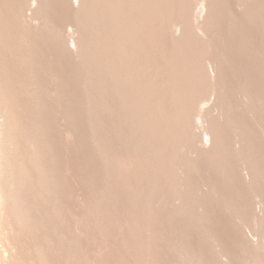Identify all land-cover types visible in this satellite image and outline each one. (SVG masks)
Instances as JSON below:
<instances>
[{
	"label": "rangeland",
	"instance_id": "1",
	"mask_svg": "<svg viewBox=\"0 0 264 264\" xmlns=\"http://www.w3.org/2000/svg\"><path fill=\"white\" fill-rule=\"evenodd\" d=\"M1 1V3L0 4H2V5H0V10L2 11H0L1 13L0 14H2L3 12H6V10H7V8H8V6L9 5H14L15 3H14V1L13 0H11L10 2H9V0H7V1H5V0H0ZM7 2V4H5V2ZM44 1V0H43ZM42 0H41V2H40V4H39V6H38V11H40L39 13H41V14H43L44 13V15H45V17H43V16H41V17H37V19H35L36 21L37 20H39V21H37V23L35 22H29V21H27L28 23H26L25 25H23V27H21L20 28V26H21V24L19 25V27L17 26H15V24L17 25V23H15V22H13L14 21V19L12 20L11 18V20L10 19H8V21L5 23V24H7V27H8V29L6 30L5 29V24L2 22H0V25H2V26H0L1 28H3L4 27V29L5 30H3V31H5V33L7 34V32L6 31H11V32H13L14 33V31H17V28H20V29H22L21 30V32H22V34H17V35H15L17 32H15V34H13V35H15L14 36V38L15 37H19L18 38V40L20 41H18V43H19V45H18V47H16L17 48V50L14 48L15 46H17V44L13 47V48H11V50L12 51H14V52H12L11 50H9V51H5L7 48H9L10 49V47H8V45L7 46H3V45H1V47L3 46V47H7V48H5V50H3L4 48L2 47V50H1V47H0V52H2V53H0V84H2V85H4V84H10V81L12 80L11 78H14L12 81H11V85H9V86H11L10 87V91H9V93H11L12 91V95L13 96H11V95H7L8 96V98L9 97H12V98H9V103H11L10 105L12 106V110L13 109H15V110H11V112H13L16 116H14L13 115V113H10L8 116V118H9V123H11L12 122V120L14 119H16L18 122H14V120H13V122H14V124L15 123H17V125L15 124H13V125H11V126H13V127H15V126H18V127H20L21 128V131H22V129H23V131H24V127L28 130V132L31 134H29L30 136H32V138H34V137H36L35 135H37V136H39L40 134L42 135V137L41 136H39L41 139V143H43V144H46L45 145V148L43 147L44 145L42 144L41 146L43 147L41 150H39V149H37V151L40 153H38V152H36L35 153V155H31V153L29 152L28 154H26V152H28L29 150H28V147H27V143H26V141H23V138H20L19 136H22V135H18V137H16V135H13L14 136V138H13V146L14 145H16V146H14V148H12V149H14L15 150V148H17V151L15 150V152H17L18 153V150H19V152L21 153H18V154H16L17 155V157L19 158L20 156V158L18 159L17 157H13L12 159L15 161V159L17 158V160L18 161H15L16 162V165L17 166H19L20 164L22 165V166H25L24 165V163L26 164V162H27V164H26V166H25V168L24 167H22L21 165L19 166V167H17L16 165L14 166V165H12L13 166V168L15 169V171L16 172H14V173H18V177H20L22 174H23V176L22 177H24V178H22V179H20L21 180V182L23 183V184H20L21 182H19L17 179H19L18 177L17 178H14V180H13V178L11 179V181H12V183H14L15 182V184H12L13 186L12 187H14V185H16V187L18 186V188H16V189H18V190H16L15 189V187H14V190H15V192L17 193L18 191V193L16 194L15 192H14V194H15V196H17V197H15V199H13L14 197V194L12 193L13 192V188L12 187H10V189H9V192H10V195L9 196H12L13 198L11 199L9 196H7V198H8V200H4L3 201V204H2V206H1V209H0V221L3 223H1L0 222V227H1V229H0V237L2 238H4V240H2L1 242H0V264H8L9 262V264H65L66 262H67V264H149V262H150V264H153V262L155 263V264H176L177 262V264H187L188 263V261H189V263L188 264H195V262H196V264H264V256L262 257V255H264L263 253H264V241H263V239H264V230H263V228H264V209H263V207H264V153H262V152H264V147L262 148V146H264V132L262 133V130H264L263 128H264V108H263V106H264V87H262V86H264V44H262V43H264V0H249V2H248V0L246 1V0H199V3H198V1L197 0H194V2H192V4H190L189 5V2L191 3V1H193V0H190V1H188V3H186L187 2V0L185 1V0H170L171 1V4H169L170 5V7L171 8H169V11L167 10V8H166V10L167 11H164L163 12V14L164 15H162V16H164V18H165V20H162L161 19V22L160 21H158V20H156V22L154 23V22H152L155 26H153V24H150V25H152V31H150V32H154V30L156 31V33L159 31V29H160V32H158L157 34L160 36L158 39L160 40L162 37H163V39H161V41L160 42H158L159 40H157V39H155V41H157L156 42V44L155 45H157V47H158V45H159V43H160V45H159V47L157 48L156 47V52L155 53H157V54H155L154 53V55H153V57L151 58L152 59V61H154V62H151L150 61V63H149V65L150 66H154L153 64H159V66L158 65H156V66H158V67H156V68H158V69H153V68H155V67H150V66H148L149 68H148V70H149V72H150V78L151 79H153L152 81L154 82V81H156L157 83L158 82H160V84H161V82H162V80H163V85L165 84H167L168 82H170V83H168V84H171V81L172 80H175V75H176V77H177V74H178V72L180 73L179 75L180 76H182V77H180L179 75H178V78H183V77H185V76H187L189 73H186V71H185V75H184V73H181V70L180 71H175V70H173L172 72H171V70H169V72L170 73H173V74H170L169 72H168V74H167V71H168V67L170 66V68H171V66H175L176 67V65H178L177 63H176V61H175V59L177 60H179L180 58H181V56L180 55H182L183 56V53H186L187 55L189 54V55H193V56H191V57H194V58H196L195 56H194V54H196V56L198 55V57H205V58H203V59H206L205 61H207L208 62V60H210V59H212L213 58V60H214V56H216V58H218V59H216V61L214 60V63L212 62L213 60H210L209 62L211 63H213V65H220L219 67H215V70H213V71H215L213 74H211V72H213V71H210L211 69H208L209 71H210V73L208 74L207 72H208V70H206L205 69V65L207 64V62L205 63V62H203V63H205V64H203L202 66H201V68L199 67L198 69H200V71H202V69L205 71H207L206 73H203L204 71H202V76H204L205 77V81L207 80V82L209 83V85H208V83H206L207 84V86H206V84L204 83V77L203 78H201L200 80H201V82L202 83H204V89L202 90V88L200 89H198V91L199 92H201L200 90H202V92L201 93H204L205 94V96L204 95H200V93H199V96H200V98L201 99H203V97H209V98H205V103H206V101L208 100V101H210L209 103H208V101H207V103L206 104H203L202 102H201V105L203 106H201L199 103V105L196 103V106L194 107V109L196 108H198L199 109V107H200V112H201V110H202V112L203 113H201V114H203L205 117H207V119H204V116L202 115V116H200L201 114H199L200 112L198 111V109L195 111V113H196V115L197 116H195V113H193V118H194V121L196 120V122H197V124H195V127H194V123H196V122H194L193 121V119L191 118V122L193 123V125H192V123L191 122H189L188 120V122L186 121H184L183 122V125H185V123H186V128H185V126H184V128H183V131H184V134H183V137L182 138H184V139H181L180 140V143L183 145V144H185V145H187V144H189V142H190V144H189V146L190 147H188V146H182L181 144V147L183 148L184 147V151H182V149L181 150H179V147L180 146H176V147H178L177 149H176V151H175V148L176 147H173V146H171V144H169L168 142H166V141H159V143L156 141V140H154V139H150L151 137H152V133L153 132H156L155 130H159V128L161 127V126H155L152 130L150 129V128H152V127H150L149 128V130L148 131H150V132H148L149 134H148V136L146 135L147 133H146V131L144 130L145 128H144V126L143 125H141V124H145V121L144 120H142L143 122L139 125V124H137L136 123V125H134V122H132L131 120H129V119H127L126 118V115L127 114H125V112H124V107H123V105H122V103L121 102H119L120 103V105L119 104H117V103H115V99L113 100V98L112 97H115V93H114V95H113V92L112 91H114V89H116V91L118 92L119 91V89H118V87L116 86L115 88H114V86H112L113 84L111 83V81L110 80H107V79H109V77L107 78V76L108 75H106L103 71H104V69L103 70H101L102 68H100L101 66H100V64L101 63H99V60H98V62L96 61L97 59H99V58H95V61L94 62H96L95 63V65H93L92 63V59L93 58H91V60L89 59L90 57H91V55L95 52H93V49H91V45H94V44H92L93 43V40H95V39H92V40H89V38H90V34L91 33H95L96 31H92L91 33H90V31H91V29L89 28V31H86L87 29V27H94L95 25H96V21L98 20H100L101 19V17H100V19L98 18V16H96L97 18H94L95 16H93V18L94 19H97V20H95L94 21V19H91L90 21H89V19H90V17H92V12H91V15L89 16L88 14V16H87V18L89 17V19L86 21L85 20V24L87 25V23L88 24H91V23H95L94 25L93 24H91V25H88V26H86L85 25V27H84V29H86V30H84L83 29V27L81 28V26L78 24V23H80V21H77V19H78V17L76 16V10H75V8L77 9L78 8V5H79V3L76 1V0H71L72 2H75L76 1V3H72V6H71V3H69L70 2V0H69V2H67L68 3V5H70L71 7V10L70 9H68V5H67V3L66 4H63V3H65L66 2V0L64 1V0H59L60 2H62V4L60 3V2H56L55 0H45L46 1V3H44ZM58 1V0H57ZM68 1V0H67ZM176 2V3H174V2ZM195 1H197V2H195ZM200 1L201 2H204L207 6H205V4H204V6H203V3L202 4H200ZM214 1V2H213ZM5 4V6L4 7H2L3 6V3ZM8 2H9V5H8ZM56 2V4H54ZM92 2V1H91ZM180 2H184V3H180ZM207 2V3H206ZM209 2V3H208ZM232 3V5H231V3ZM243 2V3H242ZM195 3V4H194ZM197 3H198V6H197ZM226 3V4H225ZM257 3H258V5L259 6H256L257 5ZM76 5L77 7H74L73 5ZM78 4V5H77ZM173 4V5H172ZM178 6H177V5ZM195 5V6H192V5ZM212 4L214 5V6H212ZM220 4V5H219ZM229 4H230V6H229ZM251 4V5H250ZM82 5V4H81ZM181 5H184V9H187L189 6H192V7H189L188 9H190L191 11L189 12V11H187V10H184V9H182L181 7H179V6H181ZM185 5H189V6H185ZM199 5H202L203 7H199ZM210 5L212 6V8L210 7ZM221 5H222V7H221ZM226 5V6H225ZM55 6V7H54ZM219 6V7H218ZM229 6V7H228ZM5 7H6V9H5ZM74 7V9H73V12H72V8ZM85 7H88V6H86V5H84V8ZM178 7H179V10H176V8L178 9ZM193 7H196V8H198V10L199 9H203L204 10V7H206V9H205V13H203V10L201 11L200 10V12L199 11H195V10H193V9H191V8H193ZM262 7V8H261ZM3 8H4V11H3ZM47 8V9H46ZM52 8V10H49V9H51ZM67 10H65V9ZM82 8H83V6H82ZM174 8V9H173ZM196 8H194V9H196ZM207 8H208V10H207ZM46 9V10H45ZM172 10V12H171V10ZM183 10V12H182V10ZM215 9V10H214ZM228 9V10H227ZM68 10H70V11H68ZM84 10V9H83ZM88 10V9H87ZM86 10V11H87ZM175 10V11H174ZM197 10V9H196ZM210 10V13H208L207 11H209ZM54 11V12H53ZM56 11V12H55ZM59 11V12H58ZM74 11H75V14L73 15V13H74ZM192 11H194V14H193V16H195V17H192ZM219 11V12H218ZM229 11H231V13L229 12ZM235 11V12H234ZM238 11V12H237ZM248 11V12H247ZM65 12V14L66 15H64L63 13ZM165 12H166V14H165ZM174 12V13H173ZM182 12V13H181ZM184 12H186V15H187V17H185L184 15H185V13ZM190 13V15L189 14H187V13ZM192 12V13H191ZM197 12H199V13H197ZM228 12H229V14H228ZM52 13V14H51ZM54 13V14H53ZM69 13H72L71 15H69ZM173 15H172V14ZM183 15L185 18L183 19L182 17H179L180 15ZM200 13H202V14H200ZM206 13H207V15H206ZM221 13V14H220ZM236 13H237V15H236ZM244 13V14H243ZM247 13V14H246ZM263 13V14H262ZM68 14V15H67ZM89 14H90V12H89ZM175 14H176V16H175ZM197 14V15H196ZM214 14V15H213ZM233 14V15H232ZM250 14H252V16L250 15ZM189 15V16H188ZM201 15V16H200ZM216 15V16H215ZM221 17H220V16ZM225 15V16H224ZM228 15H230V16H228ZM232 15V16H231ZM242 15V16H241ZM66 16V17H65ZM74 17L75 18V21H73L74 19H72L71 17ZM191 16V17H190ZM199 16V17H198ZM211 16V17H210ZM233 16H234V19H233ZM237 16V17H236ZM245 16V17H244ZM1 17H2V15H1ZM54 17V18H53ZM57 17V18H56ZM178 17V18H177ZM200 17H201V20H200ZM206 18V17H209V18H206L207 19V21H206V19H204V18ZM225 17V18H224ZM227 17V18H226ZM232 17V18H231ZM244 17V18H243ZM250 17V18H249ZM255 17V18H254ZM259 17V18H258ZM39 18V19H38ZM43 18V20H40V19H42ZM64 18V19H63ZM67 18H69V20L67 19ZM70 18H71V20H70ZM162 18V17H161ZM169 18H171V19H169ZM186 18H189L188 20L189 21H187V19ZM213 18H214V20H213ZM220 18V19H219ZM229 18V19H228ZM239 18V19H238ZM261 18V19H260ZM46 19H48V20H46ZM67 19V20H66ZM173 19H174V21L176 22L178 19H180V20H178L177 22H179L177 25H175L176 23L173 21ZM175 19H177V20H175ZM185 19H186V21L190 24H187V22L185 21ZM194 19V20H193ZM195 19H196V21H195ZM210 19V20H209ZM253 21H252V20ZM1 20V19H0ZM9 20L10 21H12L10 24H8L9 23ZM45 20V21H44ZM63 20V21H62ZM79 20V19H78ZM94 22H93V21ZM160 20V19H159ZM167 20H169V21H167ZM181 20H184V21H182L183 23H181ZM193 20V21H192ZM198 20V21H197ZM211 20H213V21H211ZM220 20V21H219ZM228 20V21H227ZM246 20V21H245ZM2 21H3V19H2ZM40 21H41V23H40ZM43 21V22H42ZM59 21V22H58ZM69 23L68 25H67V22ZM90 23H89V22ZM158 21V22H157ZM164 21H166L167 23H166V25H165V22ZM170 21H173L174 22V24L172 23V22H170ZM195 21V22H194ZM200 21V22H199ZM203 21H204V23L205 24H203ZM223 21L225 22V23H223ZM232 21H233V23H232ZM248 21H250V22H248ZM262 21V22H261ZM44 22H46V23H44ZM72 22H73V25H72ZM75 22V23H74ZM160 22V23H159ZM162 22H164L163 24H162ZM184 22L186 23V25L184 26ZM217 24H216V23ZM221 23V25L223 26H221V25H218V23ZM234 22H236V24H234ZM248 22V23H247ZM258 24H257V23ZM15 23V24H14ZM50 24V26H49V24ZM57 23H59V24H57ZM157 23H159L160 24V26H162V29H161V27L159 26V24H157ZM169 23V24H168ZM180 23H181V25H180ZM192 23H194V24H192ZM201 24V25H203L204 27H206V30H204V27L203 26H198V24ZM219 23V24H220ZM13 24V26H10V25H12ZM44 24H46L47 26L45 27L44 26ZM53 24H55V25H53ZM71 24V26H69ZM74 24H76L75 25V27H74ZM157 24V25H156ZM162 24V25H161ZM170 25V24H172L173 26L175 25V27H176V29H175V27L174 28H172V26L170 25V30L171 31H173L172 29H174V33H172L168 28V25ZM182 24H183V26H182ZM196 24V25H195ZM210 24V25H209ZM212 24V25H211ZM262 24V25H261ZM4 25V26H3ZM40 25V26H39ZM51 25H52V27H51ZM60 25V26H59ZM63 25L64 26H66L67 28L69 27H71L68 31H69V34H68V31H66V30H64V28H63ZM77 25L79 26L78 28H77ZM166 26V31L165 32H163L165 29V26ZM189 25V26H188ZM195 25V26H194ZM217 25H218V27H217ZM225 25V26H224ZM242 25V26H241ZM37 26V27H36ZM49 26V27H48ZM55 26H56V28H55ZM58 26L60 27V29L61 30H63V32H61V31H59L60 29L58 28ZM62 26V27H61ZM178 26V27H177ZM179 26H181L180 27V31H177V30H179ZM191 26H192V28H191ZM213 26V27H212ZM234 27V29H237V30H235V32H234V29H232L233 27ZM237 26H239V27H237ZM254 26V27H253ZM6 27V28H7ZM14 27V29H12ZM16 27V28H15ZM31 27H33V28H31ZM39 27V28H38ZM42 27V28H41ZM45 27V28H44ZM48 27V28H47ZM156 27V28H155ZM187 29H186V28ZM194 27L196 28L195 30H194ZM200 27H201V30L204 32V33H201V30H200ZM232 29V30H230V28ZM237 27V28H236ZM241 27V28H240ZM242 27H243V29H242ZM251 27V28H250ZM257 27H259V28H257ZM0 28V32L2 33V29ZM56 30H55V29ZM73 28V29H72ZM81 28V29H80ZM155 28V29H154ZM159 28V29H158ZM172 28V29H171ZM178 28V29H177ZM183 28V31H181V29ZM197 28H199V29H197ZM203 28V29H202ZM208 28V29H207ZM210 28H212V29H210ZM215 28V31L213 30ZM227 28V29H226ZM16 29V30H15ZM35 29H36V31L37 32H35ZM49 29V30H48ZM57 29H59V30H57ZM77 29V31H75V30ZM84 31H83V30ZM154 29V30H153ZM164 29V30H163ZM185 29V30H184ZM220 29V30H219ZM222 29H224V30H222ZM241 29V30H240ZM257 29V30H256ZM259 29H260V31H259ZM23 30H25V33L23 32ZM34 30V31H33ZM40 30V31H39ZM44 30L46 31V33L44 32ZM48 30V31H47ZM53 30V31H52ZM71 30H73V31H75L76 33L74 34ZM93 30V29H92ZM94 30H95V28H94ZM163 30V31H162ZM187 30V31H186ZM226 30H227V32H226ZM249 30V31H248ZM9 31V32H10ZM56 31V35L57 36H54V32ZM59 31V32H58ZM66 31V32H65ZM100 30H97V32H99ZM176 31H177V34H179L178 36H175V34H176ZM190 31V32H189ZM193 31H194V33H193ZM197 31H198V33H197ZM207 31V33H205ZM230 31V32H229ZM240 31V32H239ZM257 31V32H256ZM8 32V33H9ZM53 34V36H52V34ZM58 32V33H57ZM71 32H72V34H71ZM78 32H81V33H78ZM89 33V35H88V33ZM100 32H102V30L100 31ZM99 32V33H100ZM166 32H168V34H166L167 36H165V33ZM171 34H170V33ZM193 34H192V33ZM201 34H200V33ZM209 32V33H208ZM211 32V33H210ZM231 32H232V34H231ZM238 32V33H237ZM0 33V34H1ZM4 33V32H3ZM2 33V34H3ZM4 33V34H5ZM27 33V34H26ZM42 33V34H41ZM44 33V34H43ZM65 33V35L63 36V34ZM85 33V35H82V34H84ZM183 33H185V34H183ZM190 33V34H189ZM221 33V34H220ZM223 33V34H222ZM226 33V34H225ZM247 33H249V34H247ZM255 33V34H254ZM259 33V34H258ZM0 35V38H2V39H0L1 40V42L5 39V40H10L9 38L10 37H8L7 39L5 38L6 37V35ZM39 34V35H38ZM60 34V35H59ZM172 34H174V39L172 38V41H171V37H173V35ZM176 34V35H177ZM191 34H192V36H191ZM195 34V35H194ZM202 34H204L203 36H202ZM220 34V35H219ZM228 34H230V35H228ZM235 34V35H234ZM241 34L243 35L242 37H241ZM73 37L74 35L76 36H78L79 35V38H81L82 36V41L83 42H81V39H80V41H78L79 43V45L77 44L76 45V43H77V40H78V37L77 38H72L71 39V37ZM82 35V36H81ZM156 35V34H155ZM171 35V36H170ZM183 35V36H182ZM185 35V36H184ZM187 35V36H186ZM201 37H200V36ZM218 35V36H217ZM5 36V37H4ZM36 36V37H35ZM38 36H40V37H38ZM48 36V37H47ZM61 37V36H63L64 38H59V37ZM67 36H68V39H66L65 40V38H67ZM74 36V37H75ZM170 36V37H169ZM181 36V37H180ZM190 36H191V38H190ZM217 36V38H215ZM230 36V37H229ZM232 36V37H231ZM237 38H236V37ZM251 36V38H252V40H251V38H249V37ZM50 37L52 38V37H54L57 41H55V39L54 38H52V41H50L51 39H50ZM57 37L59 38V40L57 39ZM198 37V38H197ZM204 37V38H203ZM221 37V38H220ZM229 37V38H228ZM233 37H235V40L233 39ZM239 37V38H238ZM248 37V38H247ZM254 37V38H253ZM47 38V39H46ZM71 39V42L73 41V45L74 46H72V47H70L69 45H71L72 43L71 42H69L70 41V39ZM168 38V39H167ZM181 38V39H180ZM183 38L185 39V41L183 40ZM188 38V39H187ZM189 38H190V40H189ZM197 38V39H196ZM201 38V39H200ZM214 38L217 40H214ZM23 39V40H22ZM46 39V40H45ZM54 39V40H53ZM62 39H64V41H62ZM76 39V40H75ZM86 39H88V42L86 41ZM205 39H207V40H205ZM213 39V40H212ZM241 39V40H240ZM243 39V40H242ZM250 39V40H249ZM35 40V41H34ZM44 40V41H43ZM74 40H75V42H74ZM84 40L86 41V43H84ZM165 40V41H164ZM170 40V41H169ZM180 40H182V41H180ZM197 40V41H196ZM202 40V41H201ZM204 40V41H203ZM232 40V41H231ZM249 40V41H248ZM259 40V41H258ZM11 42L13 41V40H10ZM9 41V42H10ZM22 41H24L23 43H21ZM37 41H39V42H37ZM55 41V42H54ZM58 41L60 42V44L58 43ZM90 41L92 42V43H90ZM162 41H163V43H162ZM184 41V42H183ZM187 41H188V43H189V41H193V43L192 44H188L187 43ZM196 41V43H194ZM199 41H201V42H199ZM214 41V42H213ZM225 41V42H224ZM245 41V42H244ZM257 42L256 44H255V42ZM41 42L43 43V44H41ZM49 42V43H48ZM53 42V43H52ZM62 42V43H61ZM64 42V43H63ZM67 42L68 43H70V44H68V45H66L67 44ZM173 42V43H172ZM182 42V43H181ZM219 42V43H218ZM58 43L59 45H60V47L61 46H64V44L67 46V48L66 49H68V51L66 50V49H63L62 47L60 48L59 47V45L56 44ZM87 43L91 46H89V45H87ZM94 43L96 44V42L94 41ZM175 43V44H174ZM202 43V44H201ZM224 43V44H223ZM239 43H241V44H239ZM246 43V44H245ZM7 44H9V43H7ZM13 44H15V42L14 43H11V44H9L10 46H12ZM53 44H55V45H53ZM169 44H171V45H169ZM185 46H184V45ZM187 44H188V46H187ZM228 44H231V45H228ZM259 46H258V45ZM53 45V46H52ZM168 47H167V46ZM177 45H178V47H177ZM194 45V46H193ZM199 45V46H198ZM225 45V46H224ZM28 46V47H27ZM42 46V48H40ZM76 46H78V48H76ZM90 48H89V47ZM173 46V47H172ZM175 46H176V48H175ZM181 46V47H180ZM187 46V47H186ZM191 46V47H190ZM228 46V47H227ZM239 47V49H237L238 47ZM242 46V48L240 49V47ZM248 46V47H247ZM251 46H252V48H251ZM258 46V47H257ZM20 47V48H19ZM23 47V48H22ZM33 47V48H32ZM44 47V48H43ZM55 47H57V48H55ZM76 48V49H73V48ZM87 47V48H86ZM237 47V48H236ZM35 48V49H34ZM39 48V49H38ZM50 48V49H49ZM55 48V49H54ZM64 48H65V46H64ZM147 48H148V46H147ZM172 48H173V50H172ZM175 48V49H174ZM181 48L183 49L184 48V50H182L181 51ZM185 48H186V50H185ZM220 48V49H219ZM19 49V50H18ZM21 49V50H20ZM33 49V50H32ZM63 49V50H62ZM82 49H83V51H82ZM91 49V51L93 52H89V54L90 55H88L89 56V58L87 57V55L86 54H88L87 52L89 51ZM163 49H165V50H163ZM215 49V50H214ZM252 49V50H251ZM8 50V49H7ZM16 50V51H15ZM27 52H26V51ZM31 50V51H30ZM36 50V51H35ZM42 50V51H41ZM47 50V51H46ZM73 50H75V51H73ZM189 50V51H188ZM195 50V51H194ZM245 52H244V51ZM249 50V51H248ZM5 51V52H4ZM18 51V52H17ZM19 51H21V52H19ZM26 54H28L29 55V57H28V60H29V62H28V64H29V67L28 66H26V67H24L25 69L27 68L28 70H30L31 71V73H33V71H35V73H34V76H35V79H37L36 81L37 82H35V81H33V83L35 82V84L38 86H36L35 84H33L32 82H30V84L32 83L33 85H35V88H36V92H38V91H40V93L38 92V93H36L35 91V93H36V97H38V100H37V98H36V100L38 101H35V103H33V102H31L30 101V104L29 105H31V106H26L25 107V100L23 99V98H25V96H24V94H23V92H24V90L25 89H29V88H31V85L29 86V83H28V86L26 87V85H27V83H26V75L28 74V70L26 69V71L23 69H21V66H22V64H20L19 62H18V60H19V58H20V62L22 63V59H23V56H25V54L23 53V52ZM30 51V52H29ZM46 51V52H45ZM67 51V52H66ZM78 51V52H77ZM178 51V52H177ZM185 51V52H184ZM202 53H201V52ZM207 51H209V52H207ZM223 51V52H222ZM231 51L233 52V54L231 53ZM238 51V52H237ZM255 51V52H254ZM256 51H258V52H256ZM7 52H11L12 53V56H11V53L10 54H8V55H10V56H8L7 55ZM17 52V54H15ZM43 52V53H42ZM53 52V53H52ZM76 52V53H75ZM159 52V53H158ZM161 52H162V55H161ZM166 52V53H165ZM198 52V53H197ZM205 52H207L206 54H205ZM229 52H230V54H229ZM254 52V53H253ZM6 53V54H5ZM14 53V54H13ZM18 53H23L22 55L21 54H18ZM45 53V54H44ZM78 53V54H77ZM84 53V54H83ZM171 53V54H170ZM177 53V54H176ZM179 53H182V54H180V55H178ZM235 53V54H234ZM241 53V54H240ZM244 53V54H243ZM5 54V55H4ZM26 54V55H27ZM31 54H33V55H31ZM38 54V55H37ZM75 54V55H74ZM164 54V55H163ZM177 55V56H174V55ZM213 56H212V55ZM2 55V56H1ZM7 55V56H6ZM13 55H16L15 57L13 56ZM55 55H56V57H55ZM60 55V56H59ZM70 55H72L71 57H70ZM156 55V56H155ZM159 55L161 56V57H159ZM220 57H219V56ZM224 55V56H223ZM18 56H19V58H18ZM22 56V57H21ZM36 56V57H35ZM39 56H42V57H39ZM51 56V57H50ZM80 56V57H79ZM223 56V57H222ZM38 57V58H37ZM155 57V58H154ZM159 57V58H158ZM171 57V60L169 59ZM174 57V58H173ZM176 57V58H175ZM188 57H190V56H188ZM258 59H257V58ZM6 58V59H5ZM9 58V59H8ZM30 58V59H29ZM33 58V59H32ZM58 58V59H57ZM67 58H68V60H67ZM77 58H79L78 60H77ZM88 58V59H87ZM185 58H187V57H185ZM207 58H210V59H208L207 60ZM221 58V59H220ZM2 59V60H1ZM31 59H32V61H31ZM43 60V61H40V60ZM61 59V60H60ZM66 59V60H65ZM74 59V60H73ZM81 59V60H80ZM82 59H83V61H82ZM169 59V60H168ZM226 59L228 60V62L226 61ZM247 59H248V61H247ZM10 60H12V61H10ZM78 61V62H76V61ZM79 60H80V62H79ZM90 60V61H89ZM101 60H103V59H101ZM168 60V61H167ZM218 60H220V63L221 64H219L218 62ZM245 60V61H244ZM254 60V61H253ZM258 60V61H257ZM8 61V62H7ZM30 61H31V63H30ZM36 61V62H35ZM45 61V62H44ZM54 63H53V62ZM72 61H73V63H72ZM75 61V62H74ZM163 61V62H162ZM231 61V62H230ZM242 61V62H241ZM253 61V62H252ZM261 61V62H260ZM7 62V63H6ZM41 62V63H40ZM46 62H48V63H46ZM65 62H68V63H65ZM90 64V66L92 65L93 66V68H92V66H91V68H89L90 66L87 64ZM103 62V61H102ZM165 62V63H164ZM168 62H169V64H168ZM172 62V63H171ZM208 62V63H209ZM216 62L218 63V64H216ZM226 62H227V64L229 65H227L226 64ZM229 62H230V64H229ZM6 63V64H5ZM57 63V64H56ZM65 63V64H64ZM75 63V65H73ZM82 63H84V64H82ZM88 65V67H85V66H87L86 64ZM99 63V64H98ZM153 63V64H152ZM160 63H161V65H160ZM209 63V64H210ZM211 63V64H212ZM244 63V64H243ZM3 64V65H2ZM8 64V65H7ZM18 64H20V65H18ZM30 64H31V66H30ZM67 64H70V65H67ZM77 64H78V66L80 67H78L77 66ZM82 64V65H81ZM103 64V63H102ZM164 64H167V65H165L164 66ZM209 64H208V66H209ZM225 64V65H224ZM235 64V65H234ZM250 66H249V65ZM5 65V66H4ZM9 65H11V67L9 66ZM15 67H14V66ZM42 65H43V68H42ZM53 65H54V67H53ZM61 65V66H60ZM67 65V66H66ZM163 65V66H162ZM213 65H211L212 67H214ZM232 65V66H231ZM253 65V66H252ZM4 66V67H3ZM9 66V67H8ZM19 66V67H18ZM34 66V67H33ZM37 66H38V68H37ZM46 66V67H45ZM69 66V67H68ZM72 66V67H71ZM74 66V67H73ZM97 66H99V68H97ZM165 67L166 68V66H167V70H166V74L168 75V77L166 76V74L164 73V75H165V79H167V81L165 80V79H162V71H164V68H163V70L161 71V74L159 73L160 72V67ZM173 66V67H174ZM179 66V65H178ZM177 66V67H178ZM207 66V65H206ZM258 66V67H257ZM261 66V67H260ZM3 67V68H2ZM6 67V68H5ZM174 67V68H175ZM235 67V68H234ZM254 67V68H253ZM5 68V69H4ZM8 68V69H7ZM15 68H16V70L18 71H14L15 70ZM18 68V69H17ZM23 68V67H22ZM35 68H37V70H35ZM40 68V69H39ZM48 68H50V69H48ZM55 70H54V69ZM81 68H84L85 69V71H84V69H81ZM151 68V69H150ZM207 68V67H206ZM208 68H210V66L208 67ZM233 68V69H232ZM251 68H253V69H251ZM3 69V70H2ZM19 69L20 70H22L21 72L19 71ZM32 69V70H31ZM44 69H46L45 71H44ZM66 69V70H65ZM82 70V72H79V71H81ZM88 69H89V71H88ZM98 69H100V70H98ZM175 69H177V68H175ZM212 69H214V68H212ZM219 69V70H218ZM224 69H227V70H224ZM246 69H248L247 71H245ZM257 69V70H256ZM7 70H8V72H7ZM10 70H12V71H10ZM41 70V71H40ZM54 70V71H53ZM70 70H72V72H70ZM75 70H77V71H75ZM93 70V71H92ZM98 70V71H97ZM154 72H153V71ZM157 70H159L158 71V73H157ZM191 71H192V69H190ZM223 70V71H222ZM232 70V71H231ZM236 70V71H235ZM238 70V71H237ZM253 70V71H252ZM3 73H2V72ZM24 71V72H23ZM30 71H29V73H30ZM41 73V75H40V73ZM47 71V72H46ZM95 71V72H94ZM97 71V72H96ZM146 74H149V72H147V69H145V70H143ZM243 71H245L244 73H243ZM249 71V72H248ZM252 71V72H251ZM260 71V72H259ZM15 72V73H14ZM88 72L89 73H91L90 75L88 74ZM100 72V73H99ZM103 72V73H102ZM155 72L158 74V75H156L155 74ZM177 73V74H175V73ZM219 72V73H218ZM256 72V73H255ZM258 72V73H257ZM261 72H263L262 74H261ZM1 73H2V75H1ZM9 73V74H8ZM21 73H22V75H21ZM23 73H24V75H23ZM37 73V74H36ZM45 73V74H44ZM68 73H69V75H68ZM75 73V74H74ZM78 73V74H77ZM88 75H87V74ZM94 73V74H93ZM153 73V74H152ZM215 73H216V75H215ZM221 73H222V75H221ZM240 73V74H239ZM250 75H249V74ZM251 73H253V74H251ZM260 73V74H259ZM7 75V76H5V75ZM15 74H17L16 76H15ZM20 74V75H19ZM49 74V75H48ZM83 74V75H82ZM86 76H85V75ZM98 74V76H99V78L101 77V76H103L101 79H102V81H99L100 79L98 78V76H96ZM102 74V75H101ZM181 74H183V75H181ZM204 74V75H203ZM207 74L208 75H210V77L208 76V77H206L207 76ZM217 74H219V75H217ZM226 74V75H225ZM241 76H239V75ZM244 74V75H243ZM5 77H4V76ZM38 75V76H37ZM51 75V76H50ZM52 75H53V77H52ZM79 75V76H78ZM92 75V76H91ZM153 75V76H152ZM155 75V76H154ZM162 76L161 78H160V76ZM172 77V76H174V78L172 77V78H170V76ZM201 75H199V76H201ZM206 75V76H205ZM211 75H214L213 77H215L216 79H214L213 77H211ZM221 75V76H220ZM231 75V76H230ZM1 76H3V77H1ZM11 76V77H10ZM22 76V77H21ZM40 76V77H39ZM42 76H44V77H42ZM69 76V77H68ZM74 76V78H72ZM82 76H84V77H82ZM91 76V77H90ZM94 76V77H93ZM143 76V75H142ZM152 76V77H151ZM201 76V77H202ZM235 76V77H234ZM238 76H239V78H238ZM252 76H254L253 78H252ZM7 77V78H6ZM10 77V78H9ZM17 77V78H16ZM25 79H24V78ZM51 77V78H50ZM57 77V78H56ZM71 77V78H70ZM88 77V78H87ZM92 77L94 78V80L92 79ZM106 78V81L104 80L105 78ZM154 77H157V78H154ZM227 77V78H226ZM231 77V78H230ZM256 77V78H255ZM263 77V78H262ZM2 78H4V79H2ZM20 78H23V79H20ZM39 78H41V80L39 79ZM43 78H44V80H43ZM45 78H47V79H45ZM53 78V79H52ZM61 78V79H60ZM69 78V79H68ZM76 78V79H75ZM90 78V79H89ZM97 78H98V80H97ZM178 78L176 79L177 81V83H181V84H183V86L184 87H187V88H190L191 87V85H189V83L190 82H192V81H190V79H187V78H189V77H185V78H183V79H185V82L183 81V79H182V81H180L181 79H179L178 80ZM207 78V79H206ZM210 78H213L212 80H210ZM218 78V79H217ZM243 80H242V79ZM2 79V80H1ZM19 79V80H18ZM34 79V78H33ZM32 79V80H33ZM78 79H79V82H78ZM82 79H83V82H84V80H85V84H86V86H85V84H83V82H82ZM95 79H96V81H95ZM156 79V80H155ZM170 79H171V81H170ZM221 79H224V80H221ZM238 79H239V81H240V83H242L243 85H242V88H241V86H239V89H240V93L238 92L239 91V89H236L237 88V86H235L236 84L237 85H241L240 83H239V81H238ZM241 79V80H240ZM250 79V80H249ZM255 79V80H254ZM7 80V81H6ZM9 80V81H8ZM39 80V81H38ZM45 80L47 81V82H45ZM50 80V81H49ZM58 80H60V81H58ZM73 80H75V81H73ZM81 80V81H80ZM88 80V81H87ZM91 80H92V82H91ZM169 80V81H168ZM188 80H189V83H188ZM213 80H215V81H218V82H221L220 84L221 85H218V83L216 82V83H214V84H216V85H218V87L215 85L214 86V84L211 82V81H213ZM22 81V82H21ZM49 81V82H48ZM65 83H64V82ZM69 81V82H68ZM72 81V82H71ZM103 81H105L106 83H104ZM110 81V82H109ZM187 81V82H186ZM226 81H228V82H226ZM242 81V82H241ZM248 81H250V82H248ZM258 81V82H257ZM5 82V83H4ZM54 82V83H53ZM78 82V83H77ZM87 82H89V83H87ZM109 82V83H108ZM113 82V81H112ZM165 82H167V83H165ZM247 82H248V84H247ZM257 83V85H256V83ZM16 83V84H15ZM22 83V84H21ZM24 83V84H23ZM40 83V84H39ZM44 83V84H43ZM52 83V84H51ZM70 83V84H69ZM81 85H80V84ZM92 83H96L95 84V87H94V84L92 85ZM98 83H100V84H98ZM104 83V84H103ZM107 83H108V86H109V88H110V86H111V89H113V90H108L109 88L107 87L106 88V86H107ZM111 83V84H110ZM157 83H155V85H160V84H157ZM210 83H211V85H210ZM225 83V84H224ZM232 83V84H231ZM236 83V84H235ZM252 85H251V84ZM254 83V84H253ZM6 84V85H7ZM14 86H13V85ZM51 84V85H50ZM55 84V85H54ZM59 84V85H58ZM75 84H79V85H75ZM102 84L105 86H102ZM106 84V85H105ZM110 84V85H109ZM168 84L166 85V86H168ZM250 84V85H249ZM259 84H260V86H259ZM32 85V88H33V90H34V86ZM46 85V86H45ZM53 85V86H52ZM61 85L63 86V87H61ZM70 85V86H69ZM73 85V86H72ZM82 85H84L85 87H86V89H85V87L83 86L82 87ZM88 85V86H87ZM89 85H92V86H89ZM164 85V86H165ZM230 85H232V86H230ZM40 86V87H39ZM72 86V87H71ZM82 87V88H79V87ZM97 86V87H96ZM101 88H100V87ZM209 86H211L212 87V89L209 87ZM213 86H214V88H215V90L218 88H220L219 89V91H215V90H213ZM223 88H222V87ZM246 88L245 89V91L246 90H248V89H250V91L248 90V92H250V96L246 93V94H243V93H245V91H244V87ZM248 86H249V88H248ZM257 86V87H256ZM18 87H20V88H18ZM26 87V88H25ZM44 87H47V88H44ZM51 87V88H50ZM53 87H56V88H53ZM66 87V88H65ZM77 87V88H76ZM99 87V90L97 89ZM207 87V88H206ZM217 87V88H216ZM234 87H236L235 89V91H237V92H235L234 91ZM253 87V88H252ZM14 88V89H13ZM40 88H43V89H41L40 90ZM50 88V89H49ZM59 88V89H58ZM62 88V89H61ZM73 88H76V89H73ZM79 88V89H78ZM92 88V89H91ZM96 88V89H95ZM103 88V89H102ZM210 88V89H209ZM228 88V89H227ZM229 88H231V89H229ZM256 88V89H255ZM259 88H260V90H259ZM16 89V90H15ZM52 89H55V90H53L52 91ZM67 89V90H66ZM69 89V90H68ZM71 89H72V93H71ZM90 89H91V91H90ZM217 89V90H218ZM233 89V90H232ZM253 89H255V91L253 90ZM18 90H20V92L18 91ZM47 90H48V92H50V93H48L47 92ZM51 90V91H50ZM59 90V91H58ZM79 90H81V91H79ZM89 90V91H88ZM106 90V91H105ZM241 90H243L242 92L243 93H241ZM16 91V92H15ZM26 91V90H25ZM46 91V92H45ZM68 91V92H67ZM70 91V92H69ZM74 91H77L76 93L74 92ZM84 91V92H83ZM99 91H101V92H98ZM104 91V92H103ZM112 93V95H110V92ZM204 91V92H203ZM206 91V92H205ZM224 93H223V92ZM229 91V92H228ZM231 91L233 92V93H231ZM253 93H252V92ZM46 93V94H44V93ZM53 92L54 93H56V94H53ZM60 92H62V94L60 93ZM79 92V93H78ZM81 92V93H80ZM85 92H87V93H89V94H87V96H86V94H85ZM92 92V93H91ZM98 94H97V93ZM221 93L220 95L218 94V93ZM17 93V94H16ZM25 93V92H24ZM66 93V94H65ZM79 95H78V94ZM83 93L85 94V96L83 95ZM91 93V94H90ZM94 93V94H93ZM95 93H96V95H95ZM107 93V94H106ZM238 93V94H237ZM252 93V94H251ZM260 93V94H259ZM21 95V96H23V97H21L20 98V96L19 95ZM37 94H40V95H37ZM51 94V95H50ZM61 94V95H60ZM70 94V95H69ZM101 95V97H100V95ZM125 94L128 96L129 95V93H126L125 92ZM155 94V93H154ZM225 94V95H224ZM228 94V95H227ZM230 94V95H229ZM253 94H256V95H258V96H256V95H253ZM43 95V96H42ZM47 95V96H46ZM64 95V96H63ZM214 95V96H213ZM219 96V97H217V96ZM240 95H241V97H240ZM246 96V98L244 97V96ZM45 96H46V98H45ZM60 96V97H59ZM75 96V97H74ZM78 96V97H77ZM91 96V97H90ZM158 96H160V97H162L161 96V93H158ZM202 96V97H201ZM226 96H228V97H226ZM231 96V97H230ZM17 97V98H16ZM47 97H49L48 99H47ZM50 97H51V99H50ZM55 97V98H54ZM57 97V98H56ZM67 97H69L68 99H67ZM107 97H108V99H107ZM125 97V96H124ZM123 97V98H124ZM223 97V98H222ZM236 99H235V98ZM255 97V98H254ZM257 97H259L258 99H257ZM40 98H42V100L40 99ZM101 98V99H100ZM167 98H169V99H177V98H170V96H167V95H165L164 97H162V99H160L162 102H165V100H167V102H165V103H168V102H172V103H177L178 102V100H169L168 101V99ZM199 98V97H198ZM225 98V99H224ZM249 98V99H248ZM262 98V99H261ZM11 99V100H10ZM17 99V100H16ZM21 99V100H20ZM107 99V100H106ZM124 99H126L125 101H129L127 98H124ZM201 99H199V102L200 101H203V100H201ZM231 99V100H230ZM233 99V100H232ZM239 99V100H238ZM251 99V100H250ZM23 100V101H22ZM50 100H51V102H50ZM54 100V103H52V101ZM63 100V101H62ZM102 100H105V103H107L108 102V100H109V102L107 103V104H103L102 102ZM164 100V101H163ZM181 100V101H180ZM179 101L182 103V102H184L183 101V99H180ZM214 102V103H212V101ZM223 100V101H222ZM235 100V101H234ZM262 100V101H261ZM11 101V102H10ZM13 101H15L14 103H13ZM17 101V102H16ZM40 101V102H39ZM100 101H102V102H100ZM238 101V102H237ZM251 101V102H250ZM22 102V103H21ZM77 102H78V104H77ZM102 103V104H100V103ZM111 102V103H110ZM114 102V103H113ZM152 102V101H151ZM151 102L149 103L151 106H147L148 108H149V110H147V108L145 107V110L146 111H148V112H150L151 110L150 109H152L153 108V105L151 104ZM227 102V103H226ZM238 104H237V103ZM242 102V103H241ZM245 102V103H244ZM252 102H254V103H252ZM18 103V104H17ZM95 103V104H94ZM126 103H128V102H126ZM185 103V102H184ZM225 103V104H224ZM244 103V104H243ZM21 104V105H20ZM23 104V105H22ZM33 104L35 105V107L33 106ZM38 104V105H37ZM40 104V105H39ZM42 104V105H41ZM52 104V105H51ZM71 104V105H70ZM76 104V105H75ZM101 105V106H98V105ZM108 104L110 105V107L108 106ZM148 104V105H149ZM183 104V103H182ZM223 104V105H222ZM69 105L72 107H69ZM78 105H80V106H78ZM91 105V106H90ZM94 105V106H93ZM97 106V108L99 109H96V106ZM102 105H104V107L102 106ZM107 105V106H106ZM198 105V106H197ZM205 105V106H204ZM213 105V106H212ZM221 107V108H219V106ZM242 105H244V106H242ZM89 108H88V107ZM208 106V107H207ZM211 106V107H210ZM260 106V107H259ZM65 107V108H64ZM74 107V108H73ZM83 107H85V108H83ZM101 107V108H100ZM210 107V108H209ZM222 107H223V109H222ZM237 107H239V108H237ZM20 108H22V109H20ZM63 108V109H62ZM66 108H67V110H66ZM108 108V109H107ZM202 108H204V110H206L207 108L209 109H207L206 110V113H205V111H203V109ZM206 108V109H205ZM214 108H215V110H214ZM242 108V109H241ZM260 108H261V110H260ZM20 111H19V110ZM33 109H35V111H33ZM77 109V110H76ZM85 109V110H84ZM210 109H211V111H210ZM227 109V110H226ZM254 109L256 110V111H254ZM60 110V111H59ZM69 110V111H68ZM72 110H74V111H72ZM110 110V111H109ZM144 110V111H145ZM216 110H218V111H220L219 113H218V111H216ZM222 110V111H221ZM252 110V111H251ZM15 111V112H14ZM24 111V116H23V112ZM45 111V112H44ZM65 111V112H64ZM70 111L72 112V113H70ZM83 113V115H82V113ZM84 111V112H83ZM107 111V112H106ZM113 111V112H112ZM144 111H143V113H141L142 115L144 114ZM198 111V112H197ZM226 113V117H225V113ZM227 111V112H226ZM258 111V112H257ZM262 111V112H261ZM41 112V113H40ZM47 112V113H46ZM52 112V113H51ZM56 112V113H55ZM63 112V113H62ZM90 112V113H89ZM112 112V113H111ZM207 112H208V114L210 115V113H211V115L209 116L208 114H207ZM237 114H236V113ZM243 112V113H242ZM26 113V114H25ZM28 113H30V114H28ZM38 113V115H36V114ZM69 113H70V115H69ZM76 115H75V114ZM91 113L93 114V115H91ZM113 113H115V114H113ZM216 113V114H215ZM221 113V114H220ZM239 113V114H238ZM34 114V115H33ZM43 114H44V116H43ZM66 114V118L64 117V115ZM71 114H72V116H71ZM78 114H80V115H78ZM86 114V115H85ZM110 114V115H109ZM118 114V115H117ZM146 114H148L147 112H145V115ZM149 114H151V113H149ZM229 114V115H228ZM13 115V116H12ZM26 115V116H25ZM40 115H42V116H40ZM50 115H52V116H50ZM69 115V116H68ZM89 115V116H88ZM95 115V116H94ZM101 115V116H100ZM117 115V116H116ZM219 118V119H221V117H222V119L221 120H219L218 118H215L216 116ZM218 115H221V117L220 116H218ZM31 116V117H30ZM35 116V117H34ZM37 116V117H36ZM51 117V118H47V117ZM68 116V117H67ZM88 116V117H87ZM97 116V117H96ZM104 116V117H103ZM106 116V117H105ZM120 116V117H119ZM180 115H178V117H179ZM181 116H182V112H181ZM180 116V117H181ZM200 116V118H201V120H199L197 117H199ZM229 116V117H228ZM241 116H243V117H241ZM24 117H26V118H24ZM39 117V118H38ZM43 117V118H42ZM45 117H46V119H48V120H46L45 119ZM57 117H58V119H57ZM78 117V118H77ZM92 117H95V118H92ZM103 117V118H102ZM108 117V118H107ZM117 117V118H116ZM184 117V116H183ZM210 117H212V118H210ZM239 117V118H238ZM18 118V119H17ZM20 118V119H19ZM29 118V119H28ZM74 118H76V119H74ZM110 118V119H109ZM142 118V117H141ZM196 118V119H195ZM237 118V119H236ZM245 118V119H244ZM253 118V119H252ZM256 118V119H255ZM262 118V119H261ZM11 119V120H10ZM35 119V120H34ZM37 119V120H36ZM42 121H41V120ZM44 119V120H43ZM57 121H56V120ZM67 119V120H66ZM70 119V120H69ZM78 119V120H77ZM86 119H87V121H86ZM89 119V120H88ZM95 120V121H93V120ZM97 119V120H96ZM197 119H198V121H200V122H204V121H207V123L209 124L208 125V128H206V130L207 129H212V131H210V130H205V132H207L208 134H207V136L210 134V133H214L212 136V138L210 137V135H209V137L211 138L210 140H209V137H204V138H202V136L201 135H199L198 134V132H202L203 130H204V125H206L207 126V123L206 122H204V123H201V125L200 124H198V121H197ZM214 119V120H213ZM249 119H250V121H249ZM20 120V121H19ZM24 122H23V121ZM39 120V121H38ZM55 122H54V121ZM60 120V121H59ZM66 120V121H65ZM85 120V121H84ZM92 120V121H91ZM213 120V121H212ZM241 120V121H240ZM255 120V121H254ZM11 121V122H10ZM26 121V122H25ZM29 121H31V122H34V123H36V124H38L39 122L41 123L40 125L38 124V126L35 124L34 126H36V127H34L33 126V124L32 123H30V126H31V128L29 127V125H27V122H28V124H29ZM36 121V122H35ZM38 121V122H37ZM64 121V122H63ZM77 121H80L79 123L77 122ZM116 122V124H114L115 122ZM119 121H121V122H119ZM214 121H216V122H214ZM220 121V122H219ZM223 122V124H222V122ZM226 121V122H225ZM251 121H253V122H251ZM12 122V123H13ZM68 122H70V124L68 123ZM73 124H72V123ZM91 122V123H90ZM110 122V123H109ZM125 122V123H124ZM126 122H128V123H126ZM173 122H175V120L173 121ZM213 122H214V124L216 125V127H215V125L213 124ZM218 122V123H217ZM262 122H263V124H262ZM11 123V124H12ZM51 123V124H50ZM63 123V124H62ZM66 123V124H65ZM86 123V124H85ZM94 123L96 124L97 123V125H94ZM122 123V124H121ZM171 123H172V121H171ZM187 123L189 124L190 123V125L189 126H187ZM227 125H226V124ZM244 123V124H243ZM22 124H24V125H22ZM32 124V125H31ZM45 124V125H44ZM58 124V125H57ZM92 124H93V127L92 128H90L91 126H92ZM99 124V125H98ZM110 124V125H109ZM112 124V125H111ZM124 124V125H123ZM130 124V125H129ZM132 124V125H131ZM173 124V123H172ZM236 124V125H235ZM246 124V125H245ZM258 124V125H257ZM260 124V125H259ZM59 126V127H55V126ZM66 127H65V126ZM69 125V126H68ZM83 125V126H82ZM121 125V128L119 127ZM123 125V126H122ZM134 125V127L136 128L137 126V128L135 129V128H131V126H133ZM182 125V126H183ZM192 125V126H191ZM197 125V126H196ZM213 125V126H212ZM224 125V126H223ZM238 125V126H237ZM23 128H22V127ZM81 128H80V127ZM90 126V127H89ZM95 126V127H94ZM99 126V127H98ZM109 126V127H108ZM116 126V128H114ZM139 126H140V128H139ZM199 126V127H198ZM201 126H203V128H201ZM209 126H212L213 128H209ZM220 126H222V127H220ZM236 126V127H235ZM261 126V127H260ZM4 129L6 128L7 129V124L5 125H3L2 126ZM29 127V128H28ZM64 127V128H63ZM192 127H194V130L192 129ZM223 127H224V129H223ZM228 127V128H227ZM248 127V128H247ZM9 128H10V126H9ZM60 128V129H59ZM75 128V129H74ZM83 128V129H82ZM98 128V129H97ZM126 128V129H125ZM190 130H192V132L194 131V134L192 133V132H188V129ZM196 128H198V130L197 131H195L196 130ZM200 128V129H199ZM222 128V129H221ZM227 128V129H226ZM19 128H17V129H15L14 128V131L16 130V132H17V130H18ZM25 129V131L27 132V130ZM65 129V131L68 133V134H65L66 136H63L64 134L63 133H65V131H63ZM66 129H68V130H66ZM71 129V130H70ZM77 129H78V131H77ZM89 131H88V130ZM93 129H95V130H93ZM101 129V130H100ZM130 129V130H129ZM143 129V130H142ZM148 129V128H147ZM203 129V130H202ZM219 129H220V131H219ZM237 129V131H235ZM241 129V130H240ZM20 130V129H19ZM74 130V131H73ZM81 130V131H80ZM86 132H85V131ZM92 130V131H91ZM112 130H113V132H112ZM136 130V131H135ZM201 130V131H200ZM223 130V131H222ZM226 130L228 131L227 133H226ZM239 130H240V132H239ZM250 130H252V131H250ZM254 130V131H253ZM260 130V131H259ZM46 131V132H45ZM100 131H101V133H100ZM124 131V132H123ZM127 131V132H126ZM130 131H132V132H130ZM142 131H143V133L145 132L146 134H144L143 135V133H142ZM216 131V132H215ZM241 131H243V133L241 132ZM15 132V134H18L19 132H17L16 133ZM34 132V134H32ZM49 132V133H48ZM51 132V133H50ZM60 132V133H59ZM71 132V133H70ZM82 132V133H81ZM89 132H90V134H89ZM95 132V133H94ZM99 132V133H98ZM107 132V133H106ZM121 132V133H120ZM158 132V131H157ZM195 132L197 133V134H195ZM204 132V133H205ZM210 132V133H209ZM225 132V133H224ZM233 132V133H232ZM236 132H239V134L238 133H236ZM257 132V133H256ZM259 132H261L260 134H259ZM42 133H44V134H42ZM46 133V134H45ZM58 135H57V134ZM70 133V134H69ZM86 133V134H85ZM108 133H109V135H108ZM111 133H113L112 135H111ZM131 133H132V135H131ZM134 133H136V134H134ZM188 133V135L186 136V134ZM189 133H191V137H190V135H189ZM221 133V134H220ZM233 135H232V134ZM242 133V134H241ZM19 134H21V132L19 133ZM61 134V135H60ZM72 134V135H71ZM89 134V135H88ZM95 134V135H94ZM127 135L128 137H126L125 135ZM140 134H141V136H140ZM206 134V133H205ZM220 134V135H219ZM226 134V135H225ZM229 134V135H228ZM238 134V135H237ZM70 137H69V136ZM84 135V136H83ZM99 135V136H98ZM100 135H101V137H100ZM116 135H120V136H117L116 137ZM134 135V136H133ZM196 136L197 137V135H198V137L197 138H199V136L201 137L200 139H199V142H200V144L199 143H197L198 141H196V137H195V139L194 138H192V137H194V136ZM218 135V136H217ZM225 135V136H224ZM232 137H231V136ZM235 135V136H234ZM237 135V136H236ZM240 135V136H239ZM249 135V136H248ZM28 136V135H27ZM54 136H56V137H54ZM73 136V137H72ZM90 136V137H89ZM104 136V137H103ZM125 136V137H124ZM132 136V137H131ZM136 136V137H135ZM137 136H138V138H137ZM140 136V137H139ZM142 136H144V137H142ZM146 136H147V138L150 136V140L148 141L147 139H146ZM186 136V137H185ZM215 136V137H214ZM217 136V137H216ZM259 136V137H258ZM263 136V137H262ZM39 137L38 138H36V140L37 141H39ZM60 137V138H59ZM62 137V138H61ZM63 137H66V138H63ZM67 137H69L68 139H67ZM96 137V138H95ZM144 139H146V140H143L142 138ZM190 139H189V138ZM222 137H223V139H222ZM228 137V138H227ZM244 137V138H243ZM252 137V138H251ZM26 138V137H25ZM27 138H29V137H27ZM71 138V139H70ZM93 140H92V139ZM101 138V139H100ZM119 138H121V140L119 139ZM206 138H207V140H206ZM215 138V139H214ZM234 138V139H233ZM258 138V139H257ZM22 139V140H21ZM43 139V140H42ZM65 139V140H64ZM86 139V140H85ZM103 139V140H102ZM113 139V140H112ZM123 139V140H122ZM186 139V140H185ZM191 139H193L192 141L194 142V144H192L193 142H191ZM202 139V140H201ZM219 141H218V140ZM222 139V140H221ZM230 139V140H229ZM242 139V140H241ZM18 140H19V142H18ZM31 140V139H30ZM97 141V142H95V141ZM120 140V141H119ZM129 140V141H128ZM144 141V143H143V141ZM152 140V141H151ZM153 140H154V143H153ZM189 140V142H187L186 143V141H188ZM198 140V139H197ZM204 140H206V141H209V142H203ZM211 140H213L212 141V143H211ZM215 140H217V141H215ZM239 140V141H238ZM251 140V141H250ZM22 141H23V143H22ZM43 141V142H42ZM45 141V142H44ZM56 141V142H55ZM82 141H83V143H82ZM94 141V142H93ZM125 142V143H123V142ZM133 141V143L135 144V146H134V144H132V143H130V142H132ZM147 141V142H146ZM185 142V143H182V142ZM237 141H238V144H237ZM248 142L247 144H246V142ZM25 142V143H24ZM54 144H53V143ZM91 142H92V144H91ZM103 142H104V144H103ZM105 142H107V143H105ZM121 142V143H120ZM149 142H151V144H149ZM223 142V143H222ZM225 142H226V144H225ZM240 142H242V143H240ZM244 142V143H243ZM252 142H254V143H252ZM261 142V143H260ZM16 143H18V144H16ZM22 143V144H21ZM50 143H52V144H50ZM85 143V144H84ZM156 143H157V146H159V147H157L156 146ZM166 143V144H165ZM197 143V144H196ZM206 143V144H205ZM211 143V144H210ZM216 144L215 146V148H213L214 147V145H212V144ZM221 143V144H220ZM259 145H258V144ZM48 144V145H47ZM120 144V145H119ZM145 145V147L144 146H141V145ZM198 144L200 145V146H198ZM209 144H210V146H209ZM226 146H225V145ZM234 144V145H233ZM263 144V145H262ZM23 145V146H22ZM83 145V146H82ZM99 145V146H98ZM102 145H104V146H102ZM118 145V146H117ZM150 145V147L149 148H151L152 147V145H153V149H151L152 150V152L151 151H149L150 149L147 147V146H149ZM193 145H194V147H193ZM197 145V146H196ZM228 145V146H227ZM231 145V146H230ZM237 145V146H236ZM251 145V146H250ZM19 146V147H18ZM46 146H47V148H46ZM50 146V147H49ZM56 146V147H55ZM87 146V147H86ZM89 146V147H88ZM95 146H96V148H95ZM104 148V149H102V147ZM116 146V147H115ZM122 146V147H121ZM201 146H203V147H201ZM234 146V147H233ZM240 146V147H239ZM25 147V148H24ZM65 147V148H64ZM115 147V148H114ZM125 147V148H124ZM147 147V148H146ZM155 147L161 152V153H159V152H156L155 150ZM166 147V148H165ZM186 147H188V148H186ZM210 147H212V148H210ZM230 147V148H229ZM233 149H232V148ZM237 149H236V148ZM239 147V148H238ZM249 148V149H245V148ZM261 147V150L259 149ZM26 148H27V151H26ZM50 148V149H49ZM53 148H55V149H53ZM101 148V149H100ZM107 148H108V150H107ZM117 148V149H116ZM122 150H121V149ZM135 148V149H134ZM143 148V149H142ZM159 148H161V150L159 149ZM173 148V149H172ZM190 148V149H189ZM197 148V149H196ZM219 148V149H218ZM229 148V149H228ZM235 148V149H234ZM25 149V150H24ZM52 149V150H51ZM88 149V150H87ZM128 149V150H127ZM137 149V150H136ZM216 149V150H215ZM50 150V151H49ZM62 150V151H61ZM98 150H100V151H98ZM104 150V151H103ZM132 150V151H131ZM135 150V151H134ZM145 150H147V151H145ZM175 152H174V151ZM190 150H192V151H190ZM206 151V152H203V151ZM212 152H211V151ZM216 152H215V151ZM227 150V151H226ZM231 150V151H230ZM236 150V151H235ZM242 152H241V151ZM249 150V151H248ZM258 150H260V151H258ZM25 151V152H24ZM47 151H48V153H47ZM59 151V152H58ZM96 151H98V152H96ZM117 151V152H116ZM130 151V152H129ZM134 151V152H133ZM149 151V152H148ZM171 151V152H170ZM186 151H188V152H186ZM209 151V152H208ZM235 151V152H234ZM262 151V152H261ZM44 152H45V154H44ZM51 152H53L52 154H51ZM99 152H101V154H99ZM103 152V153H102ZM116 152V153H115ZM128 152V153H127ZM154 152H155V154H154ZM166 152H167V155L168 156H165L166 155ZM169 152V153H168ZM185 152V153H184ZM196 152H199V153H196ZM202 152V153H201ZM213 152H215V154H213ZM219 154H218V153ZM234 152V153H233ZM43 153V154H42ZM47 153V154H46ZM56 153V154H55ZM60 153V154H59ZM121 153V154H120ZM145 153V154H144ZM150 155H149V154ZM152 153V154H151ZM160 154V157H162L163 156V159H160V157H158L159 156V154ZM183 155H182V154ZM187 153V154H186ZM194 153V155H192ZM207 154V155H203V154ZM238 153H240V154H238ZM249 153V154H248ZM256 153V154H255ZM24 154H26V155H24ZM29 154H30V157H31V159H32V156H33V159H35L34 161H37L36 163L38 164V166H37V168H35V167H33L32 165H31V159L29 158ZM38 154V155H37ZM49 154V155H48ZM55 154V155H54ZM59 154V155H58ZM64 154V155H63ZM94 154V155H93ZM105 154V155H104ZM116 154V155H115ZM133 154V155H132ZM136 154V156H134ZM144 154V155H143ZM157 154V155H156ZM161 154H162V156H161ZM169 154H170V156H169ZM210 156H209V155ZM217 154V155H216ZM224 156H223V155ZM227 154V155H226ZM232 154V156H230ZM235 154L237 155V157L235 156ZM244 154H246V156L244 155ZM248 154V155H247ZM259 154V155H258ZM36 155H37V157H36ZM58 155V156H57ZM91 155V156H90ZM120 155V156H119ZM126 155V156H125ZM154 155H155V157H157V158H155L154 157ZM173 155V156H172ZM187 155V156H186ZM202 155V156H201ZM212 155V156H211ZM239 155H241V157H242V159H241V157L239 156ZM250 155V156H249ZM252 155V156H251ZM258 155V156H257ZM260 155H261V157H260ZM24 156V157H23ZM26 156L28 157V158H26ZM35 156V157H34ZM51 156V157H50ZM57 156V157H56ZM93 156V157H92ZM99 156V157H98ZM104 156V157H103ZM125 156V157H124ZM131 156V157H130ZM142 156V157H141ZM148 156V157H147ZM175 156V157H174ZM177 156H179V157H177ZM195 156V157H194ZM199 156V157H198ZM200 156H201V159H200ZM205 156V157H204ZM215 156H218V158L220 159H218L219 161H217V157H215ZM41 159H40V158ZM42 157H44L43 159H42ZM54 157V158H53ZM88 157V158H87ZM134 157V158H133ZM137 157H138V159H137ZM149 158V159H147V158ZM151 157V158H150ZM170 157V158H169ZM176 157H177V159H176ZM182 157V158H181ZM193 157V158H192ZM207 157H209V158H207ZM224 159H223V158ZM232 159H231V158ZM236 157V158H235ZM246 157V158H245ZM47 158V159H46ZM51 160H50V159ZM55 158H56V160H55ZM64 158V159H63ZM79 158V159H78ZM140 158H143V159H140ZM147 160H146V159ZM159 158V159H158ZM172 158V159H171ZM213 159V161H212V163H211V160ZM215 158V159H214ZM237 158H239V159H237ZM246 159V162H245V159ZM255 158V159H254ZM12 159L10 158L9 160H11L10 162L11 163H13L14 164V161L12 162ZM22 159V160H21ZM25 159V160H24ZM27 159V160H26ZM58 159V160H57ZM145 159V160H144ZM155 159V160H154ZM166 159V160H165ZM168 159L169 160H171V161H168ZM182 159V160H181ZM188 159H191V161H189ZM227 159V160H226ZM251 159V160H250ZM253 159V160H252ZM258 159L261 161H258ZM44 160V161H43ZM92 162H91V161ZM104 160H106V161H104ZM116 160V161H115ZM117 160H119V161H117ZM129 160V161H128ZM142 160H144L143 162H142ZM186 160V161H185ZM196 160V161H195ZM199 160V161H198ZM201 160H202V162H201ZM203 160H204V164H203ZM207 160H209V161H207ZM224 160V161H223ZM232 160V161H231ZM242 160V161H241ZM244 160V161H243ZM40 161V162H39ZM46 161V162H45ZM57 161V162H56ZM104 161V162H103ZM109 161V162H108ZM164 161H166V163H168V162H170V163H168V168H170V171L168 170V173H169V175L171 176V178H172V180H171V178L170 177H168L169 175L168 174H166L165 172L167 171V170H162L161 168H160V165L161 166H163V163H164ZM176 161V162H175ZM195 161V162H194ZM207 163H206V162ZM215 161V162H214ZM228 161V162H227ZM248 161V162H247ZM254 161H256V162H254ZM9 162V161H8ZM18 162V163H17ZM44 162V163H43ZM61 162V163H60ZM134 162V163H133ZM138 162V163H137ZM157 162H162V164H160V163H157ZM179 162V163H178ZM180 162H182V163H180ZM197 162V163H196ZM209 162V163H208ZM219 162V163H218ZM241 162V163H240ZM11 163L9 164V167H10V169L12 168V166H10L11 165ZM20 163V164H19ZM40 163V164H39ZM45 163H46V166H45ZM48 163H49V165H48ZM57 163V164H56ZM89 163V164H88ZM94 163V164H93ZM141 163H143V164H141ZM149 163V164H148ZM156 163V164H155ZM186 163V164H185ZM193 163H196V164H193ZM200 163H201V165H200ZM206 163V164H205ZM231 163H233L232 165H231ZM235 163H236V165H235ZM242 163H244L245 165H243ZM42 164H44L43 165V167L41 166ZM106 164V165H105ZM141 164V165H140ZM160 164V165H159ZM175 164H180V165H185L184 166V169H183V167L181 166V167H177V166H180V165H175ZM214 164H216V166L214 165ZM218 164V165H217ZM255 165V166H257V167H255V166H253V165ZM261 164V165H260ZM263 164V165H262ZM7 165V164H6ZM28 165V166H27ZM50 165H51V167H50ZM59 165H62L61 167L59 166ZM90 165V166H89ZM109 165V166H108ZM138 165V166H137ZM150 165H152V167H150ZM165 165V164H164ZM171 165V166H170ZM174 165V166H173ZM187 165V166H186ZM188 165H189V167H188ZM192 165V166H191ZM203 165V166H202ZM221 165V166H220ZM224 165V166H223ZM241 165V166H240ZM252 165V166H251ZM40 166V167H39ZM49 166V167H48ZM144 166H145V168H144ZM155 166V167H154ZM173 166V167H172ZM176 166V167H175ZM195 166V167H194ZM198 166V167H197ZM208 166V167H207ZM211 166V167H210ZM213 166V167H212ZM218 166V167H217ZM230 166V167H229ZM232 166V167H231ZM247 166H248V168H247ZM250 166V167H249ZM21 167H22V169H21ZM47 167V168H46ZM105 167V168H104ZM111 167V168H110ZM116 167H118L117 169H115ZM138 167L140 168L139 170H138ZM156 167H158V169L156 168ZM194 167V168H193ZM201 167V168H200ZM246 167V168H245ZM253 169H252V168ZM12 168V169H13ZM56 170H55V169ZM84 168V169H83ZM90 168V169H89ZM133 168V169H132ZM136 168V169H135ZM144 168V169H143ZM148 168H150V169H148ZM186 168L189 170V172H188V170L186 171ZM199 168V169H198ZM255 168V169H254ZM19 169V170H18ZM25 171H24V170ZM27 169V170H26ZM31 169V170H30ZM33 169V170H32ZM62 169V170H61ZM154 169V170H153ZM159 169H161V172L162 171H164V172H159L158 173V170ZM178 170V172H176L175 173V170ZM203 170V172H202V170ZM212 169V170H211ZM219 170V171H217V170ZM227 169L230 171V169H231V171L229 172V171H227ZM241 169H242V171H241ZM17 170L19 171V172H17ZM40 170H43L44 171V173H43V178H44V180L45 181H47L45 184H46V186H44L43 187V185H45L44 184V182L42 183L41 182V177L39 178L38 176V178L40 179V180H38V178H36V176L35 175H37L36 173H35V171L36 172H38V171H40ZM84 170V171H83ZM86 170V171H85ZM152 170H153V172H152ZM171 170H173L174 171V173H173V171L171 172ZM194 170H195V172H194ZM196 170H199V171H196ZM221 170H223V171H221ZM244 170V171H243ZM246 170V171H245ZM256 170H258V171H256ZM12 171V170H11ZM31 171V172H30ZM51 171V172H50ZM119 171V172H118ZM134 171H136V172H134ZM160 171V170H159ZM180 171V172H179ZM185 171H186V173H185ZM193 171V172H192ZM215 171V172H214ZM221 171V172H220ZM261 171V172H260ZM116 172V173H115ZM118 172V173H117ZM184 172V173H183ZM199 172V173H198ZM233 172H235V173H233ZM240 172V173H239ZM252 172V173H251ZM254 172H255V174H254ZM258 172V173H257ZM260 172V173H259ZM5 173V172H4ZM3 173V174H4ZM9 173V172H8ZM7 173V174H8ZM14 173H12V176L14 177ZM25 173V174H24ZM31 173V174H30ZM156 173V174H155ZM172 173V174H171ZM195 173H197V174H195ZM206 173V174H205ZM220 173V174H219ZM228 173V174H227ZM234 175H233V174ZM241 173H243V174H241ZM246 173H248V174H246ZM251 174V178L252 179H250V174ZM2 173H1V175H3ZM7 174H5L4 176H5V178H3L4 176H1L0 175V177H1V180H2V178H3V182H8L7 184H6V182H5V184L0 180V185H4L2 188L4 189H6V192L8 191L7 189H8V184H9V182H11V181H9L8 180V175ZM58 174V175H57ZM117 174V175H116ZM155 174V175H154ZM176 176H175V175ZM178 174V175H177ZM192 174H194V175H192ZM204 176H203V175ZM209 176H208V175ZM216 174V175H215ZM241 174V175H240ZM258 174V175H257ZM261 174H262V176H261ZM7 175V176H6ZM25 175H26V177H25ZM29 175V176H28ZM44 175H46V176H44ZM47 175H49V176H47ZM115 175V176H114ZM181 177H180V176ZM195 175H197V176H195ZM200 175V176H199ZM205 175H206V177H205ZM222 177H221V176ZM244 175H245V178H244ZM254 175V176H253ZM30 176H32L31 178H30ZM34 176V177H33ZM56 176H58V177H56ZM95 176V177H94ZM105 176V177H104ZM139 176V177H138ZM154 176V177H153ZM159 176V177H158ZM163 176L165 177V179H163ZM184 176H186V178L183 177ZM232 176V177H231ZM259 178H258V177ZM28 177V178H27ZM51 177V179H53V180H49V178ZM54 177V178H53ZM60 177V178H59ZM62 177V178H61ZM135 177H137V178H135ZM174 177V178H173ZM179 177V180L177 179ZM188 177V178H187ZM203 177V178H202ZM211 177V178H210ZM223 177H225V178H223ZM239 177V178H238ZM257 177V178H256ZM35 178V179H34ZM46 178V179H45ZM59 178V179H58ZM135 178V179H134ZM158 178V179H157ZM169 178V179H168ZM192 178V179H191ZM196 178V179H195ZM200 179V181L198 180V179ZM207 179V180H205V179ZM228 178V179H227ZM249 178V179H248ZM4 179H5V181H4ZM25 179H26V182H25ZM56 179V180H55ZM62 179V180H61ZM103 179V180H102ZM174 179V180H173ZM186 179V180H185ZM195 179V180H194ZM203 179V180H202ZM209 179H211V180H209ZM222 181H220V180ZM244 179H246V180H244ZM27 180H28V182H27ZM153 180V181H152ZM159 180V181H158ZM161 180V181H160ZM181 180H182V182H181ZM188 180V181H187ZM207 182H205V181ZM228 180H232V181H228ZM234 180V181H233ZM243 182H242V181ZM249 180H251V182H250V184L248 183V181ZM253 180H254V182H253ZM55 181V182H54ZM155 181V182H154ZM178 181H179V183H178ZM185 181V182H184ZM201 181H202V184H201ZM211 181V182H210ZM213 181H215V183H213ZM218 181H220V183H222V184H220ZM236 181H237V183H236ZM2 182V183H1ZM18 182H19V184H20V186L18 185ZM33 182V183H32ZM40 182V183H39ZM49 182V184L50 185H47V183ZM52 182V183H51ZM95 182V184H93ZM164 182H165V184H164ZM177 182V183H176ZM225 182V183H224ZM245 182V183H244ZM27 183V184H26ZM57 183V184H56ZM63 183V184H62ZM158 183H160V184H158ZM162 183H163V185H162ZM168 183V184H167ZM176 184V186H174L175 184ZM181 183H184V185H185V187L183 186V184H181ZM187 183H189V184H187ZM191 183V184H190ZM196 183V184H195ZM198 183H199V186H201V185H204V187H206V188H204V187H202L201 186V188H199V187H196L198 190H196V188L195 187H193L194 186V184H195V186H197L198 185ZM212 183V184H211ZM227 183V184H226ZM244 183V184H243ZM255 185H254V184ZM32 184V185H31ZM34 184V185H33ZM38 184V185H37ZM55 184V185H54ZM83 184V185H82ZM85 184V185H84ZM153 184V185H152ZM171 186H170V185ZM174 184V185H173ZM207 184H208V186H209V184H211L212 185V187H210L209 186V188L207 187ZM6 185V186H5ZM21 185H23V186H21ZM25 185V186H24ZM42 185V186H41ZM58 185V186H57ZM62 185V186H61ZM155 185V186H154ZM180 185H182V186H180ZM187 185V186H186ZM239 185H241V186H239ZM249 185V186H248ZM251 185H254V186H252L251 187ZM257 185V186H256ZM86 186V187H85ZM99 186H100V188H99ZM104 186V187H103ZM134 186H135V188H134ZM158 186H159V188H161V192H160V189L158 188ZM169 186V188L167 189V187ZM173 186V187H172ZM178 186H179V188L180 187H182L184 190H182V188H180V189H178ZM191 186V187H190ZM224 186V187H223ZM243 186V187H242ZM247 186V187H246ZM259 186V187H258ZM20 187H22V188H20ZM34 187V188H33ZM41 187L43 188V189H41ZM85 187V188H84ZM102 187V188H101ZM137 187H139V189L137 188ZM164 187H165V191H164ZM173 188L172 190H173V192H172V190H170V188ZM188 187H189V189H188ZM195 188L194 190L195 191H200L199 193L198 192H194L193 190V192L191 193V189H193V188ZM225 187H226V189L227 190H229L230 189V191H227L226 189H225ZM234 187V188H233ZM240 187V188H239ZM245 187V188H244ZM251 187V188H250ZM21 190H20V189ZM47 188V189H46ZM56 188H59V189H56ZM81 188V189H80ZM157 188L159 189V190H157ZM175 188V189H174ZM248 188V189H247ZM252 188H254V189H252ZM256 188V189H255ZM30 191H29V190ZM35 189V190H34ZM46 189V190H45ZM50 189V190H49ZM53 189V190H52ZM163 189V190H162ZM167 189V190H166ZM180 190V192L178 193L177 192V190ZM208 189H210V190H208ZM213 189H214V191H213ZM219 189H220V191H219ZM246 189V190H245ZM261 189V190H260ZM55 190V191H54ZM93 190V191H92ZM96 190V191H95ZM133 190H135L133 193H132V191ZM154 190V191H153ZM174 190H176V191H174ZM203 190H204V192H203ZM208 191H210V192H208V194H210L209 196H208V194H206ZM223 190H225V191H223ZM231 190H233V191H231ZM241 192H240V191ZM255 190V191H254ZM263 190V191H262ZM21 191V192H20ZM23 191V192H22ZM42 191H44V192H42ZM47 191V192H46ZM139 191V192H138ZM141 191H143V192H141ZM157 191V192H156ZM187 191V193H189L190 192V194H193V197L192 196H188V194L186 195V193L185 192ZM246 191V192H245ZM253 191V192H252ZM259 193H258V192ZM50 192V193H49ZM54 193V195L56 196L55 198H54V200H53V204H51V205H49L50 203H46V201H47V198H49V195L51 194V193ZM80 192V193H79ZM121 192V193H120ZM145 192V193H144ZM154 192V193H153ZM159 192V193H158ZM165 192V193H164ZM168 192V193H167ZM203 192V193H202ZM217 192H219V193H217ZM226 192V193H225ZM237 192H239L238 194H237ZM11 193H12V195H11ZM22 193H24V194H22ZM28 193V194H27ZM52 193V194H53ZM129 193H131V194H129ZM137 193V194H136ZM141 193V194H140ZM147 193V194H146ZM155 193H157V195H159V196H157L156 195V197H157V199H156V197L154 196V194ZM162 193V195H160ZM164 193V194H163ZM173 193H175V194H173ZM179 194L178 196H177V194ZM182 193H184L185 194V196H183L184 194H182ZM214 193H216V194H214ZM230 193V194H229ZM240 193H241V195H240ZM253 193V194H252ZM22 194V195H21ZM39 194V195H38ZM59 194H60V196H59ZM133 194H135V195H133ZM138 194H140V195H138ZM144 194V195H143ZM168 194H169V196H168ZM204 194V195H203ZM207 196H206V195ZM217 194H219V195H217ZM229 194V195H228ZM232 194V195H231ZM260 194V195H259ZM19 195V196H18ZM20 195H21V199L22 200H18L17 198L18 197H20ZM34 195H36V197L34 196ZM41 195V197H38V196H40ZM46 195H47V197H46ZM85 195V196H84ZM143 195V196H142ZM171 195H173V196H171ZM174 195H175V197L177 198H175L174 197ZM183 197H185L184 199L183 198H181L182 196ZM200 195V196H199ZM223 195H224V197H223ZM252 195V196H251ZM263 195V196H262ZM43 196V197H42ZM59 196V197H58ZM93 196V197H92ZM100 196V197H99ZM128 196H131V197H128ZM160 196H162V197H160ZM169 198H168V197ZM179 196H181V197H179ZM214 196V197H213ZM218 196V197H217ZM233 196H235V197H233ZM240 196V197H239ZM253 196H254V198H253ZM255 196H258L257 198L255 197ZM25 197H26V199H25ZM27 197H28V199H27ZM33 197V198H32ZM46 197V198H45ZM60 199V200H57L58 198ZM139 197V198H138ZM142 197V199H140ZM170 197H173V198H170ZM186 197H188V198H186ZM199 199H198V198ZM202 199H201V198ZM206 197V198H205ZM220 197H222V198H220ZM6 198V197H5ZM6 198V199H7ZM38 198V199H37ZM40 198H41V200H40ZM146 198V199H145ZM148 198V199H147ZM154 198V199H153ZM164 198V199H163ZM181 198V200H178V199H180ZM191 198L193 199V200H195L194 202H192L193 200H191ZM206 200H205V199ZM210 199V201H209V199ZM215 198V199H214ZM219 198V199H218ZM242 198V199H241ZM251 198V199H250ZM11 199V200H10ZM20 199V198H19ZM31 199H32V201H31ZM43 199V200H42ZM101 199V200H100ZM145 199V200H144ZM160 199V200H159ZM165 199H166V202H165ZM168 199H170V200H168ZM172 199V200H171ZM188 201H187V200ZM214 199V200H213ZM227 199V200H226ZM239 199V200H238ZM256 199H258V200H256ZM29 200V201H28ZM39 200V201H38ZM106 200V201H105ZM112 200V201H111ZM133 200H135V202H132ZM151 200V201H150ZM174 200H176V201H174ZM183 200V201H182ZM185 200H186V203H187V205H189L190 207H188V206H186V203H185ZM196 200L198 201V202H196ZM223 200H224V203H223ZM237 200V201H236ZM251 201V202H248V201ZM256 200V201H255ZM25 201V202H24ZM28 201V202H27ZM32 203H31V202ZM35 201V202H34ZM60 201V202H59ZM140 201V202H139ZM144 201H146V203L144 202ZM150 201V202H149ZM173 201V202H172ZM177 201H178V203H179V205H178V203H177ZM191 201V202H190ZM205 201V202H204ZM234 203H233V202ZM238 202V203H236V202ZM246 201V202H245ZM14 202V203H13ZM42 202V203H41ZM45 202V203H44ZM54 202H56V203H54ZM113 202H115L114 203V205H112L113 204ZM157 202H159V204H157ZM162 202V203H161ZM169 202V203H168ZM181 202H183L182 204H181ZM188 202H189V204H188ZM202 202V203H201ZM223 203V204H221V203ZM229 202V203H228ZM244 202V203H243ZM259 202V203H258ZM16 203V204H15ZM17 203L19 204L18 206H16L17 205ZM130 203H133V204H130ZM171 203H172V205H171ZM175 203H177V204H175ZM197 203V204H196ZM204 203L206 204V205H204ZM213 203V204H212ZM215 203V204H214ZM225 203H226V205H225ZM258 203V204H257ZM13 206H12V205ZM25 204V206H27V207H25V206H23ZM29 204V205H28ZM33 204H35V205H33ZM56 204V205H55ZM58 204V205H57ZM138 204V205H137ZM145 204V205H144ZM175 204V205H174ZM192 204H196V205H198V207H196L195 205H192ZM203 204V205H202ZM219 204V205H218ZM239 204V205H238ZM245 204V205H244ZM247 204V205H246ZM263 204V205H262ZM5 205V206H4ZM20 205H22V206H20ZM39 205H41V207L39 206ZM47 205V206H46ZM49 205V206H48ZM154 205H156V206H154ZM160 205V206H159ZM163 205H165V206H163ZM167 205V206H166ZM186 207H185V206ZM209 207H208V206ZM215 205H218V206H216L215 207ZM224 205H225V208H223L224 207ZM234 207H233V206ZM260 205H261V207H260ZM54 206H56V207H54ZM140 206V207H139ZM162 206V207H161ZM177 206H180V207H177ZM195 208H194V207ZM207 206V207H206ZM221 206V207H220ZM239 206V207H238ZM2 207L5 209V210H3L2 209ZM17 207H20L19 209L17 208ZM60 207V209H58V208ZM136 207V208H135ZM152 207V208H151ZM172 207V208H171ZM214 209V211H212V208ZM215 207V208H214ZM218 207V208H217ZM220 207V208H219ZM229 207V208H228ZM230 207H232V209L230 208ZM236 207H237V209H236ZM240 207H242V208H240ZM256 207H258V208H256ZM9 208V211H10V209H11V213L7 210V209ZM17 209V210H15V209ZM23 208V209H22ZM26 208V209H25ZM29 208H31V209H29ZM38 208H40V209H38ZM42 208V209H41ZM50 208V209H49ZM159 210H158V209ZM167 208H168V210H167ZM171 208V209H170ZM181 208H182V210H181ZM188 208H190L189 210H188V214L186 213L185 214V212H187L186 211V209ZM191 208H192V210H191ZM193 208H194V210H193ZM197 208V209H196ZM199 208V209H198ZM204 208V209H203ZM235 208V209H234ZM254 208V209H253ZM260 208V209H259ZM24 209H25V211L27 212V210H28V213H26L25 211H24ZM33 209V210H32ZM38 209V210H37ZM53 211H52V210ZM140 209V210H139ZM153 209V210H152ZM155 209V210H154ZM174 209V210H173ZM218 209V210H217ZM220 209V210H219ZM230 211H229V210ZM240 211H239V210ZM20 210H22V212L20 211ZM31 210V211H30ZM48 210V211H47ZM51 212H50V211ZM131 210V211H130ZM144 210V211H143ZM164 210V211H163ZM184 210H185V212H184ZM191 210V211H190ZM196 210V211H195ZM204 210L206 211V212H204ZM211 210V211H210ZM216 210V211H215ZM224 210H226V211H224ZM236 210V211H235ZM1 211H2V213H1ZM4 211V212H3ZM20 211V212H19ZM41 211V212H40ZM46 211V212H45ZM58 211L60 212V213H58ZM128 211V212H127ZM132 211H134V213H132ZM146 211V212H145ZM154 211V212H153ZM158 211V212H157ZM175 211V212H174ZM181 211V212H180ZM190 211V212H189ZM217 211H219V212H217ZM233 211H235V213L233 212ZM252 211V212H251ZM6 212V213H5ZM9 212V213H8ZM36 212H38L37 214H35ZM43 213L42 215L40 214V213ZM50 212V213H49ZM149 212L151 213V215L149 214ZM165 212V213H164ZM166 212H167V214H166ZM176 213V214H174V213ZM178 212V213H177ZM180 212V213H179ZM200 212V213H199ZM215 212H217V213H215ZM223 212V213H222ZM230 212V213H229ZM262 212H263V214H262ZM5 213V214H4ZM68 215H67V214ZM129 213V214H128ZM141 213V214H140ZM144 213H146V214H144ZM196 213V214H195ZM220 213H222V214H220ZM231 213H233L232 215H231ZM238 213V214H237ZM252 213H253V215H252ZM2 214V215H1ZM7 214H8V217H7ZM12 214V215H11ZM23 214V215H22ZM27 214V215H26ZM65 214V215H64ZM77 214V215H76ZM133 214V215H132ZM147 214H148V216H147ZM155 214V215H154ZM159 214V215H158ZM165 214H166V216H165ZM169 214V215H168ZM183 214H185V215H183ZM200 214H201V216H200ZM213 214H214V216H213ZM241 214V215H240ZM244 214V215H243ZM256 214V215H255ZM17 217H16V216ZM33 215H34V217H33ZM57 215H60V216H57ZM80 217H79V216ZM135 215V216H134ZM143 215V216H142ZM146 215V216H145ZM154 215V216H153ZM162 215V216H161ZM194 215H196V216H194ZM199 215V216H198ZM206 216V217H203V216ZM224 215V216H223ZM231 215V216H230ZM235 215V216H234ZM248 215V216H247ZM5 216V217H4ZM11 216V217H10ZM28 216V217H27ZM41 216V217H40ZM45 218H43V217ZM53 216V217H52ZM64 216H65V218H64ZM75 216V217H74ZM76 216H77V218H76ZM142 216V217H141ZM163 216H165L166 217V219H165V217H163ZM169 216V217H168ZM172 216V217H171ZM180 216H182L181 218H180ZM229 216V217H228ZM246 216V217H245ZM2 217V218H1ZM5 219H4V218ZM9 217H10V219H9ZM13 217V218H12ZM20 217V218H19ZM31 219H30V218ZM48 217V218H47ZM50 217V218H49ZM57 217V218H56ZM62 219H61V218ZM134 217V218H133ZM139 217V218H138ZM147 217V218H146ZM180 219H179V218ZM190 217H191V219H190ZM211 217V218H210ZM214 217H215V220H217L216 222H214L215 220H214ZM219 217V218H218ZM223 217V218H222ZM237 219H235V218ZM263 219H262V218ZM37 218V219H36ZM130 219V220H127V219ZM131 218H133L132 220H131ZM146 218V219H145ZM154 218V219H153ZM177 218V219H176ZM184 218V219H183ZM197 218V219H196ZM205 218V219H204ZM208 218V219H207ZM228 218V219H227ZM230 218H232V219H230ZM257 218H259V219H257ZM14 219H15V221H14ZM28 219H30L29 221H28ZM47 219V220H46ZM81 219V220H80ZM90 219V220H89ZM144 219H145V222H144ZM148 219V220H147ZM150 219V220H149ZM156 219V220H155ZM159 219H160V221H159ZM168 219V220H167ZM173 219V220H172ZM194 219V220H193ZM200 221H199V220ZM204 219V220H203ZM225 219V220H224ZM253 220V221H251V220ZM6 220V221H5ZM22 220V221H21ZM25 220V221H24ZM41 220H45L44 222H42ZM61 220V221H60ZM78 220V221H77ZM118 220H119V222H118ZM122 220V221H121ZM134 220V221H133ZM139 220V221H138ZM155 220V221H154ZM171 220V221H170ZM177 220V221H176ZM184 222H183V221ZM209 220V221H208ZM229 220H231V221H229ZM242 220V221H241ZM257 220H260V221H257ZM17 221V222H16ZM36 221V222H35ZM39 223H38V222ZM63 221V222H62ZM85 221V222H84ZM114 221V222H113ZM130 221V222H129ZM151 221V222H150ZM166 221V222H165ZM174 221V222H173ZM180 221V222H179ZM192 223H191V222ZM206 221V222H205ZM207 221L209 222V223H207ZM221 221H222V224H221ZM239 223H238V222ZM263 221V222H262ZM7 224H6V223ZM22 222V223H21ZM48 222V223H47ZM78 222V223H77ZM118 222V223H117ZM125 222V223H124ZM127 222V223H126ZM134 222V223H133ZM141 222V223H140ZM156 222V223H155ZM163 222V223H162ZM170 224H169V223ZM173 222V223H172ZM197 224H196V223ZM200 222H202V223H200ZM217 223V226H214V224L213 223ZM230 222H232V223H230ZM241 222H244V224L243 223H241ZM247 222V223H246ZM250 222V223H249ZM252 222V223H251ZM257 222H259V223H257ZM9 223V224H8ZM17 223H19V224H17ZM25 223V224H24ZM33 223V224H32ZM77 223V224H76ZM124 223V224H123ZM129 223V224H128ZM140 223V224H139ZM153 223V224H152ZM175 223V224H174ZM177 223V224H176ZM178 223H180V224H178ZM185 223V224H184ZM254 223H256V226H257V224H258V226L256 227V226H254ZM4 224H5V226H4ZM27 224H28V226H27ZM39 224H40V226H39ZM119 224V225H118ZM133 224H134V227H133ZM138 224H139V226H138ZM159 224H160V226H159ZM186 224H187V226H186ZM199 224H200V227H198L199 226ZM201 224H202V226H201ZM210 224H211V226H210ZM231 224H232V226H231ZM248 224H249V226H248ZM251 224H252V226H251ZM10 226V227H9ZM15 226V227H14ZM31 226V227H30ZM42 226H44V227H42ZM125 226V227H124ZM127 226V227H126ZM142 226H144V227H142ZM146 226V227H145ZM155 226V227H154ZM157 226V227H156ZM162 226V227H161ZM166 226V227H165ZM168 226H170L169 228H168ZM180 226H181V228H180ZM185 226V227H184ZM209 226V227H208ZM220 226V227H219ZM231 226V227H230ZM238 226V227H237ZM9 227V228H8ZM18 227V228H17ZM46 227V228H45ZM48 227V228H47ZM61 227V228H60ZM65 227V228H64ZM69 229H68V228ZM86 227V228H85ZM147 227H149V228H147ZM160 227V228H159ZM191 227V228H190ZM193 227V228H192ZM203 227V228H202ZM233 227V228H232ZM236 227V228H235ZM7 228V229H6ZM21 228V229H20ZM29 228H31V229H29ZM37 228H38V230H37ZM49 228H50V230H51V232H50V230H49ZM55 228H57V229H55ZM62 228H64V229H62ZM96 228V229H95ZM127 228H128V230H127ZM139 228H140V230H139ZM143 228V229H142ZM145 228V229H144ZM147 228V229H146ZM156 228V229H155ZM159 228V229H158ZM162 228V229H161ZM168 228V229H167ZM177 228V229H176ZM185 228H186V231L188 232H186L185 231ZM196 228H198L197 230H196ZM203 229V230H201V229ZM205 228H206V230H205ZM220 228V229H219ZM227 230H226V229ZM240 228V229H239ZM245 228V229H244ZM261 228V229H260ZM2 229H4V231L2 230ZM6 229V230H5ZM12 229V230H11ZM35 229V230H34ZM39 229H40V231H39ZM53 229H54V231H53ZM176 229V230H175ZM188 229V230H187ZM193 229V230H192ZM209 229V230H208ZM217 229V230H216ZM230 229H231V231H230ZM248 229H250V230H248ZM14 230V231H13ZM17 230V231H16ZM20 230V231H19ZM33 230V231H32ZM57 230V231H56ZM61 230V231H60ZM68 230V231H67ZM132 230V231H131ZM150 230V231H149ZM152 230V231H151ZM161 230H163V231H161ZM169 230V231H168ZM218 230H219V232H218ZM223 230H224V233H223ZM243 232H242V231ZM2 231V232H1ZM8 231V233H6ZM29 231H30V233H29ZM37 231V232H36ZM44 231V232H43ZM47 231V232H46ZM130 231V232H129ZM140 231H142V232H140ZM156 232V233H154V232ZM180 231V232H179ZM198 231V232H197ZM205 233H204V232ZM207 231V232H206ZM210 231V232H209ZM252 231H256V232H252ZM259 231H261L260 233H259ZM10 232H11V234H10ZM33 232V233H32ZM46 232V233H45ZM49 232V233H48ZM54 232V233H53ZM64 232V233H63ZM145 232V233H144ZM152 232V233H151ZM167 232H168V234H167ZM200 232V233H199ZM212 232V233H211ZM214 232V233H213ZM240 232V233H239ZM249 232V233H248ZM6 234V235H4V234ZM32 233V234H31ZM39 234V235H37V234ZM48 233V234H47ZM53 233V234H52ZM60 233V235L58 236V234ZM63 233V234H62ZM170 233V234H169ZM177 233V234H176ZM180 233V234H179ZM188 235H187V234ZM238 235H237V234ZM251 233H253V234H251ZM8 234V235H7ZM13 234V235H12ZM30 234V235H29ZM64 234H65V236H64ZM67 234V235H66ZM167 234V235H166ZM216 234V235H215ZM234 234V235H233ZM251 234V235H250ZM35 235V236H34ZM42 235V236H41ZM47 235V236H46ZM147 235V236H146ZM149 235V236H148ZM183 235H185V236H183ZM206 235H207V237H206ZM213 235H215V236H213ZM224 235V236H223ZM246 235H248V237L250 238H248V237H246ZM251 237H250V236ZM253 235H254V238H256L255 240H254V238H253ZM255 235H256V237H255ZM20 236V237H19ZM29 236V237H28ZM38 236L40 237V238H38ZM56 236V237H55ZM57 236L58 237H60V238H57ZM174 236V237H173ZM179 236V237H178ZM197 238V240L195 239V237ZM202 238H201V237ZM204 236H205V238H204ZM221 236H223V237H221ZM227 236V237H226ZM244 236V237H243ZM262 238V240L260 239V237ZM13 237V238H12ZM36 237V238H35ZM45 237H47V238H45ZM178 237V238H177ZM186 237V238H185ZM214 237V238H213ZM218 237V238H217ZM221 237V238H220ZM242 238V239H240V238ZM2 238V239H3ZM41 238H42V241H41ZM43 238H45V240L43 239ZM137 238V239H136ZM156 238V239H155ZM223 238V239H222ZM228 238V239H227ZM237 240H236V239ZM253 238V239H252ZM40 239V240H39ZM50 239V240H49ZM56 239H58V240H56ZM64 239H65V241H64ZM84 239V240H83ZM179 239V240H178ZM184 239H185V241H184ZM210 239V240H209ZM213 239V240H212ZM227 239V240H226ZM243 239H244V241H243ZM252 239V240H251ZM8 240H9V242H8ZM12 240V241H11ZM36 240H38V241H36ZM44 240V241H43ZM53 240V241H52ZM56 240V241H55ZM70 240V241H69ZM141 240V241H140ZM149 240H151V241H149ZM161 240V241H160ZM174 240V241H173ZM209 240V241H208ZM224 240V241H223ZM250 240V241H249ZM254 240V241H253ZM11 241V242H10ZM45 241H49V245H48V243L47 242H45ZM121 241V242H120ZM128 241V242H127ZM154 241L156 242V243H154ZM169 241V242H168ZM199 241V242H198ZM206 241V242H205ZM213 241V242H212ZM218 241V242H217ZM228 243H227V242ZM232 241V242H231ZM242 241V242H241ZM249 241V242H248ZM262 241V242H261ZM5 242H6V244H5ZM34 242H36V243H34ZM166 242V243H165ZM180 242V243H179ZM208 242V243H207ZM216 242V243H215ZM220 242V243H219ZM257 244H256V243ZM260 242V243H259ZM9 243V244H8ZM11 243V244H10ZM39 243H40V245H39ZM42 243H43V246H42ZM45 243V244H44ZM56 243V244H55ZM66 245H64V244ZM150 243V244H149ZM154 243V244H153ZM170 243V244H169ZM172 243H175L176 245H174V244H172ZM183 243V244H182ZM201 243H202V245H201ZM214 243L216 244V245H214ZM218 243V244H217ZM227 243V244H226ZM240 243V244H239ZM244 245H242V244ZM245 243L247 244V245H245ZM8 244V245H7ZM53 244V246L51 247V245ZM61 244V245H60ZM71 244V245H70ZM125 244V245H124ZM142 244H144V245H142ZM153 244V245H152ZM168 244V245H167ZM177 244H179V245H177ZM181 244V245H180ZM203 244H205V245H203ZM212 244V245H211ZM220 244H222V245H220ZM230 244V245H229ZM238 244V245H237ZM253 245V247H252V245ZM4 245L6 246V247H4ZM14 247H13V246ZM57 245V246H56ZM63 245V246H62ZM103 245V246H102ZM127 245V246H126ZM160 245V246H159ZM171 245H172V247H171ZM232 245V246H231ZM8 246H9V248H8ZM69 246V247H68ZM107 246V247H106ZM144 246V247H143ZM181 248H180V247ZM208 246V247H207ZM209 246H211L210 248H209ZM213 246V247H212ZM215 246H216V248H215ZM231 246V247H230ZM236 246V247H235ZM238 246V247H237ZM250 246V247H249ZM255 246H257V247H259L260 246V248H257V247H255ZM263 246V247H262ZM31 247V248H30ZM33 247V248H32ZM40 247H42L41 249H40ZM56 247H58V248H56ZM70 247H72V248H70ZM105 247V248H104ZM151 247V248H150ZM156 247H157V249H156ZM166 247V248H165ZM168 247H170V249L168 248ZM176 247H178V248H176ZM199 247V248H198ZM206 247V248H205ZM222 247V248H221ZM242 247V248H241ZM262 247V248H261ZM1 248H5V253H7V254H5V253H2V251H4L3 249H1ZM8 248V250L10 251H8V250H6ZM43 248H44V250H43ZM46 248V249H45ZM49 248V249H48ZM52 248V249H51ZM54 248V249H53ZM64 248V249H63ZM68 248V249H67ZM126 248H127V250H126ZM138 248H140V249H138ZM163 248V249H162ZM176 250H175V249ZM204 248V249H203ZM221 248V249H220ZM225 248V249H224ZM229 248V249H228ZM235 248V249H234ZM241 248V249H240ZM250 248V249H249ZM256 248V249H255ZM11 249H12V251H11ZM130 249V250H129ZM133 249V250H132ZM165 249V250H164ZM169 249V250H168ZM178 249H181V250H178ZM210 249V250H209ZM214 249V250H213ZM215 249H217V250H215ZM220 249V250H219ZM254 249V250H253ZM38 250V251H37ZM70 250V251H69ZM74 250V251H73ZM103 250V251H102ZM134 250H137L138 251V253H137V251H134ZM158 250H160V251H158ZM174 250H175V252H174ZM194 250V251H193ZM209 250V251H208ZM212 250V251H211ZM223 250V251H222ZM228 250V251H227ZM237 250V251H236ZM247 252H246V251ZM259 252H258V251ZM261 250V251H260ZM143 251V252H142ZM158 251V252H157ZM170 251V252H169ZM179 251V252H178ZM182 251V252H181ZM198 251V252H197ZM215 251V252H214ZM225 251V252H224ZM234 251H236V252H234ZM244 251V252H243ZM252 251L254 252L253 254H252ZM42 252V253H41ZM53 252V253H52ZM69 252V253H68ZM141 252V253H140ZM157 252V253H156ZM185 254H184V253ZM192 252H193V254H192ZM206 252H207V254H206ZM211 252V253H210ZM220 252V253H219ZM228 252V253H227ZM256 252V253H255ZM63 253V254H62ZM68 253V254H67ZM149 253V254H148ZM175 253V254H174ZM178 253H180V254H178ZM215 253V254H214ZM232 253H234V254H232ZM246 253H247V255H246ZM252 255H251V254ZM35 254V255H34ZM46 254V255H45ZM140 254H141V256H140ZM148 254V255H147ZM173 254V255H172ZM176 254H178V255H176ZM187 254V255H186ZM191 254H192V256H191ZM204 254H206V256H211V257H209L210 259H208V257H205V255ZM232 254V255H231ZM39 255V256H38ZM54 255V256H53ZM58 255H60V257L58 256ZM64 255V256H63ZM66 255V256H65ZM137 255V256H136ZM151 255V256H150ZM157 255V256H156ZM160 255V256H159ZM170 255H172V256H170ZM183 255H184V257H183ZM190 256V258H189V256ZM219 255H221L220 256V258H219ZM223 255V256H222ZM229 255V256H228ZM231 255V256H230ZM250 255V256H249ZM257 255V256H256ZM261 255V256H260ZM33 256V257H32ZM56 256V257H55ZM154 256V257H153ZM179 258V259H177V257ZM181 256V257H180ZM224 256H226V258L224 257ZM246 256V257H245ZM39 257V258H38ZM42 257V258H41ZM44 257V258H43ZM54 257V258H53ZM63 257H65V258H63ZM144 259H143V258ZM149 257V258H148ZM167 257V258H166ZM172 257H174V258H172ZM239 258V260H238V258ZM242 257V258H241ZM252 257H254L253 259H252ZM260 257H262V258H260ZM10 258V259H9ZM13 258V259H12ZM30 258V259H29ZM38 258V259H37ZM59 258V259H58ZM63 260H62V259ZM141 258V259H140ZM158 258V259H157ZM162 258V259H161ZM186 258L188 259V260H186ZM243 258H245V259H243ZM260 258V259H259ZM5 260V261H3V260ZM9 259V260H8ZM49 259V260H48ZM67 259V260H66ZM152 259V260H151ZM175 261H174V260ZM182 259V260H181ZM204 259V260H203ZM214 259H215V261H214ZM224 259V260H223ZM231 259V260H230ZM233 259V260H232ZM246 259H248V260H246ZM257 259H258V261H257ZM14 260V261H13ZM37 260H39V261H37ZM45 260V261H44ZM66 260V261H65ZM178 260H180V262L178 261ZM186 262H185V261ZM198 260L200 261V262H198ZM202 260V261H201ZM205 260H206V262H205ZM251 260V261H250ZM259 260H260V262H259ZM9 261V262H8ZM29 261H31V262H29ZM141 261V263H139V262ZM147 261V262H146ZM152 261V262H151ZM158 261V262H157ZM209 261H213V262H210L209 263ZM246 261V262H245ZM2 262V263H1ZM42 262V263H41ZM44 262V263H43ZM69 262V263H68ZM182 262V263H181ZM184 262V263H183ZM232 262V263H231Z\"/></svg>",
	"mask_w": 264,
	"mask_h": 264
},
{
	"label": "bare ground",
	"instance_id": "2",
	"mask_svg": "<svg viewBox=\"0 0 264 264\" xmlns=\"http://www.w3.org/2000/svg\"><path fill=\"white\" fill-rule=\"evenodd\" d=\"M5 1H7V0H5ZM4 1V2H5ZM11 0H9V2H10ZM14 1V5H9V2H8V8H7V10H6V12H3L2 14H0V22L2 23H6L7 21H8V19H14V21L13 22H15V23H17V25L15 24V26L17 27H19V25L21 24V26H20V28L21 27H23V25H25L26 23H28L27 21H29L30 23L32 22H36L37 23V21H39V20H35V19H37V17H41V16H43L44 15V13L43 14H41V13H39L40 11H38L39 9H38V6H39V4H40V2H41V0H13ZM43 1V0H42ZM45 1V0H44ZM43 1V2H44ZM49 1V0H48ZM53 1V0H52ZM57 3L58 2H60L59 0L57 1V0H55ZM65 1V0H64ZM74 1V0H73ZM78 3H79V5H78V8L76 9L75 8V10L77 11L76 12V16L78 17V19H77V21H80V23H78L80 26H81V28L83 27V29H84V27H85V20L87 21L88 19H89V17L87 18V16L89 15H91V12H92V17H90V19H89V21L91 20V19H94V18H97L96 16H98V18L100 19V17H101V19L98 21L97 19H94V21L95 20H97L96 21V25L92 28V27H85L86 29H84V30H86V31H89V28L91 29V31H90V33L92 32V31H96L95 33L93 32V33H91L90 34V38H89V40H92V39H95V40H93V43L90 41V43H92V44H94V45H89L88 43V39H86V41L88 42L87 43V45H89L90 47H91V49H93V52L91 51V49L87 52L88 54H86L87 55V57L89 58V56L88 55H90L89 54V52L91 51L93 54L91 55V57L89 58L90 60H91V58H93L92 59V64L93 65H95V63L96 62H94L95 61V58H99V59H97L96 61L98 62V60H99V63H101L100 64V68H102L101 70H103L104 69V73L106 74V75H108L107 76V78L109 77V79H107V80H110L111 81V83L113 84L112 86H114V88L117 86L118 87V89H119V91L117 92L116 91V89H114V91H112L113 92V95H114V93H115V97H112L113 98V100L115 101V103H117V104H119L120 105V103L119 102H121L122 103V105H123V107H124V112H125V114H127L126 115V118L127 119H129V120H131L132 122H134V125H136V123L137 124H141L143 121L142 120H144L145 121V124H141V125H145L144 126V130L146 131V133L144 132L143 133V131H142V133H143V135L144 134H146L147 136H148V132H150V131H148L149 130V128L150 127H152V128H150L151 130L157 125V126H161L160 128H159V130H155L156 132H153L151 135H152V137L150 138V136L147 138V136H146V139L149 141L150 139H154V140H156L158 143H159V141L161 142V141H166V142H168L169 144H171V146H173V147H176L177 145L178 146H180L179 147V150H181L182 149V151H184L185 149H184V147L182 148L181 147V143H180V140L181 139H184V138H182L183 137V134H184V131H183V128H184V126L186 125V123H185V125H183V122L185 121H189V122H191L190 120H191V118L193 119V121H194V118L192 117L193 116V113H195V111L198 109H194V107L196 106V103L198 104H200L201 105V102L203 103V104H206L207 103V101H206V103H205V98L207 99V98H209V97H203V99H201L200 98V96H199V93H200V95H204L205 96V94L204 93H201L202 92V90L205 88L204 87V83L206 84V83H208L207 82V80L205 81V77L204 76H202L201 74H202V71H204L203 69H202V71H200V69H198L199 67L201 68V66L203 65V64H205L207 61H205L206 59H203V58H205V57H198V55L196 56V54H194V56L196 57V58H194V57H191V56H193V55H187L186 53H183V56L182 55H180V54H182V53H179L178 55H180L181 56V58L178 60H176L175 59V61H176V63L179 65H176V67L175 68H177V69H175L173 66H171V68H170V66L167 68V66H166V68L168 69V71H167V74H168V72H169V70H171V72L173 71V70H177V71H180L181 70V73H184V75H185V71H186V73H189L187 76H185V77H189V78H187V79H190V81H192V82H190L189 83V80H188V83H189V85H191V87L190 88H187V87H184L183 86V84H181V83H177L176 81V79L178 78V75L180 74L179 72H178V74L177 73H175V74H177V77H176V75H175V80H172L171 81V79H170V81H171V84H168V83H170V82H165V83H167L168 84V86H166L165 84V86L163 85V80H162V82H161V84H160V82H156V81H152L153 79H151L150 78V72H149V70H148V66H150L149 65V63H150V61L151 62H154V61H152V57H153V55H154V53L156 52V47H157V45H155L156 44V42L157 41H155V39H157V40H159L158 38L160 37L157 33L158 32H160V29H159V31L156 33V31L154 30V32H150V31H152L151 29H152V25H150V24H153L152 22H156V20H158V21H160L161 22V19L162 20H165V18H164V16H162V15H164L163 14V12L164 11H169V8H171L170 7V5L169 4H171V1L170 0H76ZM76 1L75 2H72L71 0H70V2H69V0L67 1L66 0V2L65 3H63V4H66L67 2H69V3H71V6H72V3H76ZM92 1V2H91ZM178 1V0H177ZM182 1V0H181ZM186 1V0H185ZM188 1H190V0H187V2L186 3H188ZM198 1V3H199V0H197ZM197 1H195V2H197ZM202 1V0H201ZM200 1V4H202L203 3V6H204V2H201ZM204 1V0H203ZM215 1V0H214ZM213 1V2H214ZM247 1V0H246ZM56 2L54 3V4H56ZM63 2V1H62ZM62 2H60L61 4H62ZM174 2V1H173ZM192 2H194V0L193 1H191V3L189 2V5L190 4H192ZM248 2H249V0H248ZM0 3H1V1H0ZM3 3V2H2ZM44 3H46V1L44 2ZM174 3H176V2H174ZM180 3H184V2H180ZM198 3H197V6H198ZM207 3V2H206ZM209 3V2H208ZM231 3V2H230ZM243 3V2H242ZM5 4H7V2H5ZM5 4L3 3V6L2 7H4L5 6ZM62 4V5H63ZM82 4V5H81ZM185 4V3H184ZM195 4V3H194ZM192 5V6H195V5ZM226 4V3H225ZM0 5H2V4H0ZM67 5H68V3H67ZM84 5H86V6H88V7H85L84 8ZM173 5V4H172ZM177 5V4H176ZM189 5H185V6H189ZM215 5V4H214ZM213 4H212V6H214ZM217 5V4H216ZM215 5V6H216ZM220 5V4H219ZM231 5H232V3H231ZM251 5V4H250ZM70 5H68L67 7H68V9H70L71 10V7ZM74 7H77L75 4L73 5ZM82 6H83V8H82ZM178 6V5H177ZM192 6H189V7H192ZM202 5H199V7L201 8V7H203ZM205 6H207L206 4H205ZM212 6L210 5V7L212 8ZM226 6V5H225ZM229 6H230V4H229ZM228 6V7H229ZM256 6H259L258 5V3H257V5ZM55 7V6H54ZM74 7L72 8V12H73V9H74ZM179 7H181L182 9H184V5H181V6H179ZM179 7H178V9L176 8V10H179ZM188 7V8H189ZM219 7V6H218ZM221 7H222V5H221ZM166 8H167V10H166ZM187 8V9H188ZM194 8H196V7H193V8H191V9H193V10H195V11H199L200 12V10L201 9H199L198 10V8H196V9H194ZM223 8V7H222ZM262 8V7H261ZM5 9H6V7H5ZM38 9V10H37ZM47 9V8H46ZM45 9V10H46ZM65 9V8H64ZM67 9V8H66ZM65 9V10H66ZM84 9V10H83ZM88 9V10H87ZM174 9V8H173ZM181 9V10H182ZM187 9H184V10H187ZM205 9H206V7H204V10H203V13H205L204 11H205ZM2 10V9H1ZM0 10V11H1ZM49 10H52V8L51 9H49ZM70 10H68V11H70ZM87 10V11H86ZM171 10V9H170ZM201 10V11H202ZM207 10H208V8H207ZM215 10V9H214ZM228 10V9H227ZM3 11H4V8H3ZM67 11V10H66ZM175 11V10H174ZM187 11H191L190 9H188ZM264 11V10H263ZM2 12V11H1ZM0 12V13H1ZM54 12V11H53ZM56 12V11H55ZM59 12V11H58ZM89 12H90V14H89ZM171 12H172V10H171ZM182 12H183V10H182ZM181 12V13H182ZM187 13V14H189L190 15V13ZM193 12V13H192ZM191 13H192V17H195V16H193V14H194V11H192ZM199 12H197V13H199ZM208 13H210V10L209 11H207ZM219 12V11H218ZM230 13H231V11H229ZM229 12H228V14H229ZM235 12V11H234ZM238 12V11H237ZM248 12V11H247ZM174 13V12H173ZM185 13V17H187V15H186V12H184ZM52 14V13H51ZM54 14V13H53ZM64 15H66L65 14V12L63 13ZM72 13H69V15H71ZM75 14V11H74V13H73V15ZM88 14V15H87ZM165 14H166V12H165ZM172 14V13H171ZM179 14V13H178ZM200 14H202V13H200ZM221 14V13H220ZM244 14V13H243ZM247 14V13H246ZM263 14V13H262ZM1 15H2V17H1ZM68 15V14H67ZM173 15V14H172ZM180 15V14H179ZM188 15V16H189ZM197 15V14H196ZM206 15H207V13H206ZM214 15V14H213ZM233 15V14H232ZM231 15V16H232ZM236 15H237V13H236ZM239 15V14H238ZM237 15V16H238ZM251 16H252V14H250ZM93 16H95L94 18H93ZM175 16H176V14H175ZM183 15H180L179 17H182L183 19L185 18ZM201 16V15H200ZM216 16V15H215ZM220 16V15H219ZM225 16V15H224ZM228 16H230V15H228ZM236 16V17H237ZM242 16V15H241ZM264 16V15H263ZM43 17H45V15L43 16ZM66 17V16H65ZM162 17V18H161ZM191 17V16H190ZM199 17V16H198ZM211 17V16H210ZM221 17V16H220ZM245 17V16H244ZM243 17V18H244ZM54 18V17H53ZM57 18V17H56ZM72 19H74L73 21H75V18L72 16L71 17ZM71 18H70V20H71ZM178 18V17H177ZM196 18V17H195ZM204 18V17H203ZM206 18H209V17H206ZM206 18H204V19H206ZM225 18V17H224ZM227 18V17H226ZM232 18V17H231ZM250 18V17H249ZM255 18V17H254ZM259 18V17H258ZM2 19H3V21H2ZM10 19V20H11ZM39 19V18H38ZM64 19V18H63ZM68 20H69V18H67ZM66 19V20H67ZM160 19V20H159ZM169 19H171V18H169ZM187 19V21H189L188 19L189 18H186ZM186 19H185V21H186ZM220 19V18H219ZM229 19V18H228ZM233 19H234V16H233ZM239 19V18H238ZM261 19V18H260ZM9 20V23L8 24H10L12 21H10ZM40 20H43V18L42 19H40ZM46 20H48V19H46ZM175 20H177V19H175ZM178 20H180V19H178ZM177 20V21H178ZM194 20V19H193ZM192 20V21H193ZM200 20H201V17H200ZM210 20V19H209ZM213 20H214V18H213ZM213 20H211V21H213ZM235 20V19H234ZM252 20V19H251ZM45 21V20H44ZM63 21V20H62ZM88 21V22H89ZM93 21V20H92ZM93 21V22H94ZM157 21V22H158ZM167 21H169V20H167ZM173 21H174V19H173ZM173 21H170V22H172L173 24H174V22ZM176 21V22H177ZM182 21H184V20H181V23H183ZM186 21V22H187ZM195 21H196V19H195ZM194 21V22H195ZM198 21V20H197ZM206 21H207V19H206ZM220 21V20H219ZM228 21V20H227ZM246 21V20H245ZM253 21V20H252ZM43 22V21H42ZM59 22V21H58ZM67 22V21H66ZM85 22V23H84ZM159 22V23H160ZM165 22V25H166V21H164ZM164 22H162V24L164 23ZM175 22V23H176ZM180 22V21H179ZM179 22H177L175 25H177ZM200 22V21H199ZM248 22H250V21H248ZM247 22V23H248ZM262 22V21H261ZM4 23V24H5ZM40 23H41V21H40ZM44 23H46V22H44ZM75 23V22H74ZM90 23V22H89ZM159 23H157V24H159ZM181 23H180V25H181ZM216 23V22H215ZM220 23V22H219ZM218 23V25H221V23L219 24ZM223 23H225L224 21H223ZM232 23H233V21H232ZM257 23V22H256ZM49 24V23H48ZM51 24V23H50ZM50 24H49V26H50ZM57 24H59V23H57ZM69 23L67 22V25H68ZM91 24H93V23H91ZM91 24H88L87 23V25L86 26H88V25H91ZM95 24V23H94ZM93 24V25H94ZM156 24V25H157ZM161 24V25H162ZM169 24V23H168ZM167 24V25H168ZM187 24H189L188 22H187ZM191 24V23H190ZM189 24V25H190ZM192 24H194V23H192ZM203 24H205L204 23V21H203ZM217 24V23H216ZM234 24H236V22H234ZM258 24V23H257ZM6 26H5V29L7 30L8 29V27H7V24H5ZM27 25V24H26ZM25 25V26H26ZM53 25H55V24H53ZM66 25V26H67ZM72 25H73V22H72ZM75 25L76 24H74V27H75ZM164 25V26H165ZM171 26H172V28H174L175 27V25L173 26L172 24H170ZM170 25H168V29L170 30ZM179 25V24H178ZM186 25V23L184 22V26ZM188 25V26H189ZM196 25V24H195ZM194 25V26H195ZM201 24L199 23L198 24V26H200ZM210 25V24H209ZM212 25V24H211ZM218 25H217V27H218ZM262 25V24H261ZM0 26H2V25H0ZM4 26V25H3ZM10 26H13V24L12 25H10ZM40 26V25H39ZM44 26L46 27L47 25L46 24H44ZM48 26V27H49ZM60 26V25H59ZM58 26V28L60 29V27ZM66 26H64L63 25V28H64V30H66V31H68L70 28L68 27H66ZM69 26H71V24L69 25ZM153 26H155L154 24H153ZM159 26H160V24H159ZM163 26V25H162ZM162 26H160L161 27V29H162ZM182 26H183V24H182ZM201 26H203V25H201ZM222 26V25H221ZM225 26V25H224ZM242 26V25H241ZM7 27V28H6ZM15 27V28H16ZM37 27V26H36ZM44 27V28H45ZM47 27V28H48ZM51 27H52V25H51ZM62 27V26H61ZM79 26L77 25V28H78ZM178 27V26H177ZM180 27L181 26H179V30H177V31H180ZM204 27V26H203ZM213 27V26H212ZM223 27V26H222ZM233 27V26H232ZM237 27H239V26H237ZM236 27V28H237ZM254 27V26H253ZM1 28V27H0ZM20 28H17V31H14V33L13 32H11L10 30V32L9 31H6L7 32V34L5 33V31H3V30H5L4 29V27L3 28H1L2 29V33L4 34V35H6V39L8 38V37H10L9 39L10 40H13L12 42L10 41V40H3L2 42H1V40H0V47H1V45H5V46H7L8 45V47H10V49L9 48H7V47H3L4 49L3 50H5V48H7L5 51H9V50H11V48H13L17 43H18V38L17 37H15L14 38V36L15 35H17V34H22V32H21V30L22 29H20ZM24 28V27H23ZM31 28H33V27H31ZM39 28V27H38ZM42 28V27H41ZM55 28H56V26H55ZM54 28V29H55ZM76 28V27H75ZM80 28V29H81ZM94 28H95V30H94ZM171 28V29H172ZM186 28V27H185ZM191 28H192V26H191ZM230 28V27H229ZM241 28V27H240ZM251 28V27H250ZM257 28H259V27H257ZM12 29H14V27L12 28ZM59 29H57V30H59ZM68 29V30H67ZM73 29V28H72ZM82 29V30H83ZM93 29V30H92ZM165 29V30H164ZM162 31L163 32H165L166 31V26H165V28H164ZM175 29H176V27H175ZM178 29V28H177ZM187 29V28H186ZM196 28L194 27V30H195ZM197 29H199V28H197ZM203 29V28H202ZM208 29V28H207ZM210 29H212V28H210ZM227 29V28H226ZM232 29H234V27L232 28ZM231 28H230V30H232ZM238 29V28H237ZM237 29H234V32H235V30H237ZM242 29H243V27H242ZM16 30V29H15ZM49 30V29H48ZM47 30V31H48ZM56 30V29H55ZM75 30V29H74ZM83 30V31H84ZM97 30H102V32H97ZM173 31H174V29H172ZM185 30V29H184ZM200 30H201V27H200ZM204 30H206V27H204ZM214 31H215V28L213 29ZM220 30V29H219ZM222 30H224V29H222ZM241 30V29H240ZM257 30V29H256ZM1 31V30H0ZM34 31V30H33ZM38 31V30H37ZM36 31V29H35V32H37ZM40 31V30H39ZM53 31V30H52ZM59 31H61V32H63V30H59ZM58 31V32H59ZM65 31V32H66ZM74 34L76 33L75 31H77V29L75 30V31H73V30H71ZM171 31V30H170ZM173 31H171L172 33H174ZM177 31H176V34H177ZM181 31H183V28L181 29ZM187 31V30H186ZM249 31V30H248ZM259 31H260V29H259ZM9 32V33H8ZM15 32H17L16 34H15ZM23 32L25 33V30H23ZM44 32L46 33V31L44 30ZM57 32V33H58ZM72 32H71V34H72ZM190 32V31H189ZM226 32H227V30H226ZM230 32V31H229ZM240 32V31H239ZM257 32V31H256ZM1 33V32H0ZM0 34L1 36L3 35V34ZM51 33V32H50ZM78 33H81V32H78ZM88 33V32H87ZM161 33V32H160ZM170 33V32H169ZM192 33V32H191ZM193 33H194V31H193ZM192 33V34H193ZM197 33H198V31H197ZM200 33V32H199ZM201 33H204L202 30H201ZM200 33V34H201ZM205 33H207V31L205 32ZM209 33V32H208ZM211 33V32H210ZM238 33V32H237ZM13 34H15V35H13ZM27 34V33H26ZM42 34V33H41ZM44 34V33H43ZM52 34V33H51ZM54 34V36H57L56 35V31L53 33ZM53 34H52V36H53ZM68 34H69V31H68ZM156 34V35H155ZM166 34H168V32H166L165 33V36H167ZM171 34V33H170ZM175 34V36H178L179 34H177L176 35ZM183 34H185V33H183ZM190 34V33H189ZM192 34H191V36H192ZM221 34V33H220ZM219 34V35H220ZM223 34V33H222ZM226 34V33H225ZM231 34H232V32H231ZM247 34H249V33H247ZM255 34V33H254ZM259 34V33H258ZM39 35V34H38ZM60 35V34H59ZM65 35V33L63 34V36ZM67 35V34H66ZM65 35V36H66ZM82 35H85V33L84 34H82ZM81 35V36H82ZM88 35H89V33H88ZM169 35V34H168ZM173 35V37H171V41H172V38L174 39V34H172ZM195 35V34H194ZM204 34H202V36H203ZM228 35H230V34H228ZM235 35V34H234ZM63 36H61L62 38H64ZM70 36V35H69ZM75 36V35H74ZM71 37V39L72 38H77L78 37V40H77V43H76V45L79 43L78 41H80V39H81V42H83L82 40V37L81 38H79V35L77 36H75V37ZM171 36V35H170ZM169 36V37H170ZM183 36V35H182ZM185 36V35H184ZM187 36V35H186ZM191 36H190V38H191ZM200 36V35H199ZM218 36V35H217ZM217 36L215 37V38H217ZM243 35L241 34V37H242ZM3 37V36H2ZM36 37V36H35ZM38 37H40V36H38ZM48 37V36H47ZM59 37V36H58ZM57 37V39L59 40V38H61V37H59L58 38ZM179 37V36H178ZM181 37V36H180ZM201 37V36H200ZM230 37V36H229ZM228 37V38H229ZM232 37V36H231ZM236 37V36H235ZM235 37H233V39L235 40ZM249 37V36H248ZM247 37V38H248ZM52 38H54V37H52ZM52 38L50 37V41H52ZM190 38H189V40H190ZM198 38V37H197ZM196 38V39H197ZM204 38V37H203ZM214 38V40H216ZM221 38V37H220ZM237 38V37H236ZM239 38V37H238ZM249 38H251V36L249 37ZM254 38V37H253ZM0 39H2V38H0ZM20 39V38H19ZM47 39V38H46ZM45 39V40H46ZM55 39V38H54ZM53 39V40H54ZM66 39H68V36H67V38H65V40ZM70 39V38H69ZM71 39H70V41L69 42H71ZM161 39H163V37L161 38ZM161 39L158 41V42H160L161 41ZM168 39V38H167ZM181 39V38H180ZM186 39V38H185ZM185 39L183 38V40L185 41ZM188 39V38H187ZM192 39V38H191ZM201 39V38H200ZM218 39V38H217ZM18 40V41H17ZM23 40V39H22ZM76 40V39H75ZM75 40H74V42H75ZM175 40V39H174ZM205 40H207V39H205ZM213 40V39H212ZM241 40V39H240ZM243 40V39H242ZM250 40V39H249ZM248 40V41H249ZM251 40H252V38H251ZM10 41V42H9ZM35 41V40H34ZM44 41V40H43ZM55 41H57L56 39H55ZM54 41V42H55ZM62 41H64V39H62ZM67 41V40H66ZM86 41L84 40V43H86ZM94 41L96 42V44L94 43ZM165 41V40H164ZM170 41V40H169ZM180 41H182V40H180ZM183 41V42H184ZM197 41V40H196ZM196 41L194 42V43H196ZM202 41V40H201ZM201 41H199V42H201ZM204 41V40H203ZM208 41V40H207ZM217 41V40H216ZM232 41V40H231ZM236 41V40H235ZM259 41V40H258ZM257 41V42H258ZM15 42V44H13L12 46H10L9 44H11V43H14ZM20 42V41H19ZM24 41H22L21 43H23ZM37 42H39V41H37ZM157 42V43H158ZM214 42V41H213ZM225 42V41H224ZM245 42V41H244ZM255 42V41H254ZM257 42H255V44L257 43ZM7 43H9V44H7ZM49 43V42H48ZM53 43V42H52ZM58 43L60 44V42L58 41ZM57 43V44H58ZM62 43V42H61ZM64 43V42H63ZM72 44L71 45H69L70 47H72V46H74L73 45V41L71 42ZM162 43H163V41H162ZM173 43V42H172ZM182 43V42H181ZM187 43H188V41H187ZM189 43L190 44H192L193 43V41L191 42V41H189ZM188 43V44H189ZM219 43V42H218ZM41 44H43L42 42H41ZM56 44V43H55ZM55 44H53V45H55ZM56 44V45H57ZM58 44V45H59ZM68 44H70V43H68L67 42V44L66 45H68ZM80 44V43H79ZM78 44V45H79ZM175 44V43H174ZM188 44H187V46H188ZM202 44V43H201ZM224 44V43H223ZM239 44H241V43H239ZM246 44V43H245ZM262 44H264V43H262ZM18 45H19V43L17 44V46H15L14 48L17 50V48L16 47H18ZM52 45V46H53ZM55 45V46H56ZM65 44H64V46H65V48H64V46H61L63 49H66L67 48V46H66ZM159 45H160V43H159ZM159 45H158V47H159ZM169 45H171V44H169ZM184 45V44H183ZM228 45H231V44H228ZM258 45V44H257ZM88 46V47H89ZM147 46H148V48H147ZM167 46V45H166ZM185 46V45H184ZM186 46V47H187ZM194 46V45H193ZM199 46V45H198ZM225 46V45H224ZM232 46V45H231ZM259 46V45H258ZM257 46V47H258ZM2 47H1V50H2ZM28 47V46H27ZM59 47H60V45H59ZM60 47V48H61ZM89 47V48H90ZM157 47V48H158ZM168 47V46H167ZM173 47V46H172ZM177 47H178V45H177ZM181 47V46H180ZM191 47V46H190ZM228 47V46H227ZM238 47V46H237ZM236 47V48H237ZM248 47V46H247ZM20 48V47H19ZM23 48V47H22ZM33 48V47H32ZM40 48H42V46L40 47ZM44 48V47H43ZM55 48H57V47H55ZM54 48V49H55ZM76 48H78V46H76ZM75 47L73 48V49H76ZM87 48V47H86ZM160 48V47H159ZM175 48H176V46H175ZM174 48V49H175ZM242 48V46L240 47V49ZM251 48H252V46H251ZM35 49V48H34ZM39 49V48H38ZM50 49V48H49ZM62 49V50H63ZM220 49V48H219ZM237 49H239V47L237 48ZM0 50V51H1ZM15 50V51H16ZM19 50V49H18ZM21 50V49H20ZM33 50V49H32ZM67 51H68V49H66ZM71 50V49H70ZM69 50V51H70ZM77 50V49H76ZM163 50H165V49H163ZM172 50H173V48H172ZM182 50H184V48L182 49L181 48V51ZM185 50H186V48H185ZM215 50V49H214ZM252 50V49H251ZM4 51V52H5ZM12 51V50H11ZM26 51V50H25ZM31 51V50H30ZM29 51V52H30ZM36 51V50H35ZM42 51V50H41ZM47 51V50H46ZM45 51V52H46ZM66 51V52H67ZM68 51V52H69ZM73 51H75V50H73ZM82 51H83V49H82ZM189 51V50H188ZM195 51V50H194ZM244 51V50H243ZM249 51V50H248ZM12 52H14V51H12ZM18 52V51H17ZM17 52L15 53V54H17ZM19 52H21V51H19ZM23 52V51H22ZM27 52V51H26ZM78 52V51H77ZM90 52V53H91ZM178 52V51H177ZM185 52V51H184ZM201 52V51H200ZM207 52H209V51H207ZM207 52H205V54L207 53ZM223 52V51H222ZM234 52V51H233ZM233 52L231 51V53L233 54ZM238 52V51H237ZM245 52V51H244ZM255 52V51H254ZM253 52V53H254ZM256 52H258V51H256ZM0 53H2V52H0ZM11 52H7V55L8 54H10ZM24 53V52H23ZM22 53V54H23ZM43 53V52H42ZM53 53V52H52ZM76 53V52H75ZM159 53V52H158ZM166 53V52H165ZM198 53V52H197ZM202 53V52H201ZM6 54V53H5ZM4 54V55H5ZM14 54V53H13ZM18 54H21V53H18ZM21 54V55H22ZM25 54V53H24ZM27 54V53H26ZM25 54V56H23V59H22V63L20 62V58H19V56H18V58H19V60H18V62L20 63V64H22V66L20 65V64H18V65H20L21 66V69L23 70H25L26 71V69L29 67V64H28V62H29V60H28V57H29V53L26 55ZM45 54V53H44ZM78 54V53H77ZM84 54V53H83ZM155 54H157V53H155ZM171 54V53H170ZM177 54V53H176ZM229 54H230V52H229ZM235 54V53H234ZM241 54V53H240ZM244 54V53H243ZM6 55V56H7ZM31 55H33V54H31ZM38 55V54H37ZM75 55V54H74ZM158 55V54H157ZM161 55H162V52H161ZM164 55V54H163ZM174 55V54H173ZM212 55V54H211ZM231 55V54H230ZM2 56V55H1ZM8 56H10V55H8ZM11 56H12V53H11ZM10 56V57H11ZM14 57L16 56V55H13ZM21 56V57H22ZM60 56V55H59ZM72 55H70V57H71ZM156 56V55H155ZM174 56H177V55H174ZM188 56H190V57H188ZM213 56V55H212ZM219 56V55H218ZM224 56V55H223ZM222 56V57H223ZM17 57V56H16ZM36 57V56H35ZM39 57H42V56H39ZM51 57V56H50ZM55 57H56V55H55ZM73 57V56H72ZM80 57V56H79ZM159 57H161L160 55H159ZM158 57V58H159ZM185 57H187V58H185ZM215 58H214V60L216 61V59H218V58H216V56H214ZM220 57V56H219ZM38 58V57H37ZM74 58V57H73ZM87 58V59H88ZM155 58V57H154ZM174 58V57H173ZM176 58V57H175ZM257 58V57H256ZM259 58V57H258ZM257 58V59H258ZM6 59V58H5ZM9 59V58H8ZM30 59V58H29ZM33 59V58H32ZM32 59H31V61H32ZM58 59V58H57ZM79 58H77V60H78ZM101 59H103V60H101ZM170 60H171V57L169 58ZM168 59V60H169ZM208 59H210V58H207V60ZM221 59V58H220ZM2 60V59H1ZM40 60V59H39ZM61 60V59H60ZM66 60V59H65ZM67 60H68V58H67ZM74 60V59H73ZM81 60V59H80ZM80 60H79V62H80ZM89 60V61H90ZM167 60V61H168ZM210 60H213V58L212 59H210ZM210 60H208V62L210 61ZM214 60L212 61L213 63H214ZM264 60V59H263ZM10 61H12V60H10ZM31 61H30V63H31ZM40 61H43V60H40ZM76 61V60H75ZM74 61V62H75ZM82 61H83V59H82ZM103 61V62H102ZM219 62V64H221L220 63V60H218ZM226 61L228 62V60L226 59ZM245 61V60H244ZM247 61H248V59H247ZM254 61V60H253ZM252 61V62H253ZM258 61V60H257ZM8 62V61H7ZM6 62V63H7ZM36 62V61H35ZM45 62V61H44ZM53 62V61H52ZM76 62H78V61H76ZM163 62V61H162ZM203 62H205V63H203ZM207 62V66L205 65L204 67H205V69L206 70H208V69H211L210 71H213V70H215V67L217 66V67H219L218 65H213V63L211 64L210 62V64ZM227 62H226V64H227ZM231 62V61H230ZM230 62H229V64H230ZM242 62V61H241ZM249 62V61H248ZM261 62V61H260ZM5 63V64H6ZM41 63V62H40ZM46 63H48V62H46ZM54 63V62H53ZM65 63H68V62H65ZM64 63V64H65ZM72 63H73V61H72ZM87 63V62H86ZM85 63V64H86ZM98 63V64H99ZM103 63V64H102ZM165 63V62H164ZM172 63V62H171ZM217 62H216V64H218ZM57 64V63H56ZM82 64H84V63H82ZM81 64V65H82ZM88 64V63H87ZM86 64V65H87ZM151 64V63H150ZM153 64V63H152ZM168 64H169V62H168ZM208 64H209V66H210V68H208L209 66H208ZM215 64V63H214ZM244 64V63H243ZM3 65V64H2ZM8 65V64H7ZM67 65H70V64H67ZM66 65V66H67ZM73 65H75V63L73 64ZM89 66H90V64H88ZM88 65L87 66H85V67H88ZM154 66H150L151 68L152 67H155V68H153L154 70L155 69H158L159 67V64H153ZM156 65H158V66H156ZM160 65H161V63H160ZM165 65H167V64H164V66ZM211 65H213L214 67H212ZM225 65V64H224ZM228 65V64H227ZM235 65V64H234ZM249 65V64H248ZM5 66V65H4ZM3 66V67H4ZM10 67H11V65H9ZM8 66V67H9ZM14 66V65H13ZM26 66H28L26 69L24 68V67H26ZM30 66H31V64H30ZM61 66V65H60ZM77 66H78V64H77ZM92 66V65H91ZM91 66L89 67V68H91ZM163 66V65H162ZM160 67V74H161V71L163 70V68H164V71H162V76H160V78L162 77V79H165L166 77H165V75H164V73L166 72V68L165 67ZM178 66V67H177ZM229 66V65H228ZM232 66V65H231ZM250 66V65H249ZM253 66V65H252ZM2 67V68H3ZM15 67V66H14ZM19 67V66H18ZM23 67V68H22ZM34 67V66H33ZM46 67V66H45ZM53 67H54V65H53ZM69 67V66H68ZM72 67V66H71ZM74 67V66H73ZM79 67V66H78ZM156 67H158V68H156ZM207 67V68H206ZM258 67V66H257ZM261 67V66H260ZM1 68V67H0ZM6 68V67H5ZM4 68V69H5ZM37 68H38V66H37ZM37 68H35V70H37ZM42 68H43V65H42ZM55 68V67H54ZM53 68V69H54ZM80 68V67H79ZM92 68H93V66H92ZM97 68H99V66H97ZM150 68V69H151ZM212 68H214V69H212ZM235 68V67H234ZM254 68V67H253ZM253 68H251V69H253ZM8 69V68H7ZM18 69V68H17ZM40 69V68H39ZM48 69H50V68H48ZM81 69H84V68H81ZM80 69V70H81ZM94 69V68H93ZM145 69H147V72H149V74H146L143 70H145ZM166 69V70H165ZM190 69H192V71L190 70ZM233 69V68H232ZM3 70V69H2ZM22 70H20L19 69V71L21 72ZM28 70V69H27ZM32 70V69H31ZM46 69H44V71H45ZM55 70V69H54ZM53 70V71H54ZM66 70V69H65ZM98 70H100V69H98ZM97 70V71H98ZM204 71L203 73H206L207 71ZM219 70V69H218ZM224 70H227V69H224ZM248 69H246L245 71H247ZM257 70V69H256ZM10 71H12V70H10ZM14 71H17L16 70V68H15V70ZM29 71L30 70H28V74L26 75V83L28 82L29 83V86L33 83V81H35V82H37L36 80L37 79H35V76H34V73H35V71H33V73H31V71H30V73H29ZM41 71V70H40ZM75 71H77V70H75ZM84 71H85V69H84ZM88 71H89V69H88ZM93 71V70H92ZM96 71V72H97ZM153 71V70H152ZM158 71L159 70H157V73H158ZM176 71V72H177ZM210 71L208 70V74L210 73ZM223 71V70H222ZM232 71V70H231ZM236 71V70H235ZM238 71V70H237ZM245 71H243V73L245 72ZM253 71V70H252ZM251 71V72H252ZM2 72V71H1ZM4 72V71H3ZM2 72V73H3ZM7 72H8V70H7ZM18 72V71H17ZM24 72V71H23ZM39 72V71H38ZM47 72V71H46ZM70 72H72V70H70ZM79 72H82V70L81 71H79ZM95 72V71H94ZM102 72V73H103ZM154 72V71H153ZM215 71H213V72H211V74H213ZM249 72V71H248ZM260 72V71H259ZM2 73H1V75H2ZM15 73V72H14ZM40 73V72H39ZM100 73V72H99ZM156 72H155V74L156 75H158ZM170 73V72H169ZM219 73V72H218ZM256 73V72H255ZM258 73V72H257ZM263 72H261V74H262ZM9 74V73H8ZM7 74V75H8ZM37 74V73H36ZM45 74V73H44ZM75 74V73H74ZM78 74V73H77ZM87 74V73H86ZM88 74L90 75L91 73H89L88 72ZM87 74V75H88ZM94 74V73H93ZM153 74V73H152ZM166 74V73H165ZM166 74V76L168 77V75ZM170 74H173V73H170ZM207 74V76L206 77H210V75H208ZM240 74V73H239ZM238 74V75H239ZM249 74V73H248ZM251 74H253V73H251ZM260 74V73H259ZM5 75V74H4ZM3 75V76H4ZM7 75H5V76H7ZM17 74H15V76H16ZM20 75V74H19ZM21 75H22V73H21ZM23 75H24V73H23ZM40 75H41V73H40ZM49 75V74H48ZM68 75H69V73H68ZM83 75V74H82ZM85 75V74H84ZM102 75V74H101ZM143 75V76H142ZM181 75H183V74H181ZM199 75H201V76H199ZM204 75V74H203ZM215 75H216V73H215ZM217 75H219V74H217ZM221 75H222V73H221ZM220 75V76H221ZM226 75V74H225ZM244 75V74H243ZM250 75V74H249ZM3 76H1V77H3ZM4 76V77H5ZM38 76V75H37ZM51 76V75H50ZM79 76V75H78ZM86 76V75H85ZM92 76V75H91ZM90 76V77H91ZM96 76H98V74L96 75ZM100 76V75H99ZM99 76H98V78H99ZM153 76V75H152ZM151 76V77H152ZM155 76V75H154ZM170 76V75H169ZM180 76V75H179ZM214 75H211V77H213ZM231 76V75H230ZM240 76V75H239ZM239 76H238V78H239ZM8 77V76H7ZM6 77V78H7ZM11 77V76H10ZM9 77V78H10ZM22 77V76H21ZM40 77V76H39ZM42 77H44V76H42ZM52 77H53V75H52ZM69 77V76H68ZM82 77H84V76H82ZM94 77V76H93ZM92 77V79L94 80V78ZM103 76H101L99 79V81H102V78ZM165 77V78H164ZM173 78H174V76H172ZM171 76H170V78H172ZM180 77H182V76H180ZM185 77H183V78H185ZM204 77V83H202L201 82V78H203ZM235 77V76H234ZM241 77V76H240ZM254 76H252V78H253ZM17 78V77H16ZM24 78V77H23ZM23 78H20V79H23ZM34 78V79H33ZM51 78V77H50ZM57 78V77H56ZM71 78V77H70ZM72 78H74V76L72 77ZM85 78V77H84ZM88 78V77H87ZM98 78H97V80H98ZM102 78V79H101ZM105 78V77H104ZM154 78H157V77H154ZM169 78V77H168ZM167 78V79H168ZM182 78V79H183ZM214 79H216L215 77H213ZM213 78H210V80H212ZM227 78V77H226ZM231 78V77H230ZM256 78V77H255ZM263 78V77H262ZM2 79H4V78H2ZM1 79V80H2ZM12 80L14 79V78H11ZM25 79V78H24ZM33 79V80H32ZM40 80H41V78H39ZM45 79H47V78H45ZM53 79V78H52ZM61 79V78H60ZM69 79V78H68ZM76 79V78H75ZM90 79V78H89ZM167 79H165L166 81H167ZM179 79H181V78H178V80ZM182 79L180 80V81H182ZM186 79V78H185ZM185 79H183V81L185 82ZM186 79V80H187ZM201 79V80H200ZM207 79V78H206ZM218 79V78H217ZM242 79V78H241ZM240 79V80H241ZM264 79V78H263ZM11 80V81H12ZM19 80V79H18ZM43 80H44V78H43ZM105 81H106V78L104 79ZM156 80V79H155ZM221 80H224V79H221ZM243 80V79H242ZM250 80V79H249ZM255 80V79H254ZM7 81V80H6ZM9 81V80H8ZM11 81H10V84L9 85H11ZM39 81V80H38ZM50 81V80H49ZM48 81V82H49ZM58 81H60V80H58ZM73 81H75V80H73ZM81 81V80H80ZM88 81V80H87ZM95 81H96V79H95ZM105 81H103L104 83H106ZM109 81V82H110ZM113 81V82H112ZM169 81V80H168ZM219 81V80H218ZM218 81H215V80H213V81H211L213 84L214 83H218V85H221L220 83L221 82H218ZM238 81H239V79H238ZM22 82V81H21ZM30 82H32L31 84H30ZM35 82L33 83V84H35ZM45 82H47L46 80H45ZM64 82V81H63ZM69 82V81H68ZM72 82V81H71ZM78 82H79V79H78ZM77 82V83H78ZM82 82H83V79H82ZM84 82H85V80H84ZM83 82V84H85ZM91 82H92V80H91ZM97 82V81H96ZM108 82V83H109ZM187 82V81H186ZM226 82H228V81H226ZM242 82V81H241ZM248 82H250V81H248ZM248 82H247V84H248ZM258 82V81H257ZM264 82V81H263ZM5 83V82H4ZM28 83H27V85H26V87L28 86ZM54 83V82H53ZM65 83V82H64ZM87 83H89V82H87ZM103 83V84H104ZM108 83H107V86H106V88L108 87L109 88V86H108ZM110 83V84H111ZM155 83H157V84H160V85H155ZM239 83H240V81H239ZM256 83V82H255ZM7 84V83H6ZM6 84H4V85H2V84H0V175H1V173L3 174L4 172V174L3 175H1V176H4L5 174H7L8 172V180L9 181H11V179L13 178V180H14V178H17L18 176V173H14V172H16L15 171V167L13 168V166L12 165H16V162L15 161H18L17 160V155L16 154H18V153H20L19 152V150H18V153L17 152H15V150L17 151V148H15V150L14 149H12V148H14V146H16V145H14L13 146V142L15 141H13V138H14V136L13 135H16V137H18V135H22V136H19L20 138H23V141H26V143H27V147H28V152H26V154H28L29 152L31 153V155L33 154V155H35V153L36 152H38L37 151V149H39V150H41L43 147L45 148V145L46 144H43V143H41V138L39 137V136H41L42 137V135L40 134L39 136H37V135H35L36 137H34V138H32V136H30L31 134L28 132V130L24 127V131H23V129H22V131H21V128L20 127H18V126H15V127H13L15 124L17 125V123H15L14 124V122L16 121V122H18L16 119L14 120V122H13V120H12V124L11 123H9V114L10 113H13V112H11V110H12V106L10 105L11 103H9V98H12V97H9L8 98V94L9 95H11V96H13L11 93H9V91H10V87L11 86H9L8 84L6 85ZM16 84V83H15ZM22 84V83H21ZM24 84V83H23ZM32 84V85H33ZM40 84V83H39ZM44 84V83H43ZM52 84V83H51ZM50 84V85H51ZM70 84V83H69ZM80 84V83H79ZM79 84H75V85H79ZM90 84V83H89ZM94 83H92V85H93ZM96 84V83H95ZM95 84H94V87H95ZM98 84H100V83H98ZM102 84V86H104ZM109 84V85H110ZM225 84V83H224ZM232 84V83H231ZM236 84V83H235ZM241 85H235V86H237V88L236 87H234V91L236 90V89H239V86H241V88H242V83H240ZM251 84V83H250ZM249 84V85H250ZM254 84V83H253ZM13 85V84H12ZM32 85H31V88H29V89H25L24 90V92H23V94H24V96H25V98H23L25 101V107L26 106H31V105H29L30 104V101L31 102H33V103H35V101H37L38 100V97H36V93H40V91H38V92H36L37 90H36V88H35V85H33L34 86V90H33V88H32ZM55 85V84H54ZM59 85V84H58ZM81 85V84H80ZM92 85H89V86H92ZM106 85V84H105ZM116 85V86H115ZM208 85H209V83H208ZM210 85H211V83H210ZM216 84H214V86H215ZM218 85H216L217 87H218ZM252 85V84H251ZM256 85H257V83H256ZM14 86V85H13ZM28 86V87H29ZM37 86V85H36ZM46 86V85H45ZM53 86V85H52ZM70 86V85H69ZM73 86V85H72ZM71 86V87H72ZM84 85H82V87H83ZM85 86H86V84H85ZM84 86V87H85ZM88 86V85H87ZM206 86H207V84H206ZM214 86H213V90H215V88H214ZM230 86H232V85H230ZM259 86H260V84H259ZM25 87V88H26ZM38 87V86H37ZM40 87V86H39ZM61 87H63L62 85H61ZM79 87V86H78ZM82 87H79V88H82ZM93 87V86H92ZM93 87V88H94ZM97 87V86H96ZM100 87V86H99ZM99 87L97 88L98 90H99ZM105 87V86H104ZM204 87V88H203ZM211 89H212V87L211 86H209ZM216 87V88H217ZM222 87V86H221ZM244 87V86H243ZM257 87V86H256ZM262 87H264V86H262ZM18 88H20V87H18ZM44 88H47V87H44ZM51 88V87H50ZM49 88V89H50ZM53 88H56V87H53ZM66 88V87H65ZM77 88V87H76ZM76 88H73V89H76ZM78 88V89H79ZM101 88V87H100ZM201 89L202 88V90H200L201 92H199L198 91V89ZM207 88V87H206ZM209 88V89H210ZM223 88V87H222ZM236 88V89H235ZM247 88V87H246ZM245 87H244V91H245V89H246ZM248 88H249V86H248ZM253 88V87H252ZM14 89V88H13ZM41 89H43V88H40V90ZM48 89V88H47ZM57 89V88H56ZM59 89V88H58ZM62 89V88H61ZM85 89H86V87H85ZM92 89V88H91ZM91 89H90V91H91ZM96 89V88H95ZM103 89V88H102ZM113 89H111V86H110V88L108 89V90H113ZM218 89V88H217ZM215 90V91H219V89L218 90ZM228 89V88H227ZM229 89H231V88H229ZM256 89V88H255ZM255 89H253L254 91H255ZM16 90V89H15ZM44 90V89H43ZM53 90H55V89H52V91ZM67 90V89H66ZM69 90V89H68ZM205 90V89H204ZM233 90V89H232ZM249 91H250V89H248ZM248 90H246L247 92H248ZM259 90H260V88H259ZM19 92H20V90H18ZM36 93H35V92ZM51 91V90H50ZM59 91V90H58ZM79 91H81V90H79ZM89 91V90H88ZM106 91V90H105ZM243 90H241V93H243L242 92ZM245 91V93H243V94H246L247 92ZM16 92V91H15ZM46 92V91H45ZM47 92H48V90H47ZM68 92V91H67ZM70 92V91H69ZM75 93L77 92V91H74ZM84 92V91H83ZM98 92V91H97ZM96 92V93H97ZM99 92H101V91H99ZM98 92V93H99ZM104 92V91H103ZM110 92V91H109ZM125 92L126 93H129V95L127 96L126 94H125ZM199 92V93H198ZM204 92V91H203ZM206 92V91H205ZM223 92V91H222ZM229 92V91H228ZM235 92H237V91H235ZM239 93H240V89H239V91H238ZM252 92V91H251ZM44 93V92H43ZM48 93H50V92H48ZM61 94H62V92H60ZM71 93H72V89H71ZM79 93V92H78ZM77 93V94H78ZM81 93V92H80ZM92 93V92H91ZM90 93V94H91ZM96 93H95V95H96ZM97 93V94H98ZM155 93V94H154ZM158 93H161V96L162 97H164L165 95H167V96H170V98H177L176 100H178V102L175 100V99H169V98H167L168 99V101L169 100H175L177 103H172V102H168V103H165V102H167V100H165V102H162L160 99H162V97H160V96H158ZM224 93V92H223ZM231 93H233L232 91H231ZM253 93V92H252ZM251 93V94H252ZM17 94V93H16ZM41 94V93H40ZM40 94H37V95H40ZM44 94H46V93H44ZM53 94H56V93H54L53 92ZM60 94V95H61ZM66 94V93H65ZM85 94H86V96H87V94H89V93H87V92H85ZM85 94L83 93V95L85 96ZM94 94V93H93ZM107 94V93H106ZM219 95L221 94L220 92L218 93ZM238 94V93H237ZM248 95L250 94V92H248L247 93ZM260 94V93H259ZM19 95V94H18ZM51 95V94H50ZM70 95V94H69ZM79 95V94H78ZM100 95V94H99ZM110 95H112V93L110 92ZM225 95V94H224ZM228 95V94H227ZM230 95V94H229ZM253 95H256V94H253ZM20 96V98L21 97H23V96H21V95H19ZM43 96V95H42ZM47 96V95H46ZM46 96H45V98H46ZM64 96V95H63ZM125 96V97H124ZM214 96V95H213ZM217 96V95H216ZM244 96V95H243ZM247 96V95H246ZM246 96H244L245 98H246ZM250 96V95H249ZM256 96H258V95H256ZM60 97V96H59ZM75 97V96H74ZM78 97V96H77ZM91 97V96H90ZM100 97H101V95H100ZM127 98L129 101H125L126 99H124V98ZM199 97V98H198ZM202 97V96H201ZM217 97H219V96H217ZM226 97H228V96H226ZM231 97V96H230ZM240 97H241V95H240ZM251 97V96H250ZM17 98V97H16ZM36 98H37V100H36ZM49 97H47V99H48ZM55 98V97H54ZM57 98V97H56ZM69 97H67V99H68ZM223 98V97H222ZM235 98V97H234ZM255 98V97H254ZM259 97H257V99H258ZM13 99V98H12ZM22 99V98H21ZM20 99V100H21ZM41 100H42V98H40ZM50 99H51V97H50ZM101 99V98H100ZM107 99H108V97H107ZM106 99V100H107ZM180 99H183V101L185 102H180L181 100ZM199 99H201V100H203V101H200L199 102ZM225 99V98H224ZM236 99V98H235ZM249 99V98H248ZM260 99V98H259ZM262 99V98H261ZM11 100V99H10ZM17 100V99H16ZM180 100V101H179ZM231 100V99H230ZM233 100V99H232ZM239 100V99H238ZM251 100V99H250ZM23 101V100H22ZM63 101V100H62ZM103 101V102H102ZM102 101H100V102H102L103 104H107L108 102H109V100H108V102L107 103H105V100H102ZM152 101V102H151ZM164 101V100H163ZM212 101V100H211ZM223 101V100H222ZM235 101V100H234ZM262 101V100H261ZM264 101V100H263ZM11 102V101H10ZM15 101H13V103H14ZM17 102V101H16ZM38 102V101H37ZM40 102V101H39ZM50 102H51V100H50ZM99 102V103H100ZM126 102H128V103H126ZM151 102V104L153 105V108L152 109H150L151 111L150 112H148V111H146L145 110V107L147 108V110H149V108L147 107V106H151L149 103ZM210 101H208V103H209ZM238 102V101H237ZM236 102V103H237ZM251 102V101H250ZM22 103V102H21ZM52 103H54V100L52 101ZM102 103H100V104H102ZM111 103V102H110ZM114 103V102H113ZM207 103V104H208ZM212 103H214L213 101H212ZM227 103V102H226ZM242 103V102H241ZM245 103V102H244ZM243 103V104H244ZM252 103H254V102H252ZM264 103V102H263ZM18 104V103H17ZM77 104H78V102H77ZM95 104V103H94ZM98 105V106H101V105ZM149 104V105H148ZM198 104V105H199ZM202 104V105H203ZM225 104V103H224ZM238 104V103H237ZM21 105V104H20ZM23 105V104H22ZM38 105V104H37ZM40 105V104H39ZM42 105V104H41ZM52 105V104H51ZM71 105V104H70ZM69 105V107H71ZM76 105V104H75ZM197 105V106H198ZM201 105V106H202ZM223 105V104H222ZM33 106L35 107V105L33 104ZM78 106H80V105H78ZM91 106V105H90ZM94 106V105H93ZM96 106V105H95ZM103 107H104V105H102ZM107 106V105H106ZM108 106L110 107V105L108 104ZM205 106V105H204ZM213 106V105H212ZM219 106V105H218ZM242 106H244V105H242ZM88 107V106H87ZM203 107V106H202ZM208 107V106H207ZM211 107V106H210ZM209 107V108H210ZM260 107V106H259ZM65 108V107H64ZM72 108V107H71ZM74 108V107H73ZM83 108H85V107H83ZM89 108V107H88ZM101 108V107H100ZM219 108H221L220 106H219ZM237 108H239V107H237ZM263 108H264V106H263ZM20 109H22V108H20ZM63 109V108H62ZM96 109H98L97 108V106H96ZM108 109V108H107ZM199 109H200V107H199ZM198 109V111L200 112V110ZM203 109V111H205V113H206V110L208 109H206V110H204V108H202ZM222 109H223V107H222ZM242 109V108H241ZM13 110H15V109H13ZM12 110V111H13ZM19 110V109H18ZM66 110H67V108H66ZM77 110V109H76ZM85 110V109H84ZM99 110V109H98ZM145 110V111H144ZM209 110V109H208ZM214 110H215V108H214ZM227 110V109H226ZM257 110V109H256ZM255 109H254V111H256ZM260 110H261V108H260ZM20 111V110H19ZM33 111H35V109H33ZM60 111V110H59ZM69 111V110H68ZM72 111H74V110H72ZM110 111V110H109ZM143 111H144V114L142 115L141 113H143ZM197 111V112H198ZM210 111H211V109H210ZM216 111H218V110H216ZM222 111V110H221ZM252 111V110H251ZM15 112V111H14ZM45 112V111H44ZM65 112V111H64ZM75 112V111H74ZM81 112V111H80ZM84 112V111H83ZM107 112V111H106ZM113 112V111H112ZM111 112V113H112ZM145 112H147L148 114H146L145 115ZM181 112H182V116H181ZM220 111H218V113H219ZM224 112V111H223ZM227 112V111H226ZM258 112V111H257ZM262 112V111H261ZM23 113V116H24V111L22 112ZM41 113V112H40ZM47 113V112H46ZM52 113V112H51ZM56 113V112H55ZM63 113V112H62ZM70 113H72L71 111H70ZM70 113H69V115H70ZM82 113V112H81ZM90 113V112H89ZM149 113H151V114H149ZM201 113H203L202 112V110H201V112L199 113V114H201ZM225 113V112H224ZM236 113V112H235ZM243 113V112H242ZM264 113V112H263ZM26 114V113H25ZM28 114H30V113H28ZM36 114V113H35ZM75 114V113H74ZM113 114H115V113H113ZM207 114H208V112H207ZM216 114V113H215ZM221 114V113H220ZM237 114V113H236ZM239 114V113H238ZM13 115L14 116H16L14 113H13ZM12 115V116H13ZM34 115V114H33ZM36 115H38V113L36 114ZM68 115V116H69ZM76 115V114H75ZM78 115H80V114H78ZM82 115H83V113H82ZM86 115V114H85ZM91 115H93L92 113H91ZM110 115V114H109ZM118 115V114H117ZM116 115V116H117ZM178 115H180L179 117H178ZM203 114H201L200 116H202ZM209 115V114H208ZM210 115H211V113H210ZM209 115V116H210ZM225 115V117H226V113L224 114ZM229 115V114H228ZM26 116V115H25ZM39 116V115H38ZM40 116H42V115H40ZM43 116H44V114H43ZM50 116H52V115H50ZM67 116V117H68ZM71 116H72V114H71ZM89 116V115H88ZM87 116V117H88ZM95 116V115H94ZM101 116V115H100ZM184 116V117H183ZM195 116H197L196 115V113H195ZM200 116L199 117H197L198 119L200 118ZM204 116V115H203ZM216 116V115H215ZM218 116H220L221 117V115H218ZM31 117V116H30ZM35 117V116H34ZM37 117V116H36ZM64 117L66 118V114L64 115ZM97 117V116H96ZM104 117V116H103ZM102 117V118H103ZM106 117V116H105ZM120 117V116H119ZM142 117V118H141ZM229 117V116H228ZM241 117H243V116H241ZM24 118H26V117H24ZM39 118V117H38ZM43 118V117H42ZM48 119L49 118H51V117H47ZM78 118V117H77ZM92 118H95V117H92ZM108 118V117H107ZM117 118V117H116ZM210 118H212V117H210ZM215 118H218L217 116L215 117ZM239 118V117H238ZM8 119V120H7ZM18 119V118H17ZM20 119V118H19ZM29 119V118H28ZM45 119H46V117H45ZM48 119H46V120H48ZM57 119H58V117H57ZM74 119H76V118H74ZM110 119V118H109ZM196 119V118H195ZM198 119H197V121H198ZM204 119H207V117H205L204 116ZM219 119V118H218ZM221 119H222V117H221ZM221 119H219V120H221ZM237 119V118H236ZM245 119V118H244ZM253 119V118H252ZM256 119V118H255ZM262 119V118H261ZM11 120V119H10ZM35 120V119H34ZM37 120V119H36ZM41 120V119H40ZM44 120V119H43ZM56 120V119H55ZM67 120V119H66ZM65 120V121H66ZM70 120V119H69ZM78 120V119H77ZM89 120V119H88ZM93 120V119H92ZM91 120V121H92ZM97 120V119H96ZM175 120V122H173ZM199 120H201V118L199 119ZM214 120V119H213ZM212 120V121H213ZM20 121V120H19ZM23 121V120H22ZM39 121V120H38ZM37 121V122H38ZM42 121V120H41ZM49 121V120H48ZM54 121V120H53ZM57 121V120H56ZM60 121V120H59ZM85 121V120H84ZM86 121H87V119H86ZM93 121H95V120H93ZM171 121H172V123H171ZM187 121V122H188ZM241 121V120H240ZM249 121H250V119H249ZM255 121V120H254ZM24 122V121H23ZM26 122V121H25ZM36 122V121H35ZM55 122V121H54ZM64 122V121H63ZM78 123L80 122V121H77ZM115 122V121H114ZM119 122H121V121H119ZM194 122H196V120L194 121ZM193 122V123H194ZM204 122H206L207 123V121H204ZM203 121L202 122H200V121H198V124H200L201 125V123H204ZM210 122V121H209ZM208 122V123H209ZM214 122H216V121H214ZM214 122H213V124H214ZM220 122V121H219ZM222 122V121H221ZM226 122V121H225ZM251 122H253V121H251ZM30 123H34V122H31V121H29V124H28V122H27V125H29V127L31 128V126H30ZM69 124H70V122H68ZM72 123V122H71ZM74 123V122H73ZM72 123V124H73ZM91 123V122H90ZM110 123V122H109ZM125 123V122H124ZM126 123H128V122H126ZM192 123V122H191ZM193 123H192V125H193ZM207 123V126L206 125H204V130L202 131V132H198V134L199 135H201L202 136V138H204V137H206L207 136V130H210V131H212V129H207L206 130V128H208V124ZM218 123V122H217ZM6 125L7 124V129L5 128H3L2 126L3 125ZM14 124V125H13ZM31 124V125H32ZM36 123H34L33 124V126L35 125ZM39 125L41 124L40 122L38 123ZM38 124H36L37 126H38ZM51 124V123H50ZM63 124V123H62ZM66 124V123H65ZM86 124V123H85ZM114 124H116V122L114 123ZM122 124V123H121ZM195 124H197V122L196 123H194V127H195ZM216 124V123H215ZM214 124V125H215ZM222 124H223V122H222ZM226 124V123H225ZM228 124V123H227ZM226 124V125H227ZM244 124V123H243ZM262 124H263V122H262ZM11 125H13V126H11ZM22 125H24V124H22ZM45 125V124H44ZM58 125V124H57ZM55 126V127H59V126ZM94 125H97V123L95 124L94 123ZM99 125V124H98ZM110 125V124H109ZM112 125V124H111ZM124 125V124H123ZM122 125V126H123ZM130 125V124H129ZM132 125V124H131ZM134 125L133 126H131V128H135L134 127ZM140 125V126H141ZM155 125V126H154ZM183 125V126H182ZM190 125V123L188 124L187 123V126H189ZM191 125V126H192ZM236 125V124H235ZM246 125V124H245ZM258 125V124H257ZM260 125V124H259ZM9 126H10V128H9ZM65 126V125H64ZM69 126V125H68ZM83 126V125H82ZM140 126H139V128H140ZM156 126V127H157ZM197 126V125H196ZM213 126V125H212ZM212 126H209V128L211 127V128H213ZM224 126V125H223ZM238 126V125H237ZM22 127V126H21ZM22 127V128H23ZM28 127V128H29ZM34 127H36V126H34ZM66 127V126H65ZM80 127V126H79ZM90 127V126H89ZM93 127V124H92V126L90 127V128H92ZM95 127V126H94ZM99 127V126H98ZM109 127V126H108ZM120 128H121V125L119 126ZM138 127V126H137ZM136 127V128H137ZM194 127H192V129L194 130ZM199 127V126H198ZM215 127H216V125H215ZM220 127H222V126H220ZM236 127V126H235ZM261 127V126H260ZM14 128L15 129H17V128H19L18 130H17V132H21V134H15V132H16V130L14 131ZM64 128V127H63ZM81 128V127H80ZM114 128H116V126L114 127ZM135 128V129H136ZM148 128V129H147ZM158 128V127H157ZM185 128H186V126H185ZM201 128H203V126H201ZM228 128V127H227ZM226 128V129H227ZM248 128V127H247ZM25 129L27 130V132L25 131ZM60 129V128H59ZM75 129V128H74ZM83 129V128H82ZM98 129V128H97ZM126 129V128H125ZM138 129V128H137ZM155 129V128H154ZM153 129V130H154ZM188 129V128H187ZM200 129V128H199ZM222 129V128H221ZM223 129H224V127H223ZM264 129V128H263ZM66 130H68V129H66ZM71 130V129H70ZM88 130V129H87ZM93 130H95V129H93ZM101 130V129H100ZM130 130V129H129ZM143 130V129H142ZM198 130V128H196V130L195 131H197ZM205 130L207 131V132H205ZM241 130V129H240ZM240 130H239V132H240ZM63 131H65V129L63 130ZM74 131V130H73ZM77 131H78V129H77ZM81 131V130H80ZM85 131V130H84ZM89 131V130H88ZM92 131V130H91ZM136 131V130H135ZM158 131V132H157ZM201 131V130H200ZM219 131H220V129H219ZM223 131V130H222ZM235 131H237V129L235 130ZM250 131H252V130H250ZM254 131V130H253ZM260 131V130H259ZM16 132V133H17ZM46 132V131H45ZM86 132V131H85ZM112 132H113V130H112ZM124 132V131H123ZM127 132V131H126ZM130 132H132V131H130ZM188 132H192V130L190 129H188ZM206 134H205V133ZM216 132V131H215ZM228 131L226 130V133H227ZM239 132H236V133H238L239 134ZM242 133H243V131H241ZM264 132V130H262V133ZM49 133V132H48ZM51 133V132H50ZM60 133V132H59ZM71 133V132H70ZM69 133V134H70ZM82 133V132H81ZM95 133V132H94ZM99 133V132H98ZM100 133H101V131H100ZM107 133V132H106ZM121 133V132H120ZM133 133V132H132ZM132 133H131V135H132ZM193 134H194V131L192 132ZM210 133V132H209ZM225 133V132H224ZM233 133V132H232ZM231 133V134H232ZM241 133V134H242ZM257 133V132H256ZM261 132H259V134H260ZM30 134V135H29ZM32 134H34V132L32 133ZM42 134H44V133H42ZM46 134V133H45ZM57 134V133H56ZM64 135L63 136H66L65 134H68L66 131H65V133H63ZM86 134V133H85ZM89 134H90V132H89ZM88 134V135H89ZM113 133H111V135H112ZM134 134H136V133H134ZM186 134V133H185ZM195 134H197L196 132H195ZM214 134V133H213ZM212 133H210L209 135H210V137L212 138L213 135ZM221 134V133H220ZM219 134V135H220ZM237 134V135H238ZM28 135V136H27ZM58 135V134H57ZM61 135V134H60ZM72 135V134H71ZM95 135V134H94ZM108 135H109V133H108ZM125 135V134H124ZM150 135V134H149ZM188 135V133L186 134V136ZM189 135H190V137L192 136L191 135V133H189ZM209 135L207 136V137H209ZM226 135V134H225ZM224 135V136H225ZM229 135V134H228ZM233 135V134H232ZM236 135V136H237ZM264 135V134H263ZM69 136V135H68ZM84 136V135H83ZM99 136V135H98ZM117 136H120V135H116V137ZM126 137H128L127 135H125ZM124 136V137H125ZM134 136V135H133ZM140 136H141V134H140ZM139 136V137H140ZM185 136V137H186ZM194 136V135H193ZM218 136V135H217ZM216 136V137H217ZM231 136V135H230ZM235 136V135H234ZM240 136V135H239ZM249 136V135H248ZM26 137V138H25ZM27 137H29V138H27ZM39 137V141H37L36 140V138H38ZM54 137H56V136H54ZM70 137V136H69ZM69 137H67V139L69 138ZM73 137V136H72ZM90 137V136H89ZM100 137H101V135H100ZM104 137V136H103ZM121 137V136H120ZM132 137V136H131ZM136 137V136H135ZM142 137H144V136H142ZM141 137V138H142ZM195 137L196 136H194V137H192V138H194L195 139ZM197 137H198V135H197ZM196 137V141H198L197 143H199L200 144V142H199V139L201 138L200 136H199V138H197ZM209 137V140L211 139ZM215 137V136H214ZM232 137V136H231ZM259 137V136H258ZM263 137V136H262ZM60 138V137H59ZM62 138V137H61ZM63 138H66V137H63ZM96 138V137H95ZM137 138H138V136H137ZM150 138V139H149ZM189 138V137H188ZM228 138V137H227ZM244 138V137H243ZM252 138V137H251ZM31 139V140H30ZM71 139V138H70ZM92 139V138H91ZM101 139V138H100ZM120 140H121V138H119ZM143 139V138H142ZM145 138L143 139V140H146ZM190 139V138H189ZM198 139V140H197ZM215 139V138H214ZM222 139H223V137H222ZM221 139V140H222ZM234 139V138H233ZM258 139V138H257ZM22 140V139H21ZM43 140V139H42ZM65 140V139H64ZM86 140V139H85ZM93 140V139H92ZM103 140V139H102ZM113 140V139H112ZM119 140V141H120ZM123 140V139H122ZM142 140V141H143ZM154 140H153V143H154ZM186 140V139H185ZM193 139H191V142H193L192 141ZM202 140V139H201ZM206 140H207V138H206ZM206 140H204L203 142H205ZM218 140V139H217ZM217 140H215V141H217ZM230 140V139H229ZM242 140V139H241ZM23 141H22V143H23ZM95 141V140H94ZM93 141V142H94ZM129 141V140H128ZM152 141V140H151ZM212 141L213 140H211V143H212ZM219 141V140H218ZM239 141V140H238ZM238 141H237V144H238ZM251 141V140H250ZM18 142H19V140H18ZM43 142V141H42ZM45 142V141H44ZM56 142V141H55ZM95 142H97V141H95ZM123 142V141H122ZM147 142V141H146ZM182 142V141H181ZM187 142H189V140L188 141H186V143ZM195 142V141H194ZM194 142L192 143V144H194ZM206 142H209V141H206ZM246 142V141H245ZM249 142V141H248ZM248 142H246V144L248 143ZM264 142V141H263ZM21 143V144H22ZM25 143V142H24ZM53 143V142H52ZM52 143H50V144H52ZM82 143H83V141H82ZM105 143H107V142H105ZM121 143V142H120ZM123 143H125V142H123ZM130 143H132V144H134L133 143V141L132 142H130ZM143 143H144V141H143ZM182 143H185V142H182ZM196 143V144H197ZM210 143V144H211ZM223 143V142H222ZM240 143H242V142H240ZM244 143V142H243ZM252 143H254V142H252ZM261 143V142H260ZM16 144H18V143H16ZM44 145L43 147L41 146V145ZM54 144V143H53ZM85 144V143H84ZM91 144H92V142H91ZM103 144H104V142H103ZM149 144H151V142H149ZM166 144V143H165ZM181 144V145H180ZM189 144H190V142H189ZM189 144H187V145H185V144H183L182 146H188V147H190L189 146ZM198 144V146H200ZM206 144V143H205ZM210 144H209V146H210ZM221 144V143H220ZM225 144H226V142H225ZM224 144V145H225ZM258 144V143H257ZM48 145V144H47ZM93 145V144H92ZM120 145V144H119ZM146 145V144H145ZM145 145H141V146H144L145 147ZM212 145H214V147L213 148H215L216 146V144H212ZM234 145V144H233ZM259 145V144H258ZM263 145V144H262ZM23 146V145H22ZM41 146V147H40ZM83 146V145H82ZM99 146V145H98ZM102 146H104V145H102ZM101 146V147H102ZM118 146V145H117ZM134 146H135V144H134ZM156 146H157V143H156ZM197 146V145H196ZM226 146V145H225ZM228 146V145H227ZM231 146V145H230ZM237 146V145H236ZM251 146V145H250ZM19 147V146H18ZM41 149H40V148ZM50 147V146H49ZM56 147V146H55ZM87 147V146H86ZM89 147V146H88ZM116 147V146H115ZM114 147V148H115ZM122 147V146H121ZM136 147V146H135ZM148 148L150 147V145L149 146H147ZM146 147V148H147ZM157 147H159V146H157ZM188 147H186V148H188ZM193 147H194V145H193ZM201 147H203V146H201ZM234 147V146H233ZM240 147V146H239ZM238 147V148H239ZM264 146H262V148H263ZM25 148V147H24ZM46 148H47V146H46ZM65 148V147H64ZM95 148H96V146H95ZM105 148V147H104ZM103 147H102V149H104ZM125 148V147H124ZM166 148V147H165ZM178 147H176L175 148V151H176V149H177ZM181 148V149H180ZM210 148H212V147H210ZM230 148V147H229ZM228 148V149H229ZM232 148V147H231ZM236 148V147H235ZM234 148V149H235ZM48 149V148H47ZM50 149V148H49ZM53 149H55V148H53ZM101 149V148H100ZM117 149V148H116ZM121 149V148H120ZM135 149V148H134ZM143 149V148H142ZM150 150L149 151H151L152 152V150L151 149H153V145H152V147L151 148H149ZM155 151L156 152H159V153H161L156 147H155ZM160 150H161V148H159ZM173 149V148H172ZM190 149V148H189ZM197 149V148H196ZM219 149V148H218ZM233 149V148H232ZM237 149V148H236ZM245 149H249L248 147L247 148H245ZM260 150H261V147L259 148ZM25 150V149H24ZM52 150V149H51ZM88 150V149H87ZM107 150H108V148H107ZM122 150V149H121ZM128 150V149H127ZM137 150V149H136ZM216 150V149H215ZM214 150V151H215ZM260 150H258V151H260ZM26 151H27V148H26ZM50 151V150H49ZM62 151V150H61ZM98 151H100V150H98ZM98 151H96V152H98ZM104 151V150H103ZM132 151V150H131ZM135 151V150H134ZM133 151V152H134ZM145 151H147V150H145ZM148 151V152H149ZM174 151V150H173ZM174 151V152H175ZM190 151H192V150H190ZM211 151V150H210ZM227 151V150H226ZM231 151V150H230ZM236 151V150H235ZM234 151V152H235ZM241 151V150H240ZM249 151V150H248ZM25 152V151H24ZM59 152V151H58ZM117 152V151H116ZM115 152V153H116ZM130 152V151H129ZM171 152V151H170ZM186 152H188V151H186ZM203 152H206L205 150L203 151ZM209 152V151H208ZM212 152V151H211ZM216 152V151H215ZM215 152H213V154H215ZM233 152V153H234ZM242 152V151H241ZM262 152V151H261ZM39 153V152H38ZM47 153H48V151H47ZM46 153V154H47ZM53 152H51V154H52ZM103 153V152H102ZM128 153V152H127ZM158 153V154H159ZM169 153V152H168ZM185 153V152H184ZM196 153H199V152H196ZM202 153V152H201ZM218 153V152H217ZM262 153H264V152H262ZM21 154V153H20ZM26 154H24V155H26ZM40 154V153H39ZM43 154V153H42ZM44 154H45V152H44ZM56 154V153H55ZM54 154V155H55ZM60 154V153H59ZM58 154V155H59ZM99 154H101V152H99ZM121 154V153H120ZM145 154V153H144ZM143 154V155H144ZM149 154V153H148ZM152 154V153H151ZM154 154H155V152H154ZM182 154V153H181ZM187 154V153H186ZM219 154V153H218ZM238 154H240V153H238ZM249 154V153H248ZM247 154V155H248ZM256 154V153H255ZM38 155V154H37ZM37 155H36V157H37ZM49 155V154H48ZM57 155V156H58ZM64 155V154H63ZM94 155V154H93ZM105 155V154H104ZM116 155V154H115ZM133 155V154H132ZM150 155V154H149ZM157 155V154H156ZM183 155V154H182ZM192 155H194V153L192 154ZM203 155H207V154H203ZM209 155V154H208ZM217 155V154H216ZM223 155V154H222ZM225 155V154H224ZM223 155V156H224ZM227 155V154H226ZM245 156H246V154H244ZM259 155V154H258ZM257 155V156H258ZM56 156V157H57ZM91 156V155H90ZM120 156V155H119ZM126 156V155H125ZM124 156V157H125ZM134 156H136V154L134 155ZM161 156H162V154H161ZM165 156H168L167 155V152H166V155ZM169 156H170V154H169ZM173 156V155H172ZM187 156V155H186ZM202 156V155H201ZM201 156H200V159H201ZM210 156V155H209ZM212 156V155H211ZM230 156H232V154L230 155ZM235 156L237 157V155L235 154ZM240 157H241V155H239ZM250 156V155H249ZM252 156V155H251ZM15 157H17L16 159H15V161L13 160ZM21 157V156H20ZM19 157V158H20ZM24 157V156H23ZM35 157V156H34ZM51 157V156H50ZM93 157V156H92ZM99 157V156H98ZM104 157V156H103ZM131 157V156H130ZM142 157V156H141ZM148 157V156H147ZM146 157V158H147ZM154 157H155V155H154ZM158 157H160V154H159V156ZM175 157V156H174ZM177 157H179V156H177ZM177 157H176V159H177ZM195 157V156H194ZM199 157V156H198ZM205 157V156H204ZM215 157H217V161H219L220 159L218 158V156H215ZM235 157V158H236ZM247 157V156H246ZM245 157V158H246ZM260 157H261V155H260ZM12 159V162L14 161V164L13 163H11L10 161L11 160H9V159ZM18 158V159H19ZM26 158H28L27 156H26ZM29 158L31 159V157H30V154H29ZM40 158V157H39ZM44 157H42V159H43ZM54 158V157H53ZM88 158V157H87ZM134 158V157H133ZM145 158V159H146ZM151 158V157H150ZM155 158H157V157H155ZM170 158V157H169ZM182 158V157H181ZM193 158V157H192ZM207 158H209V157H207ZM223 158V157H222ZM231 158V157H230ZM244 158V159H245ZM36 159V158H35ZM35 159H33V156H32V159H31V165L33 166V167H35V168H37V166H38V164L36 163L37 161H34ZM41 159V158H40ZM47 159V158H46ZM50 159V158H49ZM52 159V158H51ZM50 159V160H51ZM64 159V158H63ZM79 159V158H78ZM137 159H138V157H137ZM140 159H143V158H140ZM144 159V160H145ZM147 159H149V158H147ZM146 159V160H147ZM159 159V158H158ZM160 159H163V156L162 157H160ZM172 159V158H171ZM212 159V158H211ZM215 159V158H214ZM219 159V160H218ZM224 159V158H223ZM232 159V158H231ZM237 159H239V158H237ZM241 159H242V157H241ZM255 159V158H254ZM22 160V159H21ZM25 160V159H24ZM27 160V159H26ZM55 160H56V158H55ZM58 160V159H57ZM139 160V159H138ZM144 160H142V162L144 161ZM155 160V159H154ZM166 160V159H165ZM182 160V159H181ZM189 161H191V159H188ZM227 160V159H226ZM251 160V159H250ZM253 160V159H252ZM9 161V162H8ZM44 161V160H43ZM91 161V160H90ZM104 161H106V160H104ZM103 161V162H104ZM116 161V160H115ZM117 161H119V160H117ZM129 161V160H128ZM168 161H171V160H169L168 159ZM186 161V160H185ZM196 161V160H195ZM194 161V162H195ZM199 161V160H198ZM207 161H209V160H207ZM212 161H213V159L211 160V163H212ZM224 161V160H223ZM232 161V160H231ZM242 161V160H241ZM244 161V160H243ZM258 161H260L259 159H258ZM40 162V161H39ZM46 162V161H45ZM57 162V161H56ZM92 162V161H91ZM109 162V161H108ZM176 162V161H175ZM201 162H202V160H201ZM206 162V161H205ZM215 162V161H214ZM228 162V161H227ZM245 162H246V159H245ZM248 162V161H247ZM254 162H256V161H254ZM261 162V161H260ZM11 163V165L10 166H12V168L10 169V167H9V164ZM18 163V162H17ZM44 163V162H43ZM61 163V162H60ZM134 163V162H133ZM138 163V162H137ZM144 163V162H143ZM143 163H141V164H143ZM157 163H160V162H157ZM168 163H170V162H168ZM168 163H166V161H164V163H163V166H161L160 164H162V162L159 164L160 165V168L162 169V170H167L165 173L166 174H168L169 175V173H168V170L170 171V168H168ZM179 163V162H178ZM180 163H182V162H180ZM197 163V162H196ZM196 163H193V164H196ZM207 163V162H206ZM205 163V164H206ZM209 163V162H208ZM219 163V162H218ZM241 163V162H240ZM7 164V165H6ZM20 164V163H19ZM26 164H27V162H26ZM26 164L24 163V165L26 166ZM40 164V163H39ZM57 164V163H56ZM89 164V163H88ZM94 164V163H93ZM140 164V165H141ZM149 164V163H148ZM156 164V163H155ZM165 164V165H164ZM171 164V163H170ZM186 164V163H185ZM203 164H204V160H203ZM233 163H231V165H232ZM243 165H245L244 163H242ZM21 165V164H20ZM19 165V166H20ZM43 165L44 164H42L41 166L43 167ZM48 165H49V163H48ZM106 165V164H105ZM172 165V164H171ZM170 165V166H171ZM176 166L177 165H180V164H175ZM200 165H201V163H200ZM215 166H216V164H214ZM218 165V164H217ZM235 165H236V163H235ZM253 165V164H252ZM251 165V166H252ZM261 165V164H260ZM263 165V164H262ZM17 166V165H16ZM19 166H17V167H19ZM22 166V165H21ZM25 166H22V167H24L25 168ZM28 166V165H27ZM45 166H46V163H45ZM60 167L62 166V165H59ZM90 166V165H89ZM109 166V165H108ZM138 166V165H137ZM174 166V165H173ZM172 166V167H173ZM175 166V167H176ZM183 167V169H184V166L185 165H180V166H177V167ZM187 166V165H186ZM192 166V165H191ZM203 166V165H202ZM221 166V165H220ZM224 166V165H223ZM241 166V165H240ZM253 166H255V165H253ZM22 167H21V169H22ZM40 167V166H39ZM49 167V166H48ZM50 167H51V165H50ZM150 167H152V165H150ZM155 167V166H154ZM188 167H189V165H188ZM195 167V166H194ZM193 167V168H194ZM198 167V166H197ZM208 167V166H207ZM211 167V166H210ZM213 167V166H212ZM218 167V166H217ZM230 167V166H229ZM232 167V166H231ZM250 167V166H249ZM255 167H257V166H255ZM47 168V167H46ZM105 168V167H104ZM111 168V167H110ZM115 168V167H114ZM118 167H116L115 169H117ZM144 168H145V166H144ZM143 168V169H144ZM157 169H158V167H156ZM201 168V167H200ZM246 168V167H245ZM247 168H248V166H247ZM252 168V167H251ZM55 169V168H54ZM84 169V168H83ZM90 169V168H89ZM133 169V168H132ZM136 169V168H135ZM140 168L138 167V170H139ZM148 169H150V168H148ZM161 169H159L158 170V173L159 172H161ZM199 169V168H198ZM253 169V168H252ZM255 169V168H254ZM12 170V171H11ZM19 170V169H18ZM17 170V172H19ZM24 170V169H23ZM27 170V169H26ZM31 170V169H30ZM33 170V169H32ZM56 170V169H55ZM62 170V169H61ZM154 170V169H153ZM153 170H152V172H153ZM188 169L186 168V171H187ZM202 170V169H201ZM204 170V169H203ZM203 170H202V172H203ZM212 170V169H211ZM217 170V169H216ZM25 171V170H24ZM84 171V170H83ZM86 171V170H85ZM164 171H162V172H164ZM173 170H171V172H172ZM186 171H185V173H186ZM196 171H199V170H196ZM217 171H219V170H217ZM221 171H223V170H221ZM220 171V172H221ZM227 171H229L228 169H227ZM230 171H231V169H230ZM229 171V172H230ZM241 171H242V169H241ZM244 171V170H243ZM246 171V170H245ZM256 171H258V170H256ZM31 172V171H30ZM51 172V171H50ZM119 172V171H118ZM117 172V173H118ZM134 172H136V171H134ZM161 172V173H162ZM176 172H178V170L176 169L175 170V173ZM180 172V171H179ZM188 172H189V170H188ZM193 172V171H192ZM194 172H195V170H194ZM200 172V171H199ZM198 172V173H199ZM215 172V171H214ZM261 172V171H260ZM259 172V173H260ZM12 173H14V177L12 176ZM35 173L37 174V175H35L36 176V178H40L41 179V182L43 183L44 182V184L47 182V181H45L44 180V178H43V173H44V171L43 170H40V171H38V172H36L35 171ZM116 173V172H115ZM154 173V172H153ZM173 173H174V171H173ZM184 173V172H183ZM204 173V172H203ZM233 173H235V172H233ZM232 173V174H233ZM240 173V172H239ZM252 173V172H251ZM258 173V172H257ZM264 173V172H263ZM25 174V173H24ZM31 174V173H30ZM156 174V173H155ZM154 174V175H155ZM163 174V173H162ZM172 174V173H171ZM195 174H197V173H195ZM206 174V173H205ZM220 174V173H219ZM228 174V173H227ZM241 174H243V173H241ZM240 174V175H241ZM246 174H248V173H246ZM250 174V173H249ZM254 174H255V172H254ZM6 175V176H7ZM58 175V174H57ZM117 175V174H116ZM175 175V174H174ZM178 175V174H177ZM192 175H194V174H192ZM203 175V174H202ZM208 175V174H207ZM216 175V174H215ZM234 175V174H233ZM258 175V174H257ZM23 176V174L20 176V177H18L19 179H17L19 182H21V180L20 179H22V178H24V177H22ZM29 176V175H28ZM38 176V177H37ZM44 176H46V175H44ZM47 176H49V175H47ZM115 176V175H114ZM176 176V175H175ZM180 176V175H179ZM195 176H197V175H195ZM200 176V175H199ZM204 176V175H203ZM209 176V175H208ZM221 176V175H220ZM254 176V175H253ZM261 176H262V174H261ZM25 177H26V175H25ZM32 176H30V178H31ZM34 177V176H33ZM56 177H58V176H56ZM95 177V176H94ZM105 177V176H104ZM139 177V176H138ZM154 177V176H153ZM159 177V176H158ZM168 177H170L171 178V176L169 175ZM181 177V176H180ZM183 177V176H182ZM185 178H186V176H184ZM183 177V178H184ZM198 177V176H197ZM205 177H206V175H205ZM222 177V176H221ZM232 177V176H231ZM250 179H252L251 178V174H250ZM258 177V176H257ZM256 177V178H257ZM263 177V176H262ZM3 178H5V176L3 177ZM3 178H2V180H3ZM28 178V177H27ZM38 178V180H40ZM54 178V177H53ZM60 178V177H59ZM58 178V179H59ZM62 178V177H61ZM135 178H137V177H135ZM134 178V179H135ZM174 178V177H173ZM188 178V177H187ZM203 178V177H202ZM211 178V177H210ZM223 178H225V177H223ZM239 178V177H238ZM244 178H245V175H244ZM259 178V177H258ZM32 179V178H31ZM35 179V178H34ZM46 179V178H45ZM51 179V177L49 178V180ZM158 179V178H157ZM163 179H165V177L163 176ZM169 179V178H168ZM178 180H179V177L177 178ZM192 179V178H191ZM196 179V178H195ZM194 179V180H195ZM198 179V178H197ZM201 179V178H200ZM200 179H198L199 181H200ZM205 179V178H204ZM228 179V178H227ZM249 179V178H248ZM0 180H1V177H0ZM1 180V181H2ZM51 180H53V179H51ZM56 180V179H55ZM62 180V179H61ZM103 180V179H102ZM171 180H172V178H171ZM174 180V179H173ZM186 180V179H185ZM203 180V179H202ZM205 180H207V179H205ZM204 180V181H205ZM209 180H211V179H209ZM220 180V179H219ZM244 180H246V179H244ZM4 181H5V179H4ZM153 181V180H152ZM159 181V180H158ZM161 181V180H160ZM180 181V180H179ZM179 181H178V183H179ZM188 181V180H187ZM212 181V180H211ZM210 181V182H211ZM221 181V180H220ZM220 181H218L219 183H220ZM228 181H232V180H228ZM234 181V180H233ZM242 181V180H241ZM248 181V180H247ZM250 182H251V180H249ZM248 181V183L250 184V182ZM3 182V181H2ZM1 182V183H2ZM6 182V181H5ZM5 182H3L4 184H5ZM19 182H18V185L20 186V184H23L22 182L19 184ZM25 182H26V179H25ZM27 182H28V180H27ZM55 182V181H54ZM155 182V181H154ZM181 182H182V180H181ZM185 182V181H184ZM206 182V181H205ZM208 182V181H207ZM206 182V183H207ZM222 182V181H221ZM243 182V181H242ZM253 182H254V180H253ZM8 182H6V184H7ZM33 183V182H32ZM40 183V182H39ZM52 183V182H51ZM177 183V182H176ZM213 183H215V181H213ZM225 183V182H224ZM236 183H237V181H236ZM245 183V182H244ZM243 183V184H244ZM264 183V182H263ZM12 184H15V182L14 183H12V181L11 182H9V184H8V191L6 192V189L4 188H2L4 185H0V209H1V206H2V204H3V201L5 200H8V198L10 197L11 199L13 198V199H15V197H17V196H15V194H14V192H15V190H14V187H15V189L16 188H18V186L16 187V185H14V187H12L13 185ZM27 184V183H26ZM57 184V183H56ZM63 184V183H62ZM93 184H95V182L93 183ZM158 184H160V183H158ZM164 184H165V182H164ZM168 184V183H167ZM175 184V183H174ZM173 184V185H174ZM181 184H183V186L185 187V185H184V183H181ZM187 184H189V183H187ZM191 184V183H190ZM196 184V183H195ZM195 184H194V186L193 187H199V188H201V186L202 187H204V185H201V186H199V183H198V185L197 186H195ZM201 184H202V181H201ZM212 184V183H211ZM211 184H209V186L210 187H212V185ZM220 184H222V183H220ZM227 184V183H226ZM254 184V183H253ZM256 184V183H255ZM254 184V185H255ZM32 185V184H31ZM34 185V184H33ZM38 185V184H37ZM47 185H50L49 184V182L47 183ZM55 185V184H54ZM83 185V184H82ZM85 185V184H84ZM153 185V184H152ZM162 185H163V183H162ZM170 185V184H169ZM254 185H251V187L252 186H254ZM6 186V185H5ZM21 186H23V185H21ZM25 186V185H24ZM42 186V185H41ZM44 186H46V184L45 185H43V187ZM58 186V185H57ZM62 186V185H61ZM155 186V185H154ZM171 186V185H170ZM174 186H176V184L174 185ZM180 186H182V185H180ZM187 186V185H186ZM206 186V185H205ZM209 186H208V184H207V187L209 188ZM239 186H241V185H239ZM249 186V185H248ZM257 186V185H256ZM10 187H12L13 188V194H14V196L12 195V193H11V195L13 196H9L10 195V192H9V189H10ZM86 187V186H85ZM84 187V188H85ZM104 187V186H103ZM173 187V186H172ZM170 188V190H172L173 188ZM191 187V186H190ZM192 187V188H193ZM224 187V186H223ZM243 187V186H242ZM247 187V186H246ZM250 187V188H251ZM259 187V186H258ZM20 188H22V187H20ZM19 188V189H20ZM34 188V187H33ZM99 188H100V186H99ZM102 188V187H101ZM134 188H135V186H134ZM138 189H139V187H137ZM158 188H159V186H158ZM157 188V190H159L160 189V192H161V188H159L158 189ZM169 188V186L167 187V189ZM180 188H182V187H180ZM179 188V186H178V189H180ZM195 188H193V189H191V193L194 191V192H200V191H195L194 189ZM204 188H206V187H204ZM213 188V187H212ZM234 188V187H233ZM240 188V187H239ZM245 188V187H244ZM41 189H43L42 187H41ZM47 189V188H46ZM45 189V190H46ZM56 189H59V188H56ZM81 189V188H80ZM166 189V190H167ZM175 189V188H174ZM188 189H189V187H188ZM225 189H226V187H225ZM248 189V188H247ZM252 189H254V188H252ZM256 189V188H255ZM16 190H18V189H16ZM21 190V189H20ZM29 190V189H28ZM35 190V189H34ZM50 190V189H49ZM53 190V189H52ZM163 190V189H162ZM177 190V189H176ZM176 190H174V191H176ZM182 190H184L183 188H182ZM193 190V191H192ZM196 190H198L197 188H196ZM208 190H210V189H208ZM227 190V189H226ZM246 190V189H245ZM261 190V189H260ZM30 191V190H29ZM55 191V190H54ZM93 191V190H92ZM96 191V190H95ZM135 190H133L132 191V193L134 192ZM154 191V190H153ZM164 191H165V187H164ZM206 191V190H205ZM213 191H214V189H213ZM219 191H220V189H219ZM223 191H225V190H223ZM227 191H230V189L229 190H227ZM231 191H233V190H231ZM240 191V190H239ZM255 191V190H254ZM263 191V190H262ZM19 192V191H18ZM17 192V193H18ZM21 192V191H20ZM23 192V191H22ZM42 192H44V191H42ZM47 192V191H46ZM139 192V191H138ZM141 192H143V191H141ZM157 192V191H156ZM166 192V191H165ZM164 192V193H165ZM172 192H173V190H172ZM177 192L179 193L180 192V190H177ZM185 192V191H184ZM193 192V193H194ZM203 192H204V190H203ZM202 192V193H203ZM207 192V191H206ZM208 192H210V191H208ZM208 192L206 193V194H208ZM241 192V191H240ZM246 192V191H245ZM253 192V191H252ZM258 192V191H257ZM16 193V192H15ZM16 193V194H17ZM50 193V192H49ZM53 193V192H52ZM50 194L49 195V198H47V201H46V203L48 202V203H50L49 205H51V204H53L52 202H53V200H54V198L56 197L55 195H54V193L53 194ZM80 193V192H79ZM121 193V192H120ZM145 193V192H144ZM154 193V192H153ZM159 193V192H158ZM163 193V194H164ZM168 193V192H167ZM186 193V195L188 194V196L190 195V196H192L193 197V194H190V192L189 193H187V191L185 192ZM201 193V192H200ZM205 193V192H204ZM211 193V192H210ZM217 193H219V192H217ZM226 193V192H225ZM239 192H237V194H238ZM259 193V192H258ZM264 193V192H263ZM19 194V193H18ZM22 194H24V193H22ZM21 194V195H22ZM28 194V193H27ZM129 194H131V193H129ZM137 194V193H136ZM141 194V193H140ZM140 194H138V195H140ZM147 194V193H146ZM173 194H175V193H173ZM177 194V193H176ZM182 194H184V193H182ZM205 194V195H206ZM212 194V193H211ZM214 194H216V193H214ZM230 194V193H229ZM228 194V195H229ZM253 194V193H252ZM21 195H20V197H18L17 199L18 200H22L21 199ZM39 195V194H38ZM133 195H135V194H133ZM144 195V194H143ZM142 195V196H143ZM156 195H157V193H155L154 194V196L156 197ZM160 195H162V193L160 194ZM179 194H177V196H178ZM204 195V194H203ZM210 194H208V196H209ZM217 195H219V194H217ZM232 195V194H231ZM240 195H241V193H240ZM260 195V194H259ZM7 196H9L8 198H7ZM19 196V195H18ZM35 197H36V195H34ZM59 196H60V194H59ZM58 196V197H59ZM85 196V195H84ZM157 196H159V195H157ZM168 196H169V194H168ZM167 196V197H168ZM171 196H173V195H171ZM182 196V195H181ZM181 196H179V197H181ZM183 196H185V194L183 195ZM181 197V198H185V197ZM200 196V195H199ZM207 196V195H206ZM252 196V195H251ZM263 196V195H262ZM7 199H6V198ZM38 197H41V195L40 196H38ZM43 197V196H42ZM46 197H47V195H46ZM45 197V198H46ZM57 197V198H58ZM93 197V196H92ZM100 197V196H99ZM128 197H131V196H128ZM160 197H162V196H160ZM174 197H175V195H174ZM214 197V196H213ZM218 197V196H217ZM223 197H224V195H223ZM233 197H235V196H233ZM240 197V196H239ZM256 198L258 197V196H255ZM20 198V199H19ZM33 198V197H32ZM139 198V197H138ZM169 198V197H168ZM170 198H173V197H170ZM176 198V197H175ZM181 198L180 199H178V200H181ZM186 198H188V197H186ZM198 198V197H197ZM201 198V197H200ZM206 198V197H205ZM204 198V199H205ZM220 198H222V197H220ZM225 198V197H224ZM253 198H254V196H253ZM10 199V200H11ZM25 199H26V197H25ZM27 199H28V197H27ZM38 199V198H37ZM140 199H142V197L140 198ZM146 199V198H145ZM144 199V200H145ZM148 199V198H147ZM154 199V198H153ZM156 199H157V197H156ZM164 199V198H163ZM174 199V198H173ZM177 199V198H176ZM199 199V198H198ZM202 199V198H201ZM209 199V198H208ZM215 199V198H214ZM213 199V200H214ZM219 199V198H218ZM242 199V198H241ZM251 199V198H250ZM40 200H41V198H40ZM43 200V199H42ZM57 200H60L59 198L57 199ZM101 200V199H100ZM158 200V199H157ZM160 200V199H159ZM168 200H170V199H168ZM172 200V199H171ZM187 200V199H186ZM186 200H185V203H186ZM191 200H193L192 198H191ZM206 200V199H205ZM227 200V199H226ZM239 200V199H238ZM256 200H258V199H256ZM255 200V201H256ZM29 201V200H28ZM27 201V202H28ZM31 201H32V199H31ZM30 201V202H31ZM39 201V200H38ZM106 201V200H105ZM112 201V200H111ZM132 201V200H131ZM151 201V200H150ZM149 201V202H150ZM174 201H176V200H174ZM183 201V200H182ZM188 201V200H187ZM195 200H193L192 202H194ZM209 201H210V199H209ZM237 201V200H236ZM235 201V202H236ZM248 201V200H247ZM259 201V200H258ZM25 202V201H24ZM35 202V201H34ZM60 202V201H59ZM132 202H135V200H133ZM140 202V201H139ZM145 203H146V201H144ZM165 202H166V199H165ZM173 202V201H172ZM191 202V201H190ZM196 202H198L197 200H196ZM205 202V201H204ZM233 202V201H232ZM246 202V201H245ZM248 202H251V201H248ZM14 203V202H13ZM32 203V202H31ZM42 203V202H41ZM45 203V202H44ZM54 203H56V202H54ZM114 203L115 202H113V204L112 205H114ZM162 203V202H161ZM169 203V202H168ZM177 203H178V201H177ZM177 203H175V204H177ZM183 202H181V204H182ZM202 203V202H201ZM221 203V202H220ZM223 203H224V200H223ZM223 203H221V204H223ZM229 203V202H228ZM234 203V202H233ZM236 203H238V202H236ZM244 203V202H243ZM259 203V202H258ZM257 203V204H258ZM16 204V203H15ZM130 204H133V203H130ZM157 204H159V202H157ZM174 204V205H175ZM188 204H189V202H188ZM197 204V203H196ZM196 204H192V205H195L196 207H198V205H196ZM213 204V203H212ZM215 204V203H214ZM12 205V204H11ZM14 205V204H13ZM12 205V206H13ZM19 204L17 203V205L16 206H18ZM29 205V204H28ZM33 205H35V204H33ZM48 205V206H49ZM54 205V204H53ZM56 205V204H55ZM58 205V204H57ZM134 205V204H133ZM138 205V204H137ZM145 205V204H144ZM171 205H172V203H171ZM178 205H179V203H178ZM203 205V204H202ZM204 205H206L205 203H204ZM219 205V204H218ZM218 205H215V207L216 206H218ZM225 205H226V203H225ZM225 205H224V207L223 208H225ZM239 205V204H238ZM245 205V204H244ZM247 205V204H246ZM263 205V204H262ZM5 206V205H4ZM20 206H22V205H20ZM23 206H25V204L23 205ZM40 207H41V205H39ZM47 206V205H46ZM154 206H156V205H154ZM160 206V205H159ZM163 206H165V205H163ZM167 206V205H166ZM173 206V205H172ZM185 206V205H184ZM186 206H188V207H190L189 205H187V203H186ZM185 206V207H186ZM208 206V205H207ZM206 206V207H207ZM233 206V205H232ZM25 207H27V206H25ZM54 207H56V206H54ZM140 207V206H139ZM162 207V206H161ZM177 207H180V206H177ZM194 207V206H193ZM209 207V206H208ZM214 207V208H215ZM221 207V206H220ZM219 207V208H220ZM234 207V206H233ZM239 207V206H238ZM260 207H261V205H260ZM18 209L20 208V207H17ZM58 208V207H57ZM136 208V207H135ZM152 208V207H151ZM172 208V207H171ZM170 208V209H171ZM195 208V207H194ZM194 208H193V210H194ZM212 208V207H211ZM218 208V207H217ZM229 208V207H228ZM231 209H232V207H230ZM240 208H242V207H240ZM256 208H258V207H256ZM262 208V207H261ZM2 209L3 210H5L3 207H2ZM7 209V208H6ZM15 209V208H14ZM21 209V208H20ZM23 209V208H22ZM26 209V208H25ZM25 209H24V211H25ZM29 209H31V208H29ZM38 209H40V208H38ZM37 209V210H38ZM42 209V208H41ZM50 209V208H49ZM58 209H60V207L58 208ZM158 209V208H157ZM186 209V208H185ZM188 209V208H187ZM186 209V211L187 212H185V210H184V212H185V214L187 213L188 214V210L190 209H188L187 210ZM197 209V208H196ZM199 209V208H198ZM204 209V208H203ZM235 209V208H234ZM236 209H237V207H236ZM254 209V208H253ZM260 209V208H259ZM263 209H264V207H263ZM8 211H9V208L7 209ZM15 210H17V209H15ZM33 210V209H32ZM52 210V209H51ZM140 210V209H139ZM153 210V209H152ZM155 210V209H154ZM159 210V209H158ZM167 210H168V208H167ZM174 210V209H173ZM181 210H182V208H181ZM191 210H192V208H191ZM190 210V211H191ZM218 210V209H217ZM220 210V209H219ZM229 210V209H228ZM239 210V209H238ZM10 211H11V209H10ZM9 211V212H10ZM21 212H22V210H20ZM19 211V212H20ZM31 211V210H30ZM48 211V210H47ZM50 211V210H49ZM53 211V210H52ZM131 211V210H130ZM144 211V210H143ZM164 211V210H163ZM189 211V212H190ZM196 211V210H195ZM211 211V210H210ZM212 211H214V209L212 208ZM216 211V210H215ZM224 211H226V210H224ZM230 211V210H229ZM236 211V210H235ZM235 211H233L234 213H235ZM240 211V210H239ZM4 212V211H3ZM8 212V213H9ZM26 212V211H25ZM41 212V211H40ZM39 212V213H40ZM46 212V211H45ZM51 212V211H50ZM49 212V213H50ZM128 212V211H127ZM146 212V211H145ZM154 212V211H153ZM158 212V211H157ZM175 212V211H174ZM173 212V213H174ZM181 212V211H180ZM179 212V213H180ZM204 212H206L205 210H204ZM217 212H219V211H217ZM217 212H215V213H217ZM252 212V211H251ZM1 213H2V211H1ZM6 213V212H5ZM4 213V214H5ZM11 213V212H10ZM26 213H28V210H27V212ZM30 213V212H29ZM28 213V214H29ZM38 212H36L35 214H37ZM58 213H60L59 211H58ZM132 213H134V211H132ZM165 213V212H164ZM178 213V212H177ZM200 213V212H199ZM223 213V212H222ZM222 213H220V214H222ZM230 213V212H229ZM41 215L43 214V213H40ZM67 214V213H66ZM129 214V213H128ZM141 214V213H140ZM144 214H146V213H144ZM149 214L151 215V213L149 212ZM166 214H167V212H166ZM166 214H165V216H166ZM174 214H176V213H174ZM185 214H183V215H185ZM196 214V213H195ZM233 213H231V215H232ZM238 214V213H237ZM262 214H263V212H262ZM2 215V214H1ZM12 215V214H11ZM23 215V214H22ZM27 215V214H26ZM65 215V214H64ZM68 215V214H67ZM77 215V214H76ZM133 215V214H132ZM155 215V214H154ZM153 215V216H154ZM159 215V214H158ZM169 215V214H168ZM230 215V216H231ZM241 215V214H240ZM244 215V214H243ZM252 215H253V213H252ZM256 215V214H255ZM16 216V215H15ZM57 216H60V215H57ZM79 216V215H78ZM135 216V215H134ZM143 216V215H142ZM141 216V217H142ZM146 216V215H145ZM147 216H148V214H147ZM162 216V215H161ZM165 216H163V217H165ZM194 216H196V215H194ZM199 216V215H198ZM200 216H201V214H200ZM213 216H214V214H213ZM224 216V215H223ZM235 216V215H234ZM248 216V215H247ZM5 217V216H4ZM3 217V218H4ZM7 217H8V214H7ZM11 217V216H10ZM10 217H9V219H10ZM17 217V216H16ZM28 217V216H27ZM33 217H34V215H33ZM41 217V216H40ZM43 217V216H42ZM53 217V216H52ZM75 217V216H74ZM80 217V216H79ZM167 217V216H166ZM166 217H165V219H166ZM169 217V216H168ZM172 217V216H171ZM182 216H180V218H181ZM203 217H206L205 215L203 216ZM229 217V216H228ZM246 217V216H245ZM264 217V216H263ZM2 218V217H1ZM13 218V217H12ZM20 218V217H19ZM30 218V217H29ZM44 218V217H43ZM48 218V217H47ZM50 218V217H49ZM57 218V217H56ZM61 218V217H60ZM64 218H65V216H64ZM76 218H77V216H76ZM134 218V217H133ZM133 218H131V220L133 219ZM139 218V217H138ZM147 218V217H146ZM145 218V219H146ZM179 218V217H178ZM179 218V219H180ZM211 218V217H210ZM219 218V217H218ZM223 218V217H222ZM235 218V217H234ZM262 218V217H261ZM5 219V218H4ZM31 219V218H30ZM30 219H28V221L30 220ZM37 219V218H36ZM45 219V218H44ZM62 219V218H61ZM127 219V218H126ZM145 219H144V222H145ZM154 219V218H153ZM177 219V218H176ZM184 219V218H183ZM190 219H191V217H190ZM197 219V218H196ZM205 219V218H204ZM203 219V220H204ZM208 219V218H207ZM228 219V218H227ZM230 219H232V218H230ZM236 219V218H235ZM257 219H259V218H257ZM263 219V218H262ZM3 220V219H2ZM1 220V221H2ZM47 220V219H46ZM81 220V219H80ZM90 220V219H89ZM127 220H130V219H127ZM148 220V219H147ZM150 220V219H149ZM156 220V219H155ZM154 220V221H155ZM168 220V219H167ZM173 220V219H172ZM192 220V219H191ZM194 220V219H193ZM199 220V219H198ZM214 220H215V217H214ZM225 220V219H224ZM237 220V219H236ZM251 220V219H250ZM0 221V222H1ZM4 221V220H3ZM6 221V220H5ZM14 221H15V219H14ZM22 221V220H21ZM25 221V220H24ZM42 222H44L43 220H41ZM61 221V220H60ZM78 221V220H77ZM122 221V220H121ZM134 221V220H133ZM139 221V220H138ZM159 221H160V219H159ZM171 221V220H170ZM177 221V220H176ZM183 221V220H182ZM200 221V220H199ZM209 221V220H208ZM207 221V223H209ZM217 220H215L214 222H216ZM229 221H231V220H229ZM242 221V220H241ZM251 221H253V220H251ZM257 221H260V220H257ZM17 222V221H16ZM36 222V221H35ZM38 222V221H37ZM63 222V221H62ZM85 222V221H84ZM114 222V221H113ZM118 222H119V220H118ZM117 222V223H118ZM130 222V221H129ZM147 222V221H146ZM145 222V223H146ZM151 222V221H150ZM166 222V221H165ZM174 222V221H173ZM172 222V223H173ZM180 222V221H179ZM184 222V221H183ZM191 222V221H190ZM206 222V221H205ZM238 222V221H237ZM263 222V221H262ZM2 223V222H1ZM6 223V222H5ZM22 223V222H21ZM39 223V222H38ZM48 223V222H47ZM78 223V222H77ZM76 223V224H77ZM125 223V222H124ZM123 223V224H124ZM127 223V222H126ZM134 223V222H133ZM141 223V222H140ZM139 223V224H140ZM156 223V222H155ZM163 223V222H162ZM169 223V222H168ZM192 223V222H191ZM196 223V222H195ZM200 223H202V222H200ZM213 223V222H212ZM218 223V222H217ZM217 223L215 224V223H213L214 224V226H217ZM230 223H232V222H230ZM239 223V222H238ZM241 223H243L244 224V222H241ZM247 223V222H246ZM250 223V222H249ZM252 223V222H251ZM257 223H259V222H257ZM3 224V223H2ZM7 224V223H6ZM9 224V223H8ZM17 224H19V223H17ZM25 224V223H24ZM33 224V223H32ZM129 224V223H128ZM139 224H138V226H139ZM153 224V223H152ZM170 224V223H169ZM175 224V223H174ZM177 224V223H176ZM178 224H180V223H178ZM185 224V223H184ZM197 224V223H196ZM221 224H222V221H221ZM260 224V223H259ZM264 224V223H263ZM119 225V224H118ZM4 226H5V224H4ZM27 226H28V224H27ZM39 226H40V224H39ZM159 226H160V224H159ZM186 226H187V224H186ZM201 226H202V224H201ZM210 226H211V224H210ZM231 226H232V224H231ZM230 226V227H231ZM248 226H249V224H248ZM251 226H252V224H251ZM254 226H256V223H254ZM257 226H258V224H257ZM256 226V227H257ZM10 227V226H9ZM8 227V228H9ZM15 227V226H14ZM31 227V226H30ZM42 227H44V226H42ZM125 227V226H124ZM127 227V226H126ZM133 227H134V224H133ZM142 227H144V226H142ZM146 227V226H145ZM155 227V226H154ZM157 227V226H156ZM162 227V226H161ZM166 227V226H165ZM170 226H168V228H169ZM185 227V226H184ZM198 227H200V224H199V226ZM209 227V226H208ZM220 227V226H219ZM238 227V226H237ZM18 228V227H17ZM46 228V227H45ZM48 228V227H47ZM61 228V227H60ZM65 228V227H64ZM64 228H62V229H64ZM68 228V227H67ZM86 228V227H85ZM147 228H149V227H147ZM146 228V229H147ZM160 228V227H159ZM158 228V229H159ZM167 228V229H168ZM180 228H181V226H180ZM191 228V227H190ZM193 228V227H192ZM203 228V227H202ZM233 228V227H232ZM236 228V227H235ZM0 229H1V227H0ZM7 229V228H6ZM5 229V230H6ZM21 229V228H20ZM29 229H31V228H29ZM55 229H57V228H55ZM69 229V228H68ZM96 229V228H95ZM143 229V228H142ZM145 229V228H144ZM156 229V228H155ZM162 229V228H161ZM177 229V228H176ZM175 229V230H176ZM198 228H196V230H197ZM201 229V228H200ZM220 229V228H219ZM226 229V228H225ZM240 229V228H239ZM245 229V228H244ZM261 229V228H260ZM3 231H4V229H2ZM12 230V229H11ZM35 230V229H34ZM37 230H38V228H37ZM49 230H50V228H49ZM127 230H128V228H127ZM139 230H140V228H139ZM188 230V229H187ZM193 230V229H192ZM199 230V229H198ZM201 230H203V229H201ZM205 230H206V228H205ZM209 230V229H208ZM217 230V229H216ZM227 230V229H226ZM248 230H250V229H248ZM263 230H264V228H263ZM14 231V230H13ZM17 231V230H16ZM20 231V230H19ZM33 231V230H32ZM39 231H40V229H39ZM53 231H54V229H53ZM57 231V230H56ZM61 231V230H60ZM68 231V230H67ZM132 231V230H131ZM150 231V230H149ZM152 231V230H151ZM161 231H163V230H161ZM169 231V230H168ZM185 231H186V228H185ZM200 231V230H199ZM230 231H231V229H230ZM242 231V230H241ZM2 232V231H1ZM37 232V231H36ZM44 232V231H43ZM47 232V231H46ZM45 232V233H46ZM50 232H51V230H50ZM55 232V231H54ZM53 232V233H54ZM130 232V231H129ZM140 232H142V231H140ZM154 232V231H153ZM180 232V231H179ZM187 232V231H186ZM198 232V231H197ZM204 232V231H203ZM207 232V231H206ZM210 232V231H209ZM218 232H219V230H218ZM243 232V231H242ZM252 232H256V231H252ZM261 231H259V233H260ZM6 233H8V231L6 232ZM29 233H30V231H29ZM33 233V232H32ZM31 233V234H32ZM49 233V232H48ZM47 233V234H48ZM52 233V234H53ZM64 233V232H63ZM62 233V234H63ZM145 233V232H144ZM152 233V232H151ZM154 233H156V232H154ZM188 233V232H187ZM186 233V234H187ZM200 233V232H199ZM205 233V232H204ZM212 233V232H211ZM214 233V232H213ZM223 233H224V230H223ZM240 233V232H239ZM249 233V232H248ZM4 234V233H3ZM10 234H11V232H10ZM37 234V233H36ZM157 234V233H156ZM167 234H168V232H167ZM166 234V235H167ZM170 234V233H169ZM177 234V233H176ZM180 234V233H179ZM237 234V233H236ZM251 234H253V233H251ZM250 234V235H251ZM4 235H6V234H4ZM8 235V234H7ZM13 235V234H12ZM30 235V234H29ZM37 235H39V234H37ZM60 235V233L58 234V236ZM67 235V234H66ZM188 235V234H187ZM216 235V234H215ZM215 235H213V236H215ZM234 235V234H233ZM238 235V234H237ZM249 235V236H250ZM264 235V234H263ZM1 236V235H0ZM35 236V235H34ZM42 236V235H41ZM40 236V237H41ZM47 236V235H46ZM57 236V238H60V237H58ZM61 236V235H60ZM64 236H65V234H64ZM147 236V235H146ZM149 236V235H148ZM183 236H185V235H183ZM224 236V235H223ZM223 236H221V237H223ZM20 237V236H19ZM29 237V236H28ZM39 236H38V238H40ZM56 237V236H55ZM66 237V236H65ZM174 237V236H173ZM179 237V236H178ZM177 237V238H178ZM195 237V236H194ZM201 237V236H200ZM206 237H207V235H206ZM220 237V238H221ZM227 237V236H226ZM244 237V236H243ZM246 237H248V235H246ZM251 237V236H250ZM255 237H256V235H255ZM260 237V236H259ZM3 238V237H2ZM1 237H0V242L2 241V240H4V238L2 239ZM13 238V237H12ZM36 238V237H35ZM45 238H47V237H45ZM45 238H43L44 240H45ZM186 238V237H185ZM198 238V237H197ZM197 238L195 237V239L197 240ZM202 238V237H201ZM204 238H205V236H204ZM214 238V237H213ZM218 238V237H217ZM240 238V237H239ZM249 238V237H248ZM253 238H254V235H253ZM252 238V239H253ZM137 239V238H136ZM156 239V238H155ZM223 239V238H222ZM228 239V238H227ZM226 239V240H227ZM236 239V238H235ZM240 239H242V238H240ZM250 239V238H249ZM251 239V240H252ZM256 238H254V240H255ZM260 239L262 240V238L260 237ZM40 240V239H39ZM43 240V241H44ZM50 240V239H49ZM56 240H58V239H56ZM55 240V241H56ZM84 240V239H83ZM179 240V239H178ZM210 240V239H209ZM208 240V241H209ZM213 240V239H212ZM237 240V239H236ZM253 240V241H254ZM257 240V239H256ZM12 241V240H11ZM10 241V242H11ZM36 241H38V240H36ZM41 241H42V238H41ZM53 241V240H52ZM64 241H65V239H64ZM67 241V240H66ZM65 241V242H66ZM70 241V240H69ZM141 241V240H140ZM149 241H151V240H149ZM161 241V240H160ZM174 241V240H173ZM184 241H185V239H184ZM224 241V240H223ZM243 241H244V239H243ZM250 241V240H249ZM248 241V242H249ZM263 241H264V239H263ZM3 242V241H2ZM8 242H9V240H8ZM45 242H47L48 243V245H49V241H45ZM121 242V241H120ZM128 242V241H127ZM152 242V241H151ZM169 242V241H168ZM199 242V241H198ZM206 242V241H205ZM213 242V241H212ZM218 242V241H217ZM227 242V241H226ZM232 242V241H231ZM242 242V241H241ZM262 242V241H261ZM4 243V242H3ZM34 243H36V242H34ZM154 243H156L155 241H154ZM153 243V244H154ZM166 243V242H165ZM180 243V242H179ZM208 243V242H207ZM216 243V242H215ZM214 243V245H216ZM220 243V242H219ZM228 243V242H227ZM226 243V244H227ZM256 243V242H255ZM260 243V242H259ZM5 244H6V242H5ZM9 244V243H8ZM7 244V245H8ZM11 244V243H10ZM45 244V243H44ZM56 244V243H55ZM64 244V243H63ZM150 244V243H149ZM152 244V245H153ZM170 244V243H169ZM172 244H174V245H176L175 243H172ZM183 244V243H182ZM218 244V243H217ZM240 244V243H239ZM242 244V243H241ZM244 244V243H243ZM242 244V245H243ZM257 244V243H256ZM39 245H40V243H39ZM61 245V244H60ZM65 245V244H64ZM71 245V244H70ZM125 245V244H124ZM142 245H144V244H142ZM168 245V244H167ZM177 245H179V244H177ZM181 245V244H180ZM201 245H202V243H201ZM203 245H205V244H203ZM212 245V244H211ZM220 245H222V244H220ZM230 245V244H229ZM238 245V244H237ZM245 245H247L246 243H245ZM252 245V244H251ZM13 246V245H12ZM42 246H43V243H42ZM53 246V244L51 245V247ZM57 246V245H56ZM63 246V245H62ZM66 246V245H65ZM103 246V245H102ZM127 246V245H126ZM160 246V245H159ZM223 246V245H222ZM232 246V245H231ZM230 246V247H231ZM244 246V245H243ZM264 246V245H263ZM262 246V247H263ZM4 247H6L5 245H4ZM14 247V246H13ZM69 247V246H68ZM107 247V246H106ZM144 247V246H143ZM171 247H172V245H171ZM180 247V246H179ZM208 247V246H207ZM211 246H209V248H210ZM213 247V246H212ZM236 247V246H235ZM238 247V246H237ZM250 247V246H249ZM252 247H253V245H252ZM255 247H257V246H255ZM261 247V248H262ZM8 248H9V246H8ZM8 248L6 249V250H8ZM31 248V247H30ZM33 248V247H32ZM42 247H40V249H41ZM56 248H58V247H56ZM70 248H72V247H70ZM105 248V247H104ZM151 248V247H150ZM166 248V247H165ZM169 249H170V247H168ZM176 248H178V247H176ZM181 248V247H180ZM199 248V247H198ZM206 248V247H205ZM215 248H216V246H215ZM222 248V247H221ZM220 248V249H221ZM242 248V247H241ZM240 248V249H241ZM257 248H260V246L259 247H257ZM1 249H3L4 251H2V253H5L6 251H5V248H1ZM10 249V248H9ZM46 249V248H45ZM49 249V248H48ZM52 249V248H51ZM54 249V248H53ZM64 249V248H63ZM68 249V248H67ZM138 249H140V248H138ZM156 249H157V247H156ZM163 249V248H162ZM168 249V250H169ZM175 249V248H174ZM204 249V248H203ZM211 249V248H210ZM209 249V250H210ZM219 249V250H220ZM225 249V248H224ZM229 249V248H228ZM235 249V248H234ZM250 249V248H249ZM256 249V248H255ZM43 250H44V248H43ZM126 250H127V248H126ZM130 250V249H129ZM133 250V249H132ZM165 250V249H164ZM176 250V249H175ZM175 250H174V252H175ZM178 250H181V249H178ZM208 250V251H209ZM214 250V249H213ZM215 250H217V249H215ZM254 250V249H253ZM9 251V250H8ZM11 251H12V249H11ZM38 251V250H37ZM70 251V250H69ZM74 251V250H73ZM103 251V250H102ZM134 251H137V250H134ZM158 251H160V250H158ZM157 251V252H158ZM194 251V250H193ZM212 251V250H211ZM223 251V250H222ZM228 251V250H227ZM237 251V250H236ZM236 251H234V252H236ZM246 251V250H245ZM258 251V250H257ZM261 251V250H260ZM10 252V251H9ZM143 252V251H142ZM156 252V253H157ZM170 252V251H169ZM179 252V251H178ZM182 252V251H181ZM198 252V251H197ZM215 252V251H214ZM225 252V251H224ZM244 252V251H243ZM247 252V251H246ZM259 252V251H258ZM42 253V252H41ZM53 253V252H52ZM69 253V252H68ZM67 253V254H68ZM137 253H138V251H137ZM141 253V252H140ZM184 253V252H183ZM211 253V252H210ZM220 253V252H219ZM228 253V252H227ZM254 252L252 251V254H253ZM256 253V252H255ZM5 254H7V253H5ZM63 254V253H62ZM149 254V253H148ZM147 254V255H148ZM175 254V253H174ZM178 254H180V253H178ZM178 254H176V255H178ZM185 254V253H184ZM192 254H193V252H192ZM192 254H191V256H192ZM206 254H207V252H206ZM206 254H204L205 255V257H208V256H206ZM215 254V253H214ZM232 254H234V253H232ZM231 254V255H232ZM251 254V253H250ZM251 254V255H252ZM264 254V253H263ZM35 255V254H34ZM46 255V254H45ZM173 255V254H172ZM172 255H170V256H172ZM181 255V254H180ZM187 255V254H186ZM230 255V256H231ZM246 255H247V253H246ZM39 256V255H38ZM54 256V255H53ZM59 257H60V255H58ZM64 256V255H63ZM66 256V255H65ZM137 256V255H136ZM140 256H141V254H140ZM151 256V255H150ZM157 256V255H156ZM160 256V255H159ZM189 256V255H188ZM220 256L221 255H219V258H220ZM223 256V255H222ZM229 256V255H228ZM248 256V255H247ZM250 256V255H249ZM257 256V255H256ZM261 256V255H260ZM264 255H262V257H263ZM33 257V256H32ZM56 257V256H55ZM154 257V256H153ZM177 257V256H176ZM181 257V256H180ZM183 257H184V255H183ZM209 257H211V256H209ZM208 257V259H210ZM225 258H226V256H224ZM246 257V256H245ZM262 257H260V258H262ZM39 258V257H38ZM37 258V259H38ZM42 258V257H41ZM44 258V257H43ZM54 258V257H53ZM63 258H65V257H63ZM143 258V257H142ZM149 258V257H148ZM167 258V257H166ZM172 258H174V257H172ZM189 258H190V256H189ZM238 258V257H237ZM242 258V257H241ZM254 257H252V259H253ZM259 258V259H260ZM264 258V257H263ZM262 258V259H263ZM10 259V258H9ZM8 259V260H9ZM13 259V258H12ZM30 259V258H29ZM59 259V258H58ZM62 259V258H61ZM141 259V258H140ZM144 259V258H143ZM158 259V258H157ZM162 259V258H161ZM177 259H179L178 257H177ZM212 259V258H211ZM210 259V260H211ZM243 259H245V258H243ZM3 260V259H2ZM49 260V259H48ZM63 260V259H62ZM67 260V259H66ZM65 260V261H66ZM152 260V259H151ZM174 260V259H173ZM182 260V259H181ZM186 260H188L187 258H186ZM191 260V259H190ZM189 260V261H190ZM204 260V259H203ZM213 260V259H212ZM224 260V259H223ZM231 260V259H230ZM233 260V259H232ZM238 260H239V258H238ZM246 260H248V259H246ZM3 261H5V260H3ZM14 261V260H13ZM37 261H39V260H37ZM45 261V260H44ZM175 261V260H174ZM179 262H180V260H178ZM185 261V260H184ZM189 261H188V263H189ZM202 261V260H201ZM214 261H215V259H214ZM251 261V260H250ZM257 261H258V259H257ZM9 262V261H8ZM29 262H31V261H29ZM139 262V261H138ZM147 262V261H146ZM152 262V261H151ZM155 262V261H154ZM153 262V264H155ZM158 262V261H157ZM186 262V261H185ZM198 262H200L199 260H198ZM205 262H206V260H205ZM210 262H213V261H209V263ZM246 262V261H245ZM259 262H260V260H259ZM2 263V262H1ZM10 263V262H9ZM8 263V264H9ZM42 263V262H41ZM44 263V262H43ZM69 263V262H68ZM139 263H141V261L139 262ZM178 263V262H177ZM176 263V264H177ZM182 263V262H181ZM184 263V262H183ZM187 263V264H188ZM232 263V262H231ZM261 263V262H260ZM47 264V263H46ZM65 264H67V262L65 263ZM149 264H150V262H149ZM158 264V263H157ZM167 264V263H166ZM170 264V263H169ZM195 264H196V262H195ZM201 264V263H200ZM207 264V263H206Z\"/></svg>",
	"mask_w": 264,
	"mask_h": 264
}]
</instances>
